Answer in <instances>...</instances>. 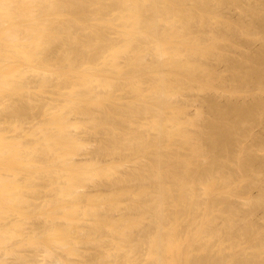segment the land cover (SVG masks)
<instances>
[{
  "label": "bare ground",
  "instance_id": "obj_1",
  "mask_svg": "<svg viewBox=\"0 0 264 264\" xmlns=\"http://www.w3.org/2000/svg\"><path fill=\"white\" fill-rule=\"evenodd\" d=\"M190 1V0H189ZM194 1V2H193ZM200 1H202V0H200ZM208 1V0H207ZM206 0H205V3H203L204 1H202V3L203 4H205V5H203V6H201V4L200 5H198L197 3V8L200 10V8L201 7H204V6H206L207 4H208V9L210 8V7H212L213 5H214V3H213V5H212V3H210L209 1H211V2H213L212 0H209L208 2H207ZM216 2H217V4H218V6H219V2H223L224 3V1L225 0H222V1H217V0H215ZM228 1V0H227ZM226 1V3H227V5H229V3ZM230 1V0H229ZM234 1V0H233ZM233 1H230L231 2V4H230V6L232 5V2ZM238 1V0H237ZM253 1V0H252ZM258 1V0H257ZM256 1V2H257ZM188 1L187 0H0V105H2V106H4V105H9V106H11L12 105V110H11V113H9L10 115L12 114V112H14V117L19 113V112H21V111H19V110H23L21 113H20V115L18 116V120H19V117L21 118H23V116H25L24 117V119L26 120V119H29V120H31V118H33L34 117V119L36 118V116H34V114L35 115H37V112L39 113V112H41L42 114H40V115H42V117H40V119L42 118V121L40 120V119H38V118H36V121H37V119L38 120H40L42 123H41V125H38V128L36 129L35 127V132H37L36 133V135H37V139H35V136L36 135H34V134H25L24 132H26V130H24L25 128H23V129H21V127H19V126H17V123H15V125H14V122H8L9 123V125H7V119H5V122L3 123V122H1L0 124H2L3 125V128H2V125L0 126V264H9V262L10 261H13V260H9V262H8V257L11 259H16V261L17 262H19V264H77V263H74V262H78V261H76L75 260V258H73L74 260H72V257H78V255L80 254H78L77 252H81V251H79L78 250V248L80 247L79 246V243H80V245H81V243H83V242H81V239L83 240L84 239V247H86L85 245H86V242H87V239L89 240V238H87V237H90V236H92V234L89 236H86V238H84L85 237V235L83 234V232H82V229L80 230H78V228L80 227L79 225L82 223V222H84V221H82L81 223L80 222H78L81 218L79 217L81 214H82V217H83V215L84 214H88V213H90V214H88V215H93V214H95L94 215V217L95 216H99V217H96V218H98V221H100V222H98L97 220V222L98 223H96V221L94 222L93 221V223H95V224H98L99 225V228L100 229H98V227H97V225L95 226V225H93V226H95L97 229H95L96 230V234H97V232L100 234V232L99 231H97V230H102L101 231V233L103 232V236H102V239L100 238V240H102V243L104 242L103 241V239H105V241H108V240H110V242H111V244H109V243H107V244H109V245H111L112 246V250H113V247H114V250H117V253H114L113 252V254H111L109 251H110V249H111V247H110V249H108V253H110L111 255H112V257H113V255L114 254H116V255H114V260L113 261H116L115 260V256L118 258V253H119V251H120V253L122 254L123 253V249H127L128 248V244L127 243H130L131 245L133 244V247L131 248V247H129V248H131L133 251H136V250H138V246H139V249H140V247L141 246H143L142 245V243H144V246L146 247H144L143 246V248L144 249H147V252H146V254H145V256H147V258L148 259H146V264H190V263H192V262H195L197 259H198V256H197V253H195V252H197L198 251V249H200L199 251H198V254H199V252L200 251H203V253H204V256H205V254H208V252H209V255H208V260L209 259H213L212 257H214V256H216L217 255V257L220 255V257H221V253L219 254V253H216V255L214 254V253H212L213 251L211 250V248L212 247H219V246H222V245H224L225 243H226V241H227V243L228 244H225L224 246H222L221 247V249H222V251H226V252H229L230 251V247H231V250H233V251H230V252H232V253H234V249H235V247L234 246H236L237 245V243L239 242L238 241V239H237V241H232L231 239H225V238H223L224 239V241H225V243H223V239H222V235H224V234H222L221 232V234L219 235V234H216L215 232H217L218 233V231H217V229L216 230H214V229H212V226L214 225V223H216L217 221V219H219V217L221 216V217H223L224 218V216L223 215H225V213H223L224 212V207H225V209H229V211H230V209L232 210L233 209V207H234V210L236 209L235 208V205H233V206H231L232 204L230 203V202H232V201H230V200H232L233 199V197H235L236 195V193H234L235 191H238V189H237V184L234 182V185H232V183H233V181H230L228 178H231L229 175H231V173L235 170H237V169H234V168H236V167H238V165L237 164H239V170L241 169V166H242V168L243 169H246V170H243V169H241L239 172H242L243 174H244V171H245V173H251V172H255L256 170H257V173H258V170L260 171L261 170V168H260V166H259V168L260 169H256L255 170V168L258 166L257 164H259V160L258 159H256V160H258L257 162H256V160H255V158L256 157H254L253 155H255L256 156V153H251V152H248L247 151V149H245V151L247 152H242L243 154L240 156V154L241 153H239V156H238V159L239 158H241L242 156H244V158H245V156L247 157V158H243L242 159V161H245L246 162V164H244L242 161H241V163H243L244 165H241L238 161H237V164H236V162L235 163H233L232 165H230V163H229V165L231 166V167H233V169L234 170H230V171H228L229 172V175H227L228 177L226 178L225 176H224V179H227V180H225L227 183H231V184H226V186H224L225 184H224V179H223V181H222V178L223 177H220V182H223V185L218 181L219 179H218V177L220 176V175H222V173H224L225 172V170H222V167L221 166H223V169H224V165H225V163H226V161L228 160L226 157H229V156H227V155H230V157H231V155H233V154H229V150H231V149H233L232 148V144H233V147H235L234 145H237L238 146V144H239V141L241 142V140H239V141H237L236 143L237 144H234L235 143V141H236V138L238 139L239 138V136H240V138L239 139H241L242 137H241V135L239 134L240 132L242 133V134H247L248 132H246V127H248L247 125H251V122L250 121H254V119L256 118V120H258V117L260 118L259 120H261V117H260V115L259 114H257V115H259V116H257L256 115V113L257 112H261L259 109H260V107L261 106H259L258 107V111H257V105H262L263 106V108H264V104H262V99H260V98H258V99H260V104H258V102L259 101H254V103H257V104H253L252 102H250V103H252L251 105H250V103H249V105L247 106H244L243 104H244V102H245V104H246V101H244V100H242L243 102H242V104H241V102L239 103H232L231 102V104L229 105V102H227L228 104H225V106H229V107H227L228 109H227V111L226 110H223L224 108H223V106H219V108H218V106H217V108L219 109V111H218V109H216V107L214 108H212L211 106H214V105H216L215 104V102L214 101H211V102H214V105H213V103H211L210 102V99H208L207 98V100L205 101V103H204V101L202 102V103H204V104H202L203 106V108L205 107V105H206V107H205V110L203 111V109H202V111H203V113H205L207 110H209V109H207V106H208V103L207 102H210L209 103V105H211L209 108H210V110H212L213 111V113H212V111L210 112L211 113V117L213 116V118L214 119H212L211 117V120H210V118H209V116H207V119L206 118H203V115H202V113H201V118L199 117H196V116H198V115H196L195 117H196V119H193L194 121H192L191 119H190V117L187 119L188 121H192V123H194V124H191V122H190V125L191 126H193V125H196L197 127H199L198 125H199V123L201 122V120H202V118H203V121H206V123H204L203 121V123H200V125L201 124H203L201 127H199L200 128V130H198L197 129V127H196V129H197V131H199V135H198V132H190V134L192 135H194V136H196V138H197V142H195L196 140H194L195 139V137H193L194 139H192V136H191V140H190V136H187V137H185L187 134H189V130L188 129H186V131H185V128H189V129H191L190 127H188L187 125H189L188 124V122H187V120H186V122L184 121V119L183 118H185V115H187V114H185V113H187V112H185L184 110H185V108L184 107H182L183 105H181L180 107L179 106H177L176 107V109L178 108L179 109V111L181 112V114L183 113V114H185L184 115V117L182 118H180V113L178 112V109L176 110L174 107H173V105H171V104H173V103H177L176 101L175 102H173L175 99V97H176V99H177V97L178 96H182V94H183V92L187 89H185V86L187 87L188 85V83L190 84L189 86H192L191 84H197V83H195L197 80V78L198 77H200L201 76V78H202V76H203V80L204 81H206L207 80V82H210L209 84H211L212 82L214 83L215 81H214V78H215V74H214V76H213V73H212V76H211V72H209L208 70V72L210 73V75L209 74H207L208 72L206 71V69L208 68H206V67H204V69L205 70H203L202 69V65H205L206 64V62H205V60H211V59H213V60H215V58H216V62L219 60V58L221 57V55L219 54V53H217L216 55V57H215V53H213V51H215L216 50V48L213 50L212 48H214V47H216V45H214L213 43H214V39H216V41L215 42H219L218 43V45L220 44V41H222V39L223 38H220V37H222L224 34H223V32L227 29L228 30V33H230L229 31H230V29L232 28V25H233V27H234V24H232L231 25V22H230V24H229V22H228V25H231V28L229 29V28H226V29H223L222 27V29H223V32L221 33V31L222 30H219L220 31V34L222 35H219L218 36V34H219V31H216V29L218 28H216L215 29V31L216 32H218V34L216 35L215 34V38H214V35L213 34H211L212 36L211 37H213V38H211V39H213V40H210L209 38H204V40L203 41H206V42H209L210 43V41H213V43L211 42L210 44H208L210 47H212V48H208V47H206V44H205V46L203 47V41H201V40H199L198 38V41H200V43L199 44H196L197 43V39H194L195 41H196V45H192V43H193V41L192 42H189L191 39H189L188 40V38L190 37V31H192L194 28V25H193V23H195L196 24V22H195V20L197 21V19L199 18L198 17V15H199V10H198V13L196 12V14H198L197 16H196V14H195V16L196 17H198V18H195V16L193 15V17H194V21H192L193 20V17H192V14L194 13H191L192 11H195L194 9H196V5H194L193 6V3L195 4V0H192V1H190V3H187ZM193 2V3H192ZM239 2H242V1H239ZM184 3V4H183ZM189 4V5H192V8H190L191 6H188V10L187 11H184L185 10V8H184V10H182L183 8H182V5L183 6H186L185 4ZM223 3L221 4V5H223ZM226 3H224V6H225V4ZM243 3V2H242ZM217 4H215V5H217ZM252 4H254V3H252ZM259 4V3H258ZM257 4V5H258ZM210 5H212V6H210ZM214 5V6H215ZM260 5V4H259ZM258 5V6H259ZM262 5H264V2H263V4ZM212 7L213 8V10L215 11V8H217V7ZM234 6V5H233ZM252 6V5H251ZM251 6H249V7H251ZM258 6L256 7V6H254V7H256V8H258ZM174 7H177V9H175ZM178 7H179V10H178ZM222 7V6H221ZM187 8V7H186ZM194 8V9H193ZM205 8L206 7H204V8H201L202 10H200L201 12L203 11V9L205 10ZM232 8V7H231ZM235 8V7H234ZM239 8V7H238ZM241 8V7H240ZM261 8H263V6H261ZM175 9V11H176V13L173 11ZM189 9H191V10H189ZM242 9V8H241ZM206 10H207V8H206ZM213 10H211V8H210V10L208 11V12H211L212 14L214 13L213 12ZM216 10H218V9H216ZM233 10V9H232ZM237 10V9H236ZM235 10V11H236ZM243 10V9H242ZM248 10V9H247ZM249 10H251L250 12H252V10H253V12H257L258 13V11H259V13L257 14H253V12L252 13H250V14H252V15H257L258 16V18L264 13H261V10L259 9H253L252 7H251V9H249ZM256 10H258V11H256ZM171 11H173V12H171ZM180 11V12H179ZM189 11V12H188ZM226 11V10H225ZM200 12V13H201ZM206 12V11H205ZM216 12H218V11H216ZM223 12V11H222ZM234 12V11H233ZM171 13H174L175 14V16H174V14H171ZM177 13H179L180 14V16L179 15H177L176 16V14ZM188 13V14H187ZM190 13V14H189ZM204 13V11L201 13V15H199L201 18H199L198 19V21H199V23H198V29H200L199 27H201V29L200 30H198V31H201V30H203V28L202 27H205V25L207 24V26L209 27V25H208V23H205L206 22V20L207 19H204V18H207V16H203V19L204 20H202V14ZM211 13H207L208 15H210ZM261 13V14H260ZM206 13H205V15H207ZM210 15V17L209 18H211V19H209L208 18V20H211L212 21V19H213V17H211V16H214L215 14H217V13H214L213 15ZM259 14H260V16H259ZM220 15V14H219ZM230 15V14H229ZM245 15V14H244ZM252 15H248V16H250V17H252ZM174 16V17H173ZM217 16H218V14H217ZM217 16H215L216 18H217V20H218V22L216 21V23H218L219 25H221L220 24V22H219V19H221V18H218ZM247 16V17H248ZM257 16H253V17H255V20H257V22L259 23L260 21L259 20H262L263 19V16H261L262 17V19H259L258 20V18H256ZM214 17V18H215ZM220 17V16H219ZM235 18V17H234ZM224 19L225 18H223L222 20L224 21ZM241 19V18H240ZM245 19V18H244ZM249 19V18H248ZM254 19V18H253ZM207 20V22H209ZM226 20V19H225ZM230 20V19H229ZM246 20V19H245ZM252 20V19H251ZM201 21H202V24H201ZM209 22V23H211V24H213V22ZM223 21H222V23H223ZM244 21V20H243ZM254 21V20H253ZM252 21V25H255L256 23H255V21L253 22ZM204 22V23H203ZM225 22H227V20L225 21ZM262 23H261V26H262V24H264L263 22H264V19H263V21H261ZM234 23V22H233ZM251 23V22H250ZM201 24V25H200ZM203 24H205L204 26H202ZM211 24H210V26H211ZM242 24V23H241ZM246 24V23H245ZM200 25V26H199ZM227 25V26H228ZM247 25V24H246ZM251 25V26H252ZM260 24H258V26L257 25H255L256 27H259L258 29L259 30H264V27L262 26V29H260L261 27L259 26ZM193 26V27H192ZM213 26V25H212ZM215 26V25H214ZM222 26H226V25H222ZM226 26V27H227ZM238 26H240V24H238ZM238 26H235L234 27V29H236V32H235V30L232 28L231 29V32H233L234 34H236L237 32H239L238 30H237V28H238ZM255 26H253L254 28H255ZM191 27H192V30H189V28L191 29ZM195 27H197L196 25H195ZM208 27H205L204 29H207ZM216 27V26H215ZM241 27V26H240ZM250 27V26H249ZM249 27H248V29H249ZM195 29H197V28H195ZM208 29H210V28H208ZM241 29H242V27H241ZM241 29H239L240 31H242ZM244 30L243 31H245V28H243ZM188 30H189V32H188ZM227 30L225 31V32H227ZM234 30V31H233ZM250 30V29H249ZM249 30H247V31H249ZM252 30H254V29H252ZM185 31H187L186 33H188L187 34V37H186V35H185ZM206 32H207V30H205ZM205 31H202L203 33H205ZM210 31V30H209ZM193 32V31H192ZM191 32V33H192ZM195 32V31H194ZM193 32V35L191 34V36L193 37V38H195L194 36L195 35H197V33L195 34ZM246 32V31H245ZM244 32V33H245ZM184 33V34H183ZM213 33H215V32H213ZM232 33V34H233ZM242 33V32H241ZM244 33L243 34H240V33H238L241 37H242V35H244ZM195 34V35H194ZM202 34V33H201ZM231 34V33H230ZM246 34V33H245ZM249 34V35H248ZM248 37L250 36V33L248 32ZM253 34V33H252ZM198 35H200V34H198ZM197 35V36H198ZM226 35V34H225ZM237 35V34H236ZM238 35V36H239ZM256 35V34H255ZM200 36H203V34L202 35H200ZM208 36H210V35H208ZM216 36L218 37V39H219V41H217L218 39L216 38ZM227 36L228 35H226V37H225V39H227ZM232 36L233 35H230V37L229 38H231V39H235V38H232ZM239 36V37H240ZM258 36V35H257ZM264 36V35H263ZM203 37H206V36H203ZM255 37V36H254ZM261 37V36H260ZM192 38V39H193ZM229 38H228V40H229ZM245 38V37H244ZM250 38V37H249ZM200 39H202L201 37H200ZM205 39H208V40H210V41H208V40H205ZM261 39V38H260ZM226 41V40H224L223 39V42L224 41H226V43H228L229 41V43H231L232 41L231 40H229V41ZM263 40V39H262ZM194 41V42H195ZM250 41V40H249ZM205 42V43H206ZM248 42V41H247ZM191 43V44H190ZM222 43V42H221ZM225 43V42H224ZM223 43V44H224ZM233 43H234V41H233ZM232 43V44H233ZM254 43V42H253ZM194 44V43H193ZM201 44V45H200ZM214 46H213V45ZM217 45V49H218V47H220V45L218 46ZM222 45V44H221ZM225 45V44H224ZM228 45H231V44H228ZM248 45V44H247ZM261 45V44H260ZM226 47V46H225ZM235 47V46H234ZM210 49V50H212L211 52H210V50H209V52H210V54H205L206 53V51L208 50V49ZM236 48V47H235ZM239 48V47H238ZM250 48V47H249ZM262 49H264V48H262ZM233 50V49H232ZM238 50H240V48L238 49ZM246 50V49H245ZM181 51V52H180ZM182 51L184 52L185 51V53H182ZM218 51H219V49H218ZM260 51L261 52H257V53H261V54H257V55H259V56H257L256 55V52H253V53H255V54H252V55H249V57H248V53H247V56H245V57H248L247 59L246 58H244L243 56H244V54H242L243 56H242V58L244 59V60H240V62L241 63H245L244 61H246V65L244 64V65H242L241 63H239V62H236V63H233V60H232V64H234V66H236V65H238L239 67L242 65L243 67H246L245 69H246V71H247V69L249 68V67H251L250 68V74L248 73L249 72V69H248V72H247V79H248V77H249V79L251 78H253V80L254 81H256V82H261V86H262V89H263V87H264V53H262V50L260 49ZM187 52V53H186ZM216 52V51H215ZM243 52H245V51H243ZM183 54V55H182ZM214 56H213V55ZM181 55V60L180 59H178V57ZM185 55H187V56H190V64H191V57H193L194 58V56L195 57H197V55L198 56H201L200 58H202L203 56H205L206 57V55H208L207 57L208 58H202V59H204V60H202L201 59V61H195V60H200L199 58L198 59H196L195 58V60H193V58H192V61H193V63L195 64V63H200L201 65V67L198 65V63H197V65H198V67H197V65L195 64V66L197 67V68H199L200 67V69H199V72H198V69L196 70V69H191L190 71H189V73L188 74H190L191 72H192V70H193V72L196 70L197 72H195V76H193L192 74H190V75H187V74H185L186 73V71L187 70H189L190 68H192V67H194V65L193 66H191L189 63H188V60L189 59H187V62H186V58H189V57H185V62H184V59L182 58V57H184ZM210 55V56H209ZM212 55V56H211ZM220 57H219V56ZM223 55V54H222ZM246 55V54H245ZM253 55H255V56H253ZM261 55H263V57H261ZM210 57V58H209ZM212 57V58H211ZM214 57V58H213ZM227 58V57H226ZM232 58V57H231ZM220 59H223L222 61L224 62V58H220ZM239 59V58H238ZM246 59V60H245ZM179 60V61H178ZM230 60V59H229ZM229 60H228V63H225L226 65H228V64H231V63H229ZM234 60H237V59H234ZM181 61H183V62H181ZM195 61V62H194ZM202 61H204L205 62V64L202 62ZM221 61V62H222ZM239 61V60H238ZM151 64H150V63ZM159 62H161V66H159ZM181 62V63H180ZM202 62V63H201ZM213 62V61H212ZM215 62V63H216ZM227 62V61H226ZM163 63V64H162ZM239 64H241V65H239ZM248 64V65H247ZM214 65V64H213ZM250 65V66H249ZM207 66V65H206ZM233 66V65H232ZM237 66V67H238ZM240 67L238 70H239V73H240V69H241V71H243L242 70V68L243 67ZM161 67H164V68H169V69H172V71H176V70H174V69H179V68H182V69H184L185 67H186V69L187 70H183V71H176L177 72V75H178V73H181V75L179 74V76H177L176 75V77H178V78H176L175 77V75H173V73H175L176 74V72H171V71H169V72H166L167 71V69H165L166 71H164V68H163V70H161ZM184 67V68H183ZM188 67H190L189 69H188ZM228 67H230V66H228ZM237 67L235 68V70L237 69ZM227 68V67H226ZM130 71V73H129V81L128 80H126V84L125 85H123V83L122 84H119V79H122L123 81H125V79L124 78H126L127 77V71L128 70ZM201 69H202V71H201ZM224 69H225V67H224ZM229 69V68H228ZM228 69H226V71L228 70ZM232 69H234V68H232ZM231 69V70H232ZM126 70V71H125ZM211 70V69H210ZM215 70V69H214ZM213 70V71H214ZM230 70V69H229ZM230 70V75H229V77L231 78L232 77V79L235 81V82H233L235 85H237L238 83L240 84V87L242 86V84L244 85V83L243 82H245V77H244V74H242V73H244V72H246L245 70L243 71V72H241L240 73V77H241V75H242V77L243 78H245V79H243L242 77H241V79H242V81H241V79H240V82H238L239 81V78H238V76L236 75L237 73H235V71H234V73L232 74V71ZM237 70V71H238ZM163 71H164V73H163ZM203 72V71H205V74H207V75H209L208 77H205L204 76V73H201V72ZM184 72V75L182 74ZM192 72V73H193ZM221 72V71H220ZM225 72V71H224ZM126 73V74H125ZM196 73H197V75H196ZM199 73L200 74H203V75H200L199 76ZM239 73H238V75H239ZM194 74V73H193ZM222 74V73H221ZM246 74V73H245ZM248 74H249V76H248ZM124 75V76H123ZM186 75H187V77H186ZM192 75V76H191ZM206 75V76H207ZM220 75V74H219ZM218 74H217V76H219ZM235 75L237 76V78L235 77ZM122 76V77H121ZM181 76H183V77H181ZM197 76V77H196ZM217 76H216V78H217ZM228 76V75H227ZM168 77V78H167ZM172 77H174V78H172ZM192 78L191 79V82H190V79L189 78ZM193 77H196V78H193ZM212 77H214V78H212ZM235 77V78H234ZM147 78H149V79H151L152 78V80L154 81V82H152L151 80H148ZM170 78H172V79H177V81L175 82V80H174V82H172L173 80H171ZM200 78V79H201ZM229 78V79H230ZM32 79H34L33 81H32ZM131 79V80H130ZM167 79H169L170 81L168 82V80ZM186 79H189L187 82H185V80ZM201 79V80H202ZM208 79L209 80H211V81H208ZM221 79H222V77H221ZM226 79V78H225ZM237 79H238V81H237ZM133 80V82H132V84H130L129 85V82L131 83V81ZM196 80V81H195ZM198 80H199V78H198ZM202 80V81H203ZM121 81V80H120ZM122 81V82H123ZM128 81V82H127ZM146 81L148 82V84L149 85H145L146 84ZM202 81H200V82H202ZM216 81H217V79H216ZM227 81V80H226ZM252 82V84H253V86L255 87V85L257 84H254L255 82ZM151 82H152V84H151ZM207 82H206V84L204 83V85H208L207 84ZM218 82V81H217ZM223 82H225L224 80H223ZM222 82V83H223ZM238 82V83H237ZM121 83V82H120ZM128 83V84H127ZM141 84V85H143V86H140L139 84ZM171 83L173 84V85H171ZM176 83H178L179 85H175ZM185 83V84H184ZM187 83V84H186ZM227 83H228V81H227ZM229 83H231L230 81H229ZM248 83V82H247ZM249 83H251V80H249ZM248 83V84H249ZM259 83L257 84V86L256 87H258V85H259ZM34 84V85H33ZM141 87V88H138L139 86ZM168 84L170 85V86H173V88H171L170 87V89H169V86H168ZM201 84V83H200ZM200 84H198V85H200ZM217 84H219V82L217 83ZM223 84H225V83H223ZM248 84H246L247 86H248ZM33 85V86H32ZM150 85H152V87H151V89H150V87H148V86H150ZM183 85H185L184 87H182ZM204 85H202L203 86V89H204ZM213 84H211V86H212ZM225 85H227V84H225ZM246 85H244V89H245V86ZM178 86H179V89H180V87H181V89L182 88H184L181 92H182V94L180 95V91H179V89H178ZM189 86H188V88H189ZM209 86V88L211 87L210 85H208ZM214 86V85H213ZM216 86V85H215ZM250 86H251V84H250ZM253 86H252V88H253ZM261 86L259 87V91L260 90H262V89H260L261 88ZM127 87H128V90H127ZM145 87V88H147L148 87V90H144L143 88ZM174 87H177V89H178V91L176 92V90H174ZM194 87V86H193ZM196 87V86H195ZM194 87V88H195ZM207 87V86H206ZM205 87V88H206ZM218 87L219 88H223V87H221L220 85H218ZM218 87H214V89L216 88H218ZM232 87V86H231ZM235 86H233L232 88H234ZM239 87V86H238ZM249 87V86H248ZM247 87V88H248ZM255 87V88H256ZM39 89V90H35V91H39L38 93H36V94H38V95H40L41 96V94H43L42 95V97H44V95L46 94V93H49V95H51V96H49L51 99H52V103H51V101H50V99H49V101H50V105L49 104H46V102H45V104H46V106L50 109H42L43 107L44 108H47V107H45V106H42V104H40L41 105V111H39L40 109L39 108H37L38 106H40V105H38V102H36V103H34V101L31 99V95H29V94H32V92L30 93V91H31V89ZM191 88V87H190ZM189 88V89H190ZM198 88V87H197ZM208 88V89H209ZM218 88V90H216V92L217 91H219V90H221V89H219ZM226 88V87H225ZM231 88V89H232ZM243 88V87H242ZM251 88V87H250ZM250 88H248L249 90H250ZM252 88H251V90H252ZM99 89H101L102 91L103 90H106L104 93L105 94H108L109 93V91H111V93H109V94H112V92H114V90L115 91H117V93L119 92V91H123V94L125 95V93H124V90H125V92H129L130 93V91H132L130 94H132L133 93V91L136 93V95H135V93H133L135 96H136V98H135V96L131 99V100H133V102H132V105H130V103H131V101L130 102H128V104H127V106H128V112L126 111V107L124 106V109H122L121 110V108L120 107H123V104L126 102L125 100H130L129 98L128 99H125L124 101H122V106H117L116 107V105H115V107L117 108V109H115V107H114V109H112V108H108V106H106V105H104V106H106L107 107V109L109 110V111H107V112H105L106 111V109H105V111L103 112L101 109H99V110H101L100 112H101V114H100V112H99V110L97 111L98 112V115L100 114V117H98L97 116V112H96V117L98 118V120H101L102 118V120L104 121L103 123L105 124V126H106V123H107V125L109 124V125H112V127H114L115 129H112L113 131L115 130L116 131V129H117V132H115L114 131V133H109V134H107L106 133V135L104 136V135H102L103 137H105V139L103 138L102 140H104V142L105 141H107L106 139H108L109 141V144H108V142L106 143V145L108 144L109 145V147H108V145H107V147L105 146V148H103V149H98L99 151H97L96 149V151L94 150L93 152H91V153H93V154H91V153H89V154H91V155H88V156H90L89 158H88V156H87V158L90 160V159H94V153H96L97 154V152H98V154H100V155H104L105 157L107 156V157H109V156H113V155H115L116 156V154L118 155L119 153H121L120 154V156L122 155V153L124 152H126V151H132L131 153H133V151H136L132 156L134 157V155L135 154H137L138 156L137 157H139V159H137V160H140V155L139 154H142V157L141 158H143L144 157V155L146 154L147 156H149L150 158H151V156H152V159H151V165H150V163H147V161H149L150 162V160H148V158H147V156L145 155V158H146V162H145V158H144V164L143 163H141V164H143L142 166H141V164H139L140 162H143L142 160L141 161H138L137 162V160H135L137 163H135V161H134V163H135V165H136V168L133 170V173H132V168H130L128 171H130L131 170V172H130V176H132V180L129 178H127V175L125 176V177H120L119 179H115L114 181H109V178H107V176H105V175H109V173H111L112 172V170H114V169H112L111 170V166L109 165V167H108V165H107V169L105 168V170H103V171H101L102 172V174H98V176H105L107 179H108V182H111L109 185L110 186H114V188L116 189L117 188V191H118V187L120 186V184L122 183V185L123 184H125L126 183V181L127 182H130V181H132V182H134L135 183V187H137V185L138 186H140V188L143 190V188L144 187H146V191H148V193L146 194V195H144V196H147V198H146V201L149 199V202L151 203H149V202H146V204H147V209H146V207L145 208H143V209H146V210H144L145 212H143L142 211V209H141V211L145 214V213H151V215H153L154 214V217L156 218V220H155V218H151L152 220H153V223H155L153 226H151V228L149 227L148 229H146L145 230V228H144V232L142 233L141 232V238H140V240H139V242H140V244H138V243H136V244H138V246L135 244V242H134V240L136 239V238H134V240H133V238H132V240L130 239V240H128V238H131L132 236H134L133 234L135 233V231L133 232V234H132V232H131V230L133 231V230H135L134 228L136 227L137 228V226H140V224H142L143 223V218L141 219L140 217L141 216H143L144 217V219L145 218H150L151 217V215L148 217L146 214V216L147 217H145V215L144 214H142V212L141 213H139V215H141L139 218H137V217H135L134 219L133 218H131L129 215H126V210H125V214H122V215H119V219L118 218H115L114 216H115V214H113L114 213V208H116V206L118 205L117 204V202L118 203H121V202H119L121 199H122V197H123V195H122V190L123 189H119L120 191H121V194H119L120 193V191H118L119 193V199H116L117 200V202H116V204L114 203L116 200H115V198H114V200L112 199L113 197H111V199L114 201H110V205L108 206L107 204V206L109 207V208H111V209H109V208H107V210L106 211H108L107 213L105 212V211H103L102 210V208L100 209V207H102V206H100L99 207V211H100V213H99V211L97 210L98 209V207L97 206H94V205H91V204H93V202H92V199L94 200V198H95V196L93 197L92 196V198L91 197H89V200H87V205H89V207L87 206V208H85V213L83 212V213H80V210L78 211V208L80 209V204H79V202H76V200H75V197H76V199L77 198H82V196H83V194H82V191H83V189L84 188H86L87 189V186L85 187L84 186V184H87V182L89 181H94V178H96L95 177V175L97 174L96 172H98V170H99V168L98 167H95V168H93L94 169V171L96 170V168H97V170H96V172H95V174H94V172H93V169L91 168L92 167V161L93 160H91L89 163H91V164H88V161L87 160H85L86 158H84L83 159V155H84V153H82L83 155H81L79 152L77 153L76 151H78V149H80V148H83V147H81L82 145H81V140L79 139V141H77L75 138H77V134H76V137L75 138H73V135L74 134H71V133H73L72 131H70L72 128H74V129H76L77 128V130H75V131H79V128H80V130H81V127L82 128H84L85 127V125H83L84 124V122L82 121L83 119H84V121L85 122H87L88 123V119L90 120H92L93 118L95 119V120H97V118H95V117H93V115H94V112H92L93 110L91 109V106L93 105V104H98V106L99 105H101V104H105V102H107V100H109L110 98H112V99H114L115 97V92L112 94V95H110V96H112V97H107V95H105L102 91H100ZM139 89V90H138ZM141 89H143L144 91H146V92H144V91H142ZM150 89V90H149ZM173 89V90H172ZM196 89V88H195ZM195 89H193L192 88V91L193 90H195ZM200 89H202L201 88V86H200ZM199 89V90H200ZM202 89V90H203ZM211 90H212V87L210 88ZM230 89V90H231ZM241 89V88H240ZM254 89V88H253ZM98 90L101 92V93H103L104 95V97L102 96L101 98H100V96L102 95L100 92H99V95L98 94H96V96H94L95 95V92L96 93H98ZM130 90V91H129ZM171 92V94L173 93V91L177 94H179L178 96L176 95V96H174L173 94H175V93H173L172 95L174 96H169V92ZM199 90H195L196 92H198ZM226 90V89H225ZM224 90V92H228V91H225ZM228 90V89H227ZM234 90V89H233ZM236 90V89H235ZM247 90V89H246ZM245 90V91H246ZM148 91V92H147ZM187 91H188V89H187ZM186 91V93H188ZM201 91V90H200ZM199 91V92H200ZM205 91V90H204ZM263 91H264V89H263ZM262 91V92H263ZM106 92H108V93H106ZM127 92V93H128ZM206 93L208 92V91H205ZM204 92V93H205ZM214 92V91H213ZM229 92H231V91H229ZM228 92V94H230V96H231V94H233L234 92H232V93H229ZM241 92V91H240ZM247 92V91H246ZM41 93V94H40ZM45 93V94H44ZM169 93V94H168ZM219 93V92H218ZM217 93V94H218ZM236 93L238 94L239 92H237L236 91ZM235 93V94H236ZM242 93H244V92H242ZM250 93V92H249ZM251 93H253V92H251ZM250 93V94H251ZM21 94V95H20ZM94 94V95H93ZM101 94V95H100ZM109 94H108V96H109ZM119 94V93H118ZM121 94V93H120ZM123 94H121V96L123 95ZM168 94V95H167ZM194 94V93H193ZM201 94V93H200ZM199 94V95H200ZM221 94V93H220ZM261 94V93H260ZM20 95V96H19ZM27 95V96H26ZM33 95V94H32ZM97 95H98V97L100 98H98L97 97ZM117 95V94H116ZM183 95H185V94H183ZM212 95V94H211ZM210 95V96H211ZM222 95V94H221ZM221 95H219V96H221ZM225 95V94H224ZM223 95V96H224ZM239 95V94H238ZM244 95V94H243ZM243 95H241L240 94V97L241 96H243ZM245 95H247V93L245 94ZM256 95H258V94H256ZM28 96H31L30 97V99H29V97ZM34 96H35V94H34ZM37 96V95H36ZM117 96H119V95H117ZM116 96V97H117ZM120 96V98H122ZM128 96V94L126 95V97ZM138 96V97H137ZM186 96V95H185ZM185 96H182V97H185ZM227 96V95H226ZM229 96V97H230ZM236 96V95H235ZM247 96H249V94L247 95ZM255 96V95H254ZM259 96V95H258ZM18 97V98H17ZM26 97V98H25ZM97 97L98 99H95V98ZM107 97V98H106ZM114 97V98H113ZM125 97V96H124ZM171 97H173V98H171ZM244 97V96H243ZM16 98H17V100H16ZM20 98H24L25 100H28L29 99V106H28V108H25V110H24V108H23V106H25L26 107V105H27V101H26V103H25V100L23 99V100H21ZM45 98H46V95H45ZM94 98V99H93ZM109 98V99H108ZM117 98H119V97H117ZM117 98H115L116 100H118L119 101V99H117ZM180 98V97H179ZM188 98V97H187ZM214 98V97H213ZM224 98V97H223ZM228 98V97H227ZM226 98V99H227ZM236 98H238V97H236ZM247 98V97H246ZM251 98V97H250ZM253 99L255 98V97H252ZM33 99H35V98H33ZM39 99V98H38ZM114 99V100H115ZM123 99V98H122ZM169 99H171V100H169ZM174 99V100H173ZM190 99V98H189ZM216 100H217V98H215ZM241 99V98H240ZM256 100H257V98H255ZM15 100H16V102L19 100H21V102H20V105H17V103L15 102ZM36 101H37V99H35ZM111 100V99H110ZM138 100V101H137ZM173 100V101H172ZM185 100V99H184ZM192 100V99H191ZM209 100V101H208ZM213 100V99H212ZM235 100V99H234ZM238 100H239V98H238ZM24 102V104H26V105H23V102ZM30 101L31 102H33L34 104L32 105V103H30ZM40 101V100H39ZM42 101V100H41ZM40 101V102H41ZM121 101V100H120ZM119 101V102H120ZM140 101V102H139ZM170 103H169V102ZM231 101H233V100H231ZM240 101V100H239ZM263 101H264V98H263ZM11 102H13V104H14V102L16 103V105L18 106V108H19V106H21V105H23V106H21L23 109H21V108H19V110L16 108V107H14V105L11 103ZM110 102H112V101H109V106L111 105L110 104ZM114 102V101H113ZM143 102H146L147 104L149 103V102H151V103H153L154 104V106H153V108H150V106L151 105H153V104H146V105H143ZM166 102H168L167 103V105L169 104L170 105V108H169V105L167 106L166 105ZM173 102V103H172ZM178 102H179V100H178ZM192 102V101H191ZM220 102V101H219ZM233 102H235V101H233ZM10 103H11V105H10ZM22 103V104H21ZM41 103H43V102H41ZM108 103V102H107ZM118 103V102H117ZM117 103H113V104H117ZM141 104V106L140 105H138L137 106V104ZM180 103V102H179ZM207 103V104H206ZM247 103V104H248ZM44 104V105H45ZM118 104H121V103H118ZM117 104V105H118ZM195 104V103H194ZM32 105V106H31ZM38 105V106H37ZM49 105V106H48ZM51 105H53V108L51 107ZM125 105V104H124ZM136 105L137 107H135V110L134 109H131V107H134V106ZM177 105H179V104H177ZM219 105V104H218ZM224 105V104H223ZM2 106L0 107V108H2ZM8 106V107H9ZM94 106V105H93ZM92 106V107H93ZM98 106H97V108H98ZM114 106V105H113ZM130 106V107H129ZM145 106V107H144ZM149 106V107H148ZM172 106V107H171ZM176 106V105H175ZM30 107V108H29ZM94 107H96V105L94 106ZM142 107V109H140ZM155 107V108H154ZM198 107H199V104H198ZM3 108H5V107H3ZM9 108H11V107H9ZM13 108H16L15 110H13ZM52 108V109H51ZM97 108H96V110H97ZM136 108L138 109L137 111H136ZM167 108V109H166ZM172 108L173 109H175L174 111H173V113H172ZM180 108H181V110H180ZM184 108V110H182ZM197 108V107H196ZM34 109L37 111L36 113L34 112ZM90 109L92 110V111H90ZM93 109H95V108H93ZM110 109H112L113 111L111 112V110ZM131 109V112H130V114H129V110ZM152 109H154V111H155V113H153L152 114ZM156 109V110H155ZM169 109V113L167 112V110ZM222 109V111H224V112H222V111H220ZM225 109H226V107H225ZM3 110V109H2ZM7 109H5V111H6ZM44 110V111H43ZM104 110V109H103ZM133 110V111H132ZM140 110H141V115L142 114H145L146 113V115H149V116H152L151 118L153 119V117L156 119L155 121L156 122H154V119H153V121H152V119L150 118L149 119V121L147 120V122H149L150 123V125L149 124H147V126L144 124V122H146L145 121V119L143 118V120H144V122L143 121H141V119H134L133 117H134V115L135 116H137L139 113H140ZM149 110H151L150 112H148ZM4 110H3V112H5ZM18 111V112H17ZM124 111H126L125 113H124ZM138 112L137 113V115H136V113L133 115H131V113L133 112ZM166 111V112H165ZM257 111V112H256ZM8 112H10V111H8ZM91 112L93 113V114H91ZM103 112V113H102ZM111 112V113H110ZM150 113V114H148V113ZM167 113V114H169V115H167L168 117L171 115V114H173L174 116H175V112L177 113L178 112V115L176 114V116H175V118L177 117V119H179V123H180V119H183V121H181V123L182 122H185V123H183V124H181L180 123V125H179V123L177 124V123H175V122H173V126H174V123L176 124V125H178V126H176L175 125V127L177 128L178 127V129H174V128H172V124L170 123V127H171V129H169V126H167V124L169 125V123H164L165 122V119L163 120V118L164 117H166L165 115V113ZM262 112H263V109H262ZM261 112V113H262ZM6 113V112H5ZM74 114V115H76V114H79V115H77V116H83V117H81V118H79V119H81V121H79V123H78V120H77V122H76V120H75V122L74 121H71L72 119V117L69 115V114ZM76 113V114H75ZM128 113V114H127ZM171 113V114H170ZM209 113V111H208V114H210ZM264 113V112H263ZM1 114V113H0ZM9 114H8V116H9ZM16 114V115H15ZM22 114V115H21ZM128 116H130V118L128 117L127 118V115ZM155 114V115H154ZM183 114L181 115V116H183ZM39 114H38V116H40ZM90 115L93 117V118H91L90 117ZM206 115H207V112H206ZM263 115V114H262ZM261 115V116H262ZM1 116V115H0ZM131 116H132V118L133 119H131ZM140 115H138V117H139ZM144 117H145V115H143ZM156 116H158V117H162V116H164L161 120H157V118L158 117H156ZM173 116V117H174ZM187 116H189V115H187ZM252 116H257V117H252ZM6 117V116H5ZM10 117V116H9ZM13 117V116H12ZM74 118H76L75 116H73ZM86 117H90V118H86ZM102 117V118H101ZM147 117V116H146ZM171 117H172V115H171ZM171 117H169L170 119H171V121H172V119L173 120H175L174 118H171ZM179 117V118H178ZM194 117V118H195ZM204 117H206V116H204ZM249 117H251V118H249ZM263 118H264V115L262 116ZM125 118L126 119H128V120H126V122L127 123H125ZM135 118H137V117H135ZM148 118V117H147ZM167 118V117H166ZM169 118H167V119H169ZM225 118L226 119H228V120H225ZM249 118V122L250 123H248V121H247V123H245V121H246V119H248ZM0 119H1V121H3V119H2V117H0ZM17 119V118H16ZM23 119V120H24ZM33 119V120H34ZM85 119H87V120H85ZM159 119V118H158ZM166 119V120H167ZM170 119H169V121H170ZM176 119V120H177ZM190 119V120H189ZM200 119V120H199ZM219 119H222V121L224 122V121H227V122H222L221 120L219 121ZM252 119V120H251ZM12 120H13V118H12ZM11 120V121H12ZM33 120L32 121H29V122H31V123H33ZM123 121L124 120V123L125 124H121L120 123V121ZM137 120H140V122L139 121H137ZM151 120V121H150ZM163 120V121H162ZM198 120H199V122H198ZM257 121L258 123H260V122H262V120H264V119H262L261 121ZM28 121V120H27ZM35 121V120H34ZM121 121V122H122ZM160 121L162 122V125H163V123H164V125L166 126V127H164V125L162 126V127H160L159 129L157 128L156 130H158L159 131V134L157 135V131H155V132H151L153 129H151L150 128V132L152 133V134H156V136H154V137H148L147 139H149V140H147L146 139V137L145 136H149L150 134H147V135H145L147 132H149L148 130L146 131V128L145 127H150L151 126V124L153 123V128H156V127H158L157 125H160ZM169 121H167V122H169ZM170 121V122H171ZM252 121V124H254V122ZM19 122V121H18ZM38 122V121H37ZM97 122V121H96ZM99 123H100V121H98ZM102 122V121H101ZM115 122V123H114ZM141 122H143V123H141ZM177 122V121H176ZM198 123V124H196V123ZM264 122V121H263ZM6 123V124H5ZM22 123V122H21ZM25 123V122H24ZM28 123V122H27ZM87 123H86V125H87ZM91 122H89V124H90ZM132 123V125L133 124H135L136 125V127H135V125L134 126H131V127H133V128H124V125H128V124H131ZM157 125H156V124ZM245 123V126L243 125ZM255 123H256V121H255ZM258 123H256V124H258ZM36 124V123H35ZM38 124V123H37ZM92 125H93V122L91 123ZM90 124V125H91ZM94 124H97V123H94ZM119 124H121L120 126H119ZM141 124L142 125H144V126H141ZM184 124H186V127H184ZM247 124V125H246ZM261 124V123H260ZM260 124H258L259 126H260ZM4 125H6V128H7V126H9L8 128H10L9 130V132H11V129H12V132L13 131H15V132H18L19 134H20V136H18V137H10L11 135L10 134H15V133H6L7 132V129L5 130L4 129ZM22 125V124H21ZM29 124H27L26 126H28ZM99 125V124H98ZM103 125V124H102ZM141 127H144L143 129L142 128H139L140 126ZM261 125H263V123L261 124ZM34 126V125H33ZM88 126V125H87ZM116 126H119V127H116ZM129 126V125H128ZM161 126V125H160ZM251 126H253V125H251ZM256 126V125H255ZM29 127V126H28ZM76 127V128H75ZM89 127V126H88ZM92 127V126H91ZM96 127V126H95ZM126 127V126H125ZM168 127V128H167ZM184 129H183V128ZM203 127V128H202ZM87 128V127H86ZM90 128V127H89ZM89 128H88V132L91 130H89ZM103 128V127H102ZM106 128V127H105ZM123 128V129H122ZM161 128L162 129H164V130H161ZM249 128V127H248ZM251 128V127H250ZM32 129H33V127H32ZM85 129V128H84ZM110 129H111V127H110ZM128 131H127V130ZM140 129H141V131H140ZM148 129V128H147ZM167 129H168V131L169 132H171L172 131V133H171V135H170V133L167 131ZM173 129V130H172ZM179 129L181 130V131H184V132H187V133H183V135H184V137L182 138V136H181V134L182 133H180V131H179ZM192 129H195V126H194V128L192 127ZM192 129H191V131H192ZM238 129H241V130H243V131H241V130H238ZM18 130V131H17ZM83 130V129H82ZM81 130V131H82ZM87 130V129H86ZM92 130H93V128H92ZM98 131L99 132V129H95V131ZM155 130V129H154ZM188 130V131H187ZM29 131H30V128H29V130L26 132V133H29ZM32 131H34V130H32ZM32 131H30V132H32ZM80 131V132H81ZM94 131V130H93ZM93 131H92V133H93ZM94 131V133H96ZM109 131V130H108ZM142 131H145V132H142ZM174 131V132H173ZM236 131H239L238 132V134H239V136H236L237 134H235V132ZM245 131V132H244ZM248 131V130H247ZM71 132V133H70ZM84 132V131H83ZM87 131H85L84 133H86ZM97 132V133H98ZM102 132V131H101ZM104 132V131H103ZM102 132V133H103ZM138 132H140L139 133V135L140 134H143V133H145V134H143L141 137L139 136V135H136ZM142 132V133H141ZM244 132V133H243ZM252 132V131H251ZM258 132V131H257ZM260 132V131H259ZM69 133L71 134V136H69ZM77 133V132H76ZM79 133V132H78ZM91 133V132H90ZM89 133V134H90ZM91 133V134H92ZM105 133V132H104ZM128 133H130V135H128ZM237 133V132H236ZM253 133V132H252ZM25 134V135H24ZM82 134V133H81ZM100 134V133H99ZM135 134V135H134ZM154 134V135H155ZM196 134V135H195ZM246 134H245V140H246V137L248 136V138H252V139H254V138H256V137H254L255 136V134L253 135V137H249V133L247 134V136H246ZM251 134V133H250ZM22 135V136H21ZM32 136V137H30V138H32V140L34 139V141H36V143L35 142H33L32 141V144L33 143H35V145H34V148L33 147H30V145H27V141L26 140H23V142H22V139L23 138H26V139H29V137L28 136ZM79 135H80V133H79ZM84 135V134H83ZM126 135H128L127 137H126ZM145 135V136H144ZM176 135H179V136H176ZM260 136H262L261 134H259ZM259 135H258V140L260 141V139H259ZM13 136H15V135H13ZM33 136H34V138H33ZM81 136V135H80ZM89 136V135H88ZM106 136H109V137H107L106 138ZM129 136L130 137H133L134 138V136H138V137H140V138H143V139H140V138H137V140L135 139H133V138H130L129 139V141H127L128 139L127 138H129ZM144 136V137H143ZM153 136V135H152ZM178 139H185V141L187 140V143H189L190 141V145H192L193 143L192 142H195V144H193L195 147H197V148H195V147H193L192 148V146H189V145H187V143L184 141L183 142V140H182V142L185 144V146H184V144L182 143V142H180V141H178L177 140V138ZM198 136H199V139H198ZM71 137V138H70ZM85 137V136H84ZM126 137V138H125ZM175 137V139L178 141V143L179 144H181L180 146L182 147V149H183V153H184V151L186 150V152L183 154V153H181V148L179 149V147L180 146H177L176 144L174 145V140L172 139V138H174ZM200 137L201 138H203L202 139V141H200L201 139H200ZM243 137V138H244ZM79 138H81V137H79ZM83 138V137H82ZM86 138H88V137H86ZM95 138V137H94ZM147 140V142L148 141H150L149 142V144H146V145H144V142L143 141H141V140H145V139ZM151 138V139H150ZM172 139L171 141H170V139ZM247 138V139H248ZM40 139L42 140V141H40ZM85 139V138H84ZM99 139H100V136H99ZM133 139V140H132ZM139 139V140H138ZM251 139V140H252ZM261 139L263 140L264 138H262L261 137ZM146 140H145V143H147L146 142ZM175 140V141H176ZM189 140V141H188ZM204 140V141H203ZM243 140V139H242ZM251 140H249L248 139V142L249 141H251ZM262 140L260 141V142H262ZM25 141V142H24ZM31 140H29V142H30ZM85 141V140H84ZM168 141H170V144H172V146H171V148H173V149H175V147H176V152H177V150L178 151H180L179 153H181V154H183V155H185V156H181V157H176L178 154H176V156H173V155H175V153L173 152V149H171V151H172V153H174L173 155H171L172 153H171V151H170V149L168 148V147H170V145L169 146H167L166 147V144H168L169 142ZM177 141L175 142V143H177ZM205 142L206 143V145H202V147H201V145L199 144L200 142ZM253 141V140H252ZM254 141H257V140H254ZM258 141V142H259ZM86 142V141H85ZM85 142H84V144H85ZM88 142V141H87ZM100 142H101V139H100ZM103 142V143H104ZM137 144H139V145H137ZM142 142H143V144H142ZM39 143H44V145L43 146H46V147H42L41 145H39ZM102 143V144H103ZM198 145H197V144ZM243 143V142H242ZM245 143V142H244ZM243 143V144H244ZM251 143H254V142H251ZM257 143V142H256ZM29 144V143H28ZM83 144V143H82ZM83 144V145H84ZM92 144H94V143H92ZM92 144H90V145H92ZM100 144V143H99ZM204 144V143H203ZM39 145V146H38ZM96 145V144H95ZM187 145V146H186ZM240 145H242V144H240ZM251 145V144H250ZM257 145V144H256ZM89 145H87V147H88ZM97 146H100V145H97ZM164 146V147H163ZM208 147V148H206V147ZM236 146V147H237ZM244 146H246V143L244 144ZM249 146V145H248ZM247 146V147H248ZM253 146V148H254V146L255 145H252ZM264 146V145H263ZM39 147V148H38ZM40 147H42V149H40ZM163 147V148H162ZM165 147L167 148V149H169V151H170V153H169V151L167 150V149H165ZM178 147V148H177ZM198 147H200V148H202L203 150H204V147H205V150L206 149H209L210 150V152L211 151H214V152H212V153H215L216 152V154H214V155H219L220 157H222L218 152H221L222 150H223V152H224V157H222V159H225V160H221V158L220 157H218V159H219V163L217 164L216 162H218V160L217 159H213L214 158V155H212L213 157H209V158H211L210 160L206 157V155H208L210 152L208 151L207 152V150L205 151H203V150H201V149H199L200 151H201V153H200V155L201 156H203V153L204 152H206V153H208V154H205L204 153V157H202V159H205V157L208 159V161L209 162H207L208 164L210 163V165H212L211 164V162L213 163V165L212 166H214L215 167V169H220L221 168V170L223 171L222 173H220V175H219V173L218 172H221V170H218V172H216L217 170H215V172H216V174H215V172L213 171L214 169V167H210L209 166V170H210V173L213 175V176H217L216 178L218 179L217 181L220 183V185L221 186H224V187H221L220 185L219 186H217L218 184H216V182H215V184L213 183V182H211L212 181V178L209 176V175H207V176H205V175H203L205 178H204V180L202 179L203 177L202 176H200L201 177V179H202V181L201 182H199L201 179L199 178V174H200V171H201V173L203 174H206L207 172V174H209V171H208V165H206L205 164V162L207 161V159L206 160H204L203 161V163H202V159L200 158V156H199V154H198V157L200 158V161H201V165H200V161H199V159H198V157H197V154H196V152L198 153ZM228 147H230L229 148V150H228V153H226L225 154V151L224 150H226L227 151V149H228ZM258 147V146H257ZM46 148H47V150H46ZM185 148H188V149H191L192 148V151L195 149H197L198 151H193V152H195V156L197 157V158H195L194 157V159L197 161H193V160H191V161H193V163L194 164H196L197 165V168H198V164L200 165V167L199 168H202V169H204L205 170V172H203V170H198V171H196L197 172V174L198 175H196L195 173L196 172H193L192 170V175H193V173H194V178H193V176L191 175V173H189V172H191L190 171V169H192V168H195L196 169V166L195 165H192L191 163L189 164V163H187L186 161H185V159H186V154H187V152H188V156L190 155L191 156V159H193L192 157V152L190 151V153H189V151H187V149H185ZM238 148V147H237ZM239 148H241V146H239ZM243 148V147H242ZM241 148V149H242ZM244 148H246V147H244ZM243 148V149H244ZM252 148V147H251ZM251 148L249 147L248 149H250L251 150ZM259 148H261V154H262V147H260V145H259ZM264 148V147H263ZM130 149H133V150H130ZM240 149V150H241ZM255 149V148H254ZM253 149V150H254ZM49 150H50V152L52 151L53 153H50L49 152ZM81 151H83L82 149H80ZM84 150H86V149H84ZM146 150V151H145ZM239 150V151H240ZM103 151V152H102ZM142 153H141V152ZM144 151V152H143ZM199 151V152H200ZM232 151V150H231ZM234 151H236L237 152V150L235 149ZM244 151V150H243ZM264 151V150H263ZM146 152V153H145ZM148 152V153H147ZM222 152V153H223ZM233 152V151H232ZM231 152V153H232ZM254 152V151H253ZM255 152H257V150H255ZM258 152H260V151H258ZM257 152V153H258ZM49 153V155H48V157H47V154ZM139 153V154H138ZM151 153V154H150ZM234 153V152H233ZM252 155H251V154ZM50 154H52V155H50ZM81 155V156H83L82 158H80V156H78V155ZM95 154V155H96ZM98 154H97V157H98ZM149 154V155H148ZM180 154V155H181ZM245 154V155H244ZM264 154V153H263ZM53 155H55V156H53ZM86 155V154H85ZM124 155V154H123ZM126 155V154H125ZM125 155H124V157H125ZM226 155V156H225ZM236 155V154H235ZM258 155H260V154H258ZM257 155V156H258ZM44 156H46V158H47V163L45 162V158H43ZM74 156V157H73ZM113 157V158H116V157ZM119 156V155H118ZM132 156H130L129 158L131 159V158H133ZM136 156V155H135ZM171 156H173L175 159L172 161V159L173 158H171ZM188 156H187V159H189V162H190V158H188ZM189 156V157H190ZM210 156H211V154H210ZM50 157V158H49ZM56 157V158H55ZM86 157V156H85ZM106 157V158H107ZM123 157V156H122ZM127 157H128V155H127ZM183 157H185V158H183ZM234 156H232L230 159H231V161H227V162H231L232 163V158H233ZM235 157H237V156H235ZM259 157V156H258ZM40 159V161H42L43 159H44V164L46 165L47 164V166L46 167H48V169L45 167V165L44 164H41L42 162H39V159ZM53 159V161H55V163L54 162H48L49 161V159ZM104 158V157H103ZM149 158V159H150ZM155 158V159H154ZM216 158V157H215ZM261 158V157H260ZM259 158V159H260ZM34 159H37V160H34V162H32ZM51 159V160H52ZM57 159V160H56ZM79 159H81V160H85V161H87V162H81V163H83V164H80V161H78ZM97 159V158H96ZM98 159H99V157H98ZM97 159V160H98ZM122 159H124V158H122ZM128 159V158H127ZM154 159V160H153ZM229 159V160H230ZM235 159V158H234ZM100 160H102L101 158H100ZM99 160V161H100ZM107 160V159H106ZM126 160V159H125ZM240 160V159H239ZM255 160V161H254ZM263 160H264V158H263ZM263 160H261V161H263ZM36 161V162H35ZM94 161H96V160H94ZM97 162V163H100V162ZM158 161V162H157ZM214 161V162H213ZM224 162V164H222L221 162ZM236 161V160H235ZM260 161V162H261ZM39 162V164H41V165H38L37 163ZM78 162V163H77ZM116 162H120V165H124V160H122V161H117L116 160ZM121 162H122V164H121ZM124 162V163H123ZM157 163V165H154V164H156ZM254 162H256V163H254ZM264 162V161H263ZM262 162V163H263ZM32 163V164H31ZM49 163V164H48ZM118 163L116 164L115 162L114 163H112V165H114V166H116V167H118L117 165H118ZM130 161H129V165H130ZM149 164V165H146V164ZM154 163V164H153ZM159 163V164H158ZM216 163V164H215ZM221 163V164H220ZM256 164V166H252L251 164ZM262 163H261V166H262ZM34 164V165H33ZM87 164H88V166H87ZM96 163L94 162V165H95ZM103 164V163H102ZM116 164V165H115ZM133 164V163H132ZM137 164H139V167H138V165ZM175 164V165H174ZM186 164H188V166L186 167V168H188V167H190V169L188 170V169H184V170H182L183 168H182V166H184V165H186ZM203 164V165H202ZM215 164V165H214ZM237 166H236V165ZM42 165H43V168H42ZM52 165V166H51ZM86 165V166H85ZM94 165H93V167H94ZM125 165H127V164H125ZM124 165V166H125ZM128 165V166H129ZM169 165H170V167H169ZM176 166V167H172L171 168V166ZM206 165V166H205ZM228 164H226L225 165V168H226V166L227 167H229L230 169H231V167L229 166ZM233 165H235V166H233ZM241 165V166H240ZM248 165H250V166H252L253 168V171H251V169L249 170V167L247 168V167H244V166H248ZM263 165H264V163H263ZM35 166L37 167V166H41L40 167V169L37 167L36 169L37 170H39V172L35 169ZM55 166H57L58 168L56 169V167ZM101 166V165H100ZM102 166H104V165H102ZM133 166V165H132ZM154 166V167H153ZM193 166V167H192ZM195 166V167H194ZM85 167H87V168H85ZM105 167V166H104ZM119 167H122V166H119ZM138 167V168H137ZM184 167V168H185ZM207 169H205V168ZM220 167V168H219ZM31 168L33 169L32 170V172L30 171L31 170ZM42 168V169H41ZM60 168V169H59ZM90 168H91V170H90ZM114 168V167H113ZM122 168H125V167H122ZM168 168H171L170 170L168 169ZM174 168H175V170L176 169H179L180 168V170L181 171H183V173H185V170H186V175H187V177L190 179V178H192L191 179V182L189 183V179L187 180L186 179V177L184 178L183 176H186L185 174H183L181 171H175L174 170ZM182 168V169H181ZM198 168V169H199ZM211 168L213 169V170H211ZM262 168H264L263 166H262ZM37 171H35V170ZM86 169V170H85ZM102 169H104V168H102ZM116 169H118V168H116ZM172 169L175 171H172ZM195 169H194V171H195ZM60 170V171H59ZM100 170H101V168H100ZM107 170V171H106ZM108 170H110V171H108ZM122 169H120V171H121ZM197 170V169H196ZM251 171V172H248V171ZM255 170V171H254ZM33 171L36 173V175H40V176H38V178H40L41 176H45L46 177V179L47 178H49V180L48 181H52V184L50 183V187H49V189H52L53 190V188H52V185L55 183H57L59 180H60V185H58V184H56L57 186H56V188L58 189V186H59V192L60 193H58V195H60V196H58V197H56L55 199L57 200V198H58V200H59V198L61 199L62 197V199H61V201L59 200V202L57 203V201L53 198V196L51 197L52 198V200H50L49 198V200L47 201V202H49V201H53V199L56 201V206H60V207H57V210H55L56 208V206L54 207V208H52V210L54 209L56 212H54L55 214H58L57 215V218L55 217V215H54V218H52V220L53 221H51V215H50V219L49 218H47L48 216L46 215L47 213H45V215L47 216L46 218H45V216H44V220L46 219V221H48V220H50V225H49V221L48 222H45V224L44 223H42V224H39V225H43L44 224V226H46V224L48 223V226L50 227V229H49V227L47 228V229H49V231L47 232V230H44L45 229V227L43 228V230H44V232L42 231V233H41V228H39L40 229V231H38V232H40V234L39 233H37L36 235H35V233H31V234H34L33 236L32 235H30V236H25L24 234H23V231H19V226H21V223H20V225L18 224V221L16 222V220H17V218H16V220L14 219V223L16 224L17 223V225H19V226H14L15 228L17 227V229H15L13 226H12V228L10 227V226H8L7 224H9V223H7V222H10V219H9V217H11V216H9L10 215V213L12 214V212L13 213H15V212H18L19 214H21V215H19L20 216V220H21V216L22 215H24V216H22V219H27V217L26 218H24L25 216H26V214H27V211L29 210L28 208L29 207H31V206H33V205H31V198L29 197V194H33V192L35 193V189L37 188H33V187H30L28 190V192H27V189L25 190V189H20L19 188V186H18V188H17V185L16 184H19L20 186L22 185H24L23 187H25L26 185L28 186H30V182L31 181H29L30 179H34V177H37L36 175H34L33 174ZM41 171V172H40ZM93 173H92V172ZM104 171H105V173H104ZM119 171V172H120ZM170 171V172H169ZM207 171V172H206ZM214 172V174L212 173V172ZM232 171V172H231ZM235 171L233 172L234 174H235ZM238 171H237V173H238ZM247 171V172H246ZM61 172H65L66 174H64V173H62L63 175L61 176ZM100 172V171H99ZM98 172V173H99ZM114 172H115V170H114ZM126 172V171H125ZM173 172V173H172ZM263 172V171H262ZM26 174L25 176H26V178H25V181H27V182H29V184L27 183L26 184V182H24V184H20V182H21V180H24V177H22L23 179H21L20 181H19V176L21 175V174ZM29 173V174H28ZM31 173V174H30ZM38 173V174H37ZM116 173V172H115ZM123 173V172H122ZM227 173V172H226ZM257 173H251L253 176V179H254V175H256ZM261 173V172H260ZM19 176H18V175ZM23 174H22V176H23ZM91 174H92V176H91ZM104 174V175H103ZM117 174V173H116ZM228 174V173H227ZM250 174V175H251ZM259 174V173H258ZM29 175V176H28ZM64 175H66V177L63 179V183H66L65 182V180L67 181V183L68 184H66V185H68L69 186V188H67L66 187V185L65 184H63V185H65V191L64 190H62V192H61V188H60V186H61V181H62V179H60V178H63V176ZM113 175V174H112ZM190 175H191V177H190ZM211 175V176H212ZM224 175V174H223ZM222 175V176H223ZM240 175V174H239ZM247 175V176H246ZM263 175V174H262ZM68 176V177H67ZM93 176H94V178H93ZM97 176V175H96ZM110 176H111V174H110ZM123 176H124V174H123ZM129 176V175H128ZM197 176V178H199L198 179V183H199V185H198V183H197V178H195ZM234 176V175H233ZM236 176V175H235ZM243 176V178H244V176H245V178L246 177H249V174H245V175H242ZM264 176V175H263ZM262 176V177H263ZM104 177V178H105ZM136 177V178H135ZM207 177H209V181H208V179H206ZM251 177V178H252ZM258 177V176H257ZM67 178V179H66ZM90 178V179H89ZM93 178V179H92ZM124 178V179H123ZM135 178V179H134ZM214 178V177H213ZM216 178H214V179H216ZM235 178V177H234ZM242 178V179H243ZM250 177L246 180L248 183H249V181H250V179H251ZM41 179V178H40ZM44 179V178H43ZM43 179L42 180H40V181H43ZM97 179H99L98 177H97ZM169 179H171L170 181L173 183L174 181V183H173V185L172 186H174L173 188L174 189H171L172 188V186H171V188H170V186H169V183H171L170 181H169ZM205 179H206V181L207 182H209V183H207V182H204L205 181ZM241 179V180H242ZM253 179H251V183H249L248 185H246L247 186V188L249 187L250 189H252V187H255L256 185H254L255 184V181L257 180V179H259V178H255L256 180H253ZM96 180V179H95ZM100 181L102 180V178L101 179H99ZM133 180H136V181H133ZM196 182H195V181ZM211 180V181H210ZM235 180H236V178H235ZM34 181H36L35 179H34ZM33 180H32V182L33 183H36V182H34ZM82 181V182H81ZM169 181V182H168ZM228 181H230V182H228ZM240 181V180H239ZM244 181H245V179H244ZM243 181V182H244ZM252 181H254V183H253V186H252ZM263 181V180H262ZM23 182V181H22ZM37 182H38V180H37ZM44 182H46L45 180H44ZM124 182V183H123ZM217 182V183H218ZM225 182V183H226ZM40 183V182H39ZM49 183V182H48ZM102 183H104V181H102ZM114 183V184H113ZM133 183V184H134ZM137 183V184H136ZM150 183V184H149ZM194 183H197V184H195V186L197 185V186H201L202 187V189H203V191H205L204 193H202V196H199L200 194H199V191H198V188L199 187H197V191H198V196L199 197H203V202H204V195L203 194H205V196H207L208 197V194H209V196H210V200L208 201V199L209 198H206L207 199V201L208 202H211L212 201V206L214 207H211V206H209L208 204H211V203H208L207 202V204H205V203H203V204H205L206 206H208L207 208H208V210H207V213H205L206 212V208H205V206H204V208H205V210H203L204 208H203V204L202 205H200L201 204V202H200V200H198L199 198L197 197V195H195V193H197V192H195L194 193V191H196V187L194 186V185H192V187L194 186V189L195 190H192V187L190 186L191 184H194ZM202 183H206L205 185H202ZM258 183V182H257ZM37 184V183H36ZM45 184V183H44ZM43 184V185H44ZM55 184L53 185V187L55 186ZM90 184H92V182L90 183ZM95 184V183H94ZM127 184V183H126ZM177 184V187H175V185ZM235 184H236V188H235V190H233V188H234V186H235ZM240 184V183H239ZM242 184V183H241ZM244 184H245V182H244ZM16 185V186H15ZM46 185H48V184H46ZM88 185V184H87ZM106 185V184H105ZM108 185V187H110ZM130 185V184H129ZM132 185V184H131ZM145 185V186H144ZM151 185V186H150ZM231 185V186H230ZM32 186H33V184H32ZM36 186V185H35ZM38 186V185H37ZM103 186V185H102ZM102 186H101V188H102ZM150 188H149V187ZM245 185H244V187H246ZM250 186H252V187H250ZM261 186H264V183H262L261 184ZM260 186V187H261ZM61 187H63V186H61ZM81 187H83L82 188V191H78L79 190V188H81ZM127 187V186H126ZM132 187H133V185H132ZM201 187L199 188L200 190H201ZM220 187V188H219ZM225 187H227V188H225ZM229 187H233L232 188V190H233V192H231L232 190H228L229 192H231V193H228V195L229 194H232V196L233 197H229L228 195H227V193H223V191H225V190H223L222 191V189L223 188H225L226 190L227 189H230ZM258 187V186H257ZM28 188V187H27ZM32 188V189H31ZM113 187H112V189H114ZM121 188V187H120ZM125 188V187H124ZM128 188V187H127ZM138 188V187H137ZM148 188V189H147ZM151 188H152V190H151ZM249 188L247 189V190H249ZM259 188V187H258ZM34 189V191L33 192H31L32 190ZM38 189H40V188H38ZM48 189V190H49ZM55 189V188H54ZM56 189V191H58ZM89 189V188H88ZM97 189V188H96ZM109 189V188H108ZM129 189V188H128ZM127 189V190H128ZM134 189V188H133ZM219 189H221V190H219ZM15 190V191H14ZM47 190V191H48ZM81 190V189H80ZM85 190V189H84ZM91 190V189H90ZM100 190V189H99ZM103 190V189H102ZM135 190H137V189H135ZM140 190V189H139ZM173 190V191H172ZM240 190V189H239ZM244 191L246 190V189H243ZM263 190H264V187L263 188H261V194L260 195H264V193H263ZM13 191V192H12ZM25 191L27 192V193H25ZM37 191V193H39V192H41V191H39V190H36ZM39 191V192H38ZM50 191V190H49ZM55 191V190H54ZM55 191V192H56ZM64 191V192H63ZM71 191V192H70ZM114 191V190H113ZM126 191V190H125ZM132 191V190H131ZM141 191V190H140ZM150 191L151 192H153V193H151V194H149L150 193ZM202 191V192H203ZM260 191V190H259ZM31 192V193H30ZM51 192V191H50ZM97 192V191H96ZM101 192V191H100ZM99 192V193H100ZM110 192V191H109ZM115 192H116V190H115ZM130 192V191H129ZM142 192V191H141ZM140 192V193H141ZM144 192V193H145ZM201 192V191H200ZM52 193H53V191H52ZM87 193V192H86ZM91 193H93V192H91ZM111 193H112V191H111ZM136 193V192H135ZM172 193V194H171ZM186 193H189L190 195H192L193 194V197L192 196H190V195H188L187 194V196L185 195ZM192 193V194H191ZM242 193V192H241ZM26 196H28L29 198V201L30 202H28L26 199H25V195ZM28 194V195H27ZM53 194H55V193H53ZM79 194H82V195H79ZM84 194H85V192H84ZM88 194V193H87ZM96 194V193H95ZM101 194V193H100ZM116 194H117V192H116ZM118 194H117V196H118ZM130 194V193H129ZM174 194V196H171V195H173ZM220 194H221V196H220ZM222 194H224L227 198H229V203L228 202H226V200L227 199H225L226 197L224 196V195H222ZM237 194H239L238 192H237ZM249 194H250V192H249ZM257 194V193H256ZM24 195V196H23ZM38 197H40V194H36ZM44 195V194H43ZM62 195H64V196H62ZM66 195V196H65ZM79 195V196H78ZM89 195V194H88ZM87 195V196H88ZM94 195V194H93ZM105 195V194H104ZM121 195H122V197H121ZM136 195V194H135ZM137 195H139L138 193H137ZM151 195V196H150ZM195 195V196H194ZM235 195V196H234ZM243 195V194H242ZM37 196H35V194L33 195V196H31V197H33V202L35 201L34 199H37L36 197ZM42 196V195H41ZM46 196V195H45ZM54 196H56V195H54ZM68 196V197H67ZM69 196H71V197H69ZM78 196V197H77ZM86 198H88L86 195H84ZM83 196V197H84ZM90 196V195H89ZM97 196V195H96ZM101 196V195H100ZM103 196V195H102ZM109 196H112L111 194L109 195ZM129 196V195H128ZM130 196H132V193H131V195ZM140 196V198H138V199H143V196L140 194L139 195ZM142 196V197H141ZM224 197V199L223 198H221L222 199V201L223 200H225V201H223L222 203L219 201L220 200V197ZM246 196V195H245ZM255 196V195H254ZM253 196V197H254ZM35 197V198H34ZM44 197V196H43ZM74 197V198H73ZM106 197V196H105ZM171 197H173L174 198V200H173V198L171 199ZM187 197H192L194 200H196V202H197V200L200 202V203H196L195 204V202H194V204L195 205H197V207L199 208V214L198 213H196L197 212V210H196V212H195V205L193 204V207H192V203H191V200H192V202L194 201L192 198H188L187 199ZM194 197H196L197 199H195ZM237 197H240V195L239 196H237ZM236 197V198H237ZM247 197H248V195H247ZM261 197H263V196H260L259 198L257 197V199H252L251 201H255V202H257L258 201V203H260V200H261V202H263L264 203V197H263V201H262V198ZM27 198V197H26ZM65 198H68L70 201H71V199L70 198H72V200H75V202L76 203H78L77 205L79 206H77V205H75V206H77V207H73V209H68V210H70V211H68V212H66V207L65 206H63V204L62 203H64L65 204V202H62V200H64ZM98 198V197H97ZM96 198V199H97ZM104 198V197H103ZM102 197L101 198H99L98 200L100 201V199L102 200L103 199ZM108 198V197H107ZM106 198V199H107ZM230 198H232V199H230ZM249 198V197H248ZM252 198V197H251ZM39 199H41V198H39ZM83 199V201L85 200V198H82ZM124 199V198H123ZM133 199V198H132ZM142 199H141V203L143 202L142 201ZM206 199H205V202H206ZM242 199V198H241ZM244 199H245V197H244ZM247 199V198H246ZM91 200V201H90ZM105 200V199H104ZM119 200V201H118ZM128 200H129V198H128ZM143 200H145V199H143ZM172 201V203H171V201ZM188 200H190V201H188ZM202 200V199H201ZM234 200V199H233ZM236 200V199H235ZM238 200H239V198H238ZM257 200V201H256ZM39 201H41V200H39ZM38 201V202H39ZM66 201H67V199H66ZM69 201V202H70ZM77 201H79V200H77ZM89 201V202H88ZM94 201H97V200H94ZM98 201V202H99ZM130 201V200H129ZM134 201H135V199H134ZM242 201V200H241ZM246 201V200H245ZM244 201V202H245ZM36 202V201H35ZM42 202V201H41ZM41 202H39L40 203V205H39V209H40V206H43V205H41ZM46 202V201H45ZM44 202V203H45ZM60 202H62L61 204H60ZM81 202V201H80ZM91 202V203H90ZM101 202H103V201H101ZM113 202V203H112ZM136 202V204H137V201H135ZM190 202V203H189ZM225 202H226V205L227 206H225ZM243 202V201H242ZM254 202V203H255ZM30 203V204H29ZM37 203V202H36ZM52 204H54L53 202H51ZM66 203H68V201L66 202ZM90 203V204H89ZM130 203V202H129ZM133 205L135 204L134 202H131ZM178 203V204H177ZM233 203V202H232ZM240 203V202H239ZM246 203V202H245ZM247 203H249L248 205H245V208H246V206H249V205H254V203H252V204H250L251 202H247ZM257 203V204H258ZM33 204H35V203H33ZM69 204V203H68ZM73 204H75V203H73ZM73 204H72V206H73ZM83 204H85V203H83ZM94 204L95 205H97V203L96 202H94ZM101 204H103V203H101ZM114 204V205H113ZM122 204H123V202H122ZM122 204H120V206H122ZM144 204V203H143ZM142 204V206H144ZM146 204H145V206H146ZM220 204H222L221 206L222 207H220L219 209H223L222 211L221 210H218V207L216 208L215 206H220ZM229 204H231L230 206L232 207H230L229 206ZM241 204V203H240ZM256 204V205H257ZM50 206L51 204H50V202L47 204V206ZM71 205V204H70ZM104 206H105V204H103ZM116 205V206H115ZM128 205H130V204H128ZM190 205V206H189ZM239 205V204H238ZM256 205H254V208H256L255 206ZM259 205H261V206H264L262 203L261 204H258L257 206H259ZM52 206V205H51ZM50 206V207H51ZM54 206V205H53ZM63 206V207H62ZM98 206H99V204H98ZM111 206V207H110ZM115 206V207H114ZM120 206H118V207H120ZM125 206H127V205H125ZM132 206V205H131ZM131 206H129V208L131 207ZM138 206H140V205H138ZM200 206H202V208H200ZM237 206V205H236ZM36 207V206H35ZM44 207H46V205L45 206H43V207H41L42 209L44 208ZM50 207H48V208H50ZM65 207V208H64ZM112 207H114L113 209H112ZM118 207H117V209H115L116 211L117 210H119L118 209ZM128 207V206H127ZM141 207V206H140ZM170 207H171V209H170ZM172 207L174 208L173 209V211H172ZM192 207V208H191ZM226 207H230V208H226ZM244 207V206H243ZM250 208L252 207V206H249ZM249 207H247L246 209H247V212H249V214H251L252 215V209L249 211ZM260 207V206H259ZM259 207H257V208H259ZM32 208V207H31ZM37 208V210H39L38 209V206L36 207ZM35 208V209H36ZM59 208V209H58ZM67 208H69V207H67ZM82 208V207H81ZM135 208V207H134ZM189 208H191V209H189ZM210 208H212V209H210ZM239 208V207H238ZM242 208V207H241ZM240 208V209H241ZM244 208V210L246 211V209ZM249 208V209H248ZM253 208V209H254ZM42 209H40L41 211H42ZM44 209H46V208H44ZM83 209H84V207H83ZM106 209V206H105V208H104V210ZM139 209V208H138ZM138 209H137V207H136V210L138 211ZM197 209V208H196ZM202 209V211H200ZM214 209H216L217 211L215 212V213H213V211H215ZM240 209H236L237 211H239ZM243 209V208H242ZM241 209V210H242ZM32 210V209H31ZM33 210H34V208H33ZM36 210V212H38ZM47 210V209H46ZM51 209L49 210L50 212H48V214L49 213H51V211H52ZM82 210V209H81ZM89 211V212H86V211ZM189 210H190V212L193 210L198 216L200 215V216H202V217H204L203 219H206V215L205 214H207V215H210V213L211 214H215L216 215V213L218 212L219 214H220V212H222L221 213V215L220 216H218L217 215V217L214 215V217H215V219L213 218V215H211L210 217L208 216L207 217V219L205 220V222H202L203 221V219H202V217H200L201 218V222L202 223H204L203 225L201 224V222L199 221H197V220H200V218H197V219H195L194 217H197V215L194 213V215H196V216H194V217H192L193 215V213L191 212V214H190V212H189ZM210 210V211H209ZM212 210V211H211ZM233 210V212L235 213V215L237 214V216L238 215H240V217H242L241 215L243 214H239V213H241L242 211H244V210H242L241 212H237L236 210V212ZM257 210V209H256ZM255 210V211H256ZM35 211V210H34ZM111 211H113V215L114 216H109V217H111V218H109L108 216H107V214H109V215H111ZM115 211V212H116ZM120 211V210H119ZM118 211V212H119ZM121 211H122V209H121ZM128 211V210H127ZM129 211L131 212V211H133V210H131V209H129ZM129 211H128V213H129ZM208 211H209V214H208ZM226 211V210H225ZM254 211V212H255ZM260 211V210H259ZM33 212V211H32ZM32 212H31V215H32ZM52 212V213H53ZM62 212H66L64 215L63 214H61ZM82 212V211H81ZM102 212H105V217L106 218H108V219H106V221H104V219H105V217L104 218H102L103 216H104V213L102 214ZM135 212L136 211H134V212H132V215H133V213L135 214ZM227 212V211H226ZM252 212V213H251ZM29 213H30V211H29ZM42 213H43V211H42ZM77 213V214H76ZM79 213H80V215H79ZM117 213V212H116ZM201 213L203 214L204 213V216L203 215H201ZM232 212H230V214H229V212H228V215H225L226 217H227V219H234L235 217H236V219L238 218L237 216H235L234 214V216H232V214H231ZM33 214H34V212H33ZM37 214V213H36ZM171 214V215H170ZM190 214V215H189ZM227 214V213H226ZM245 214H247V213H245ZM244 214V215H245ZM15 215V214H14ZM18 215H16V216H18ZM37 215H44V214H40V213H38ZM37 215H34V216H36L37 217ZM59 215H60V217H59ZM88 215H85L86 217L88 216ZM126 215V216H125ZM149 215V214H148ZM233 217V218H231V216ZM244 215H243V218H244V220H245V217H244ZM250 215V216H251ZM13 216V215H12ZM30 216V214H28V217ZM41 216V217H42ZM89 216V217H90ZM171 216H173V217H171ZM188 216H191V221H194V220H192L193 218L195 219V221L194 222H192L193 224L195 223V225L196 226H194L192 223H190V217L189 218H187ZM246 216V215H245ZM35 217V218H36ZM39 217V216H38ZM85 217V218H86ZM88 217V218H89ZM133 217H134V215H133ZM213 219H212V218ZM220 217V218H221ZM225 217V218H226ZM248 217L249 216H246V218L248 219ZM13 218V217H12ZM30 218L32 219V217L30 216ZM101 220H100V219ZM212 220H214V221H216V222H214L213 223V225L211 224V223H209L210 221H212ZM222 218V219H223ZM264 218V217H263ZM9 219V220H8ZM34 219V218H33ZM38 219V218H37ZM39 219H40V217H39ZM48 219V220H47ZM61 219H64V220H62L61 222H64V223H61L60 222V220ZM87 219V218H86ZM85 219V220H86ZM169 219H171V220H169ZM186 219V220H185ZM235 219V220H236ZM29 219H27L26 221H28ZM91 220V219H90ZM141 220H142V223H141ZM209 220V221H208ZM220 220V219H219ZM218 220V221H219ZM233 221V220H231V221H227L226 220V222H228V223H230L231 222V224H232V227H230V225L231 224H228V228H229V231H230V229H233V226L235 225V226H238L239 225V223L241 222L240 220H243L242 218H240V219H237L236 221L237 222H239L238 224L237 223H235L234 224V222H236V221ZM239 220V221H238ZM244 220L242 221V222H244ZM42 221V220H41ZM60 222V225L58 224L59 222ZM66 221V222H65ZM103 221V223H101ZM119 221L120 222H123L124 221V224H120L119 223ZM147 221V222H146ZM148 221H150V223L151 224H153L152 223V221L151 220H145V223L146 224H150V223H148ZM155 221V222H154ZM206 221H207V223L208 224H206ZM225 221V220H224ZM20 222V221H19ZM34 222V221H33ZM77 222H78V225H77V227H76V224H77ZM89 222V221H88ZM105 222V223H104ZM109 224H108V223ZM213 222V221H212ZM246 222H248V221H246ZM12 223V222H11ZM10 223V224H11ZM26 223V222H25ZM31 223V222H30ZM41 223V222H40ZM92 223V222H91ZM91 223H90V225H91ZM109 225V226H106L107 224ZM120 224V226L119 225H116V224ZM174 223H176V224H174ZM178 223V224H177ZM188 223H190L191 224V226L190 227H192V226H194V229L197 231H195L194 232V229H193V231H191V229L193 228H190L189 227V224ZM197 223H199V224H197ZM253 223V222H252ZM23 224H24V222H23ZM84 224V223H83ZM86 224V223H85ZM88 224V223H87ZM106 224V225H105ZM150 224V225H151ZM171 224H174L173 226H175V225H177L176 227H173ZM201 224V225H200ZM205 224H206V226L207 225H209L210 224V228H209V230L207 229L208 227H206L205 226ZM217 224L218 223H216V227H217ZM237 224V225H236ZM244 224V223H243ZM243 224H241V225H243ZM13 225V224H12ZM31 225H32V223H31ZM30 225V226H31ZM39 225L37 226V227H39ZM91 225V226H92ZM124 227H123V226ZM143 225H145L144 223H143ZM171 225V227H173L172 229H170L171 227H169ZM178 225H180V226H178ZM212 225V226H211ZM245 225H247V224H244V226ZM253 225V224H252ZM257 225V224H256ZM27 226H28V224H27ZM29 226V227H30ZM33 226V225H32ZM120 227V229H119V227ZM201 226H203V228L201 227ZM205 226V227H204ZM243 226V227H244ZM34 227H36V226H34ZM47 227V226H46ZM61 227H63V228H61ZM84 227V226H83ZM82 227V228H83ZM147 227V226H146ZM169 227V228H168ZM179 227V229H182V228H184V230L182 231V230H180V231H182V233L181 232H179V229H175V228H178ZM181 227V228H180ZM215 227V228H216ZM255 227V226H254ZM264 227V226H263ZM23 228V227H22ZM28 228V227H27ZM85 228V227H84ZM90 227H88V229H89ZM92 228V227H91ZM121 228H123V229H121ZM143 228V227H142ZM214 228V227H213ZM225 228V227H224ZM234 228H236V227H234ZM242 228V227H241ZM246 228H247V226H246ZM246 228H244L243 230H245ZM248 228L250 229V226H248ZM248 228H247V230H248ZM24 229V228H23ZM30 229V228H29ZM33 229V228H32ZM35 229V228H34ZM33 229V230H34ZM37 229V228H36ZM36 229H35V231H36ZM54 230V231H52V230ZM56 229V230H55ZM87 229V228H86ZM92 229H94V228H92ZM128 231H127V230ZM139 229H140V227L138 228V231H139ZM168 229H170V230H168ZM202 229H203V231H202ZM210 229H212V230H214V232H211V230ZM238 229V228H237ZM237 229H235L236 231H237ZM18 230V231H17ZM91 230V229H90ZM106 230H107V232H108V234H107V232H106ZM130 230V231H129ZM177 230H178V232H179V234H177L178 232H177ZM189 230H190V232H194L195 233V235H194V233H192L190 236L189 235H185V234H187V233H189ZM206 230H208V232H211L212 233V235L210 234V233H206L207 231ZM227 230V229H226ZM241 230V229H240ZM246 230V231H247ZM264 230V229H263ZM27 231H28V229H27ZM52 231V232H51ZM55 231H56V233H57V231H58V233L57 234H55ZM84 231V230H83ZM127 231V232H126ZM141 231V230H140ZM143 231V230H142ZM185 231V232H184ZM206 231V232H205ZM220 231V230H219ZM224 231V230H223ZM228 231V230H227ZM253 231H255L254 230V228H253ZM260 231V230H259ZM26 232V231H25ZM29 232V231H28ZM31 232V231H30ZM82 232V233H81ZM92 232V231H91ZM109 232L111 233L110 235H109ZM131 232V233H130ZM136 232H137V230H136ZM256 232V231H255ZM258 232V231H257ZM85 234H86V232H84ZM130 233V234H129ZM183 234V233H185V234H183L182 236H181V234ZM197 233V234H196ZM240 233H245V232H238V234H240ZM252 233V232H251ZM258 233H260V232H258ZM262 233H263V231H262ZM135 234H137V233H135ZM139 234H140V232H139ZM209 235L210 234V236H209V238H208V242H210L209 244H210V247H208V242L206 241L205 243L206 244H208L207 246H205L206 244H204L203 242L207 239V235ZM215 234V235H214ZM232 234V233H231ZM238 234H236V236H238ZM242 234H240L239 235V239L242 237L241 235ZM248 235L247 236H249V237H247L246 235H243V238H244V236H245V238L248 240V238H250L251 236L253 237L254 236V238L255 239H259V238H257V236L259 235V234H256L257 236H255V235H249V233H247ZM253 234V233H252ZM39 235V236H38ZM42 235V236H41ZM53 235H55V236H53ZM94 235H95V233H94ZM94 235H93V237H94ZM102 235V234H101ZM101 235H98V236H101ZM143 235V236H142ZM179 235H180V237H179ZM217 235V236H216ZM226 235H228V234H226ZM225 235V236H226ZM264 235V234H263ZM43 237V236H45L46 238H38L37 239V237ZM119 238H121V239H118L117 237ZM178 236V237H177ZM184 236V237H183ZM186 236V237H185ZM217 238H216V237ZM221 236V238H218V237H220ZM229 236V235H228ZM241 236V237H240ZM92 237V238H93ZM137 237V236H136ZM185 238V239H183V238ZM213 237V238H212ZM232 237H234L233 235H232ZM231 237V238H232ZM251 237V238H252ZM81 238V239H80ZM91 238V237H90ZM92 238L90 239L91 241H93V244L91 243L90 244V242L91 241H88V243L90 244V245H93L94 246V242H95V247H97L96 248V250L98 249V247H99V244H98V246H97V243L96 242H98V243H100L99 242V240L98 241H95L96 239L94 238V240H92ZM96 238H98V237H96ZM107 238H108V240H107ZM125 240H124V239ZM178 238H180L179 240H183L182 241V243H179V242H181V241H179L178 242ZM211 238L212 239H218V242H221L222 243V245H220V243H218L217 244V242H216V240H215V242L214 243H212L214 240H212V242L210 241L211 240ZM242 238V240H244L245 242H246V239L244 238L243 239ZM250 238V239H251ZM253 238V239H254ZM263 238V237H262ZM40 239V240H39ZM85 239H86V241H85ZM119 241H118V240ZM210 239V240H209ZM43 240V241H42ZM142 240V241H141ZM185 240V241H184ZM220 240V241H219ZM231 240V241H230ZM236 240V239H235ZM242 240H240V242L241 243H239L240 244V246H239V244L237 245V246H239L238 247V249H239V251H238V249H236L237 250V254H239L238 252H240V251H242V250H244L245 248L247 249V251H248V247H250L251 245V247H253V244L255 243L256 245L258 244V243H256V242H253L252 243V239L249 241L250 242V244H248V246L247 247H242ZM259 240H263V239H259ZM15 241H16V243L17 244H15ZM124 242L125 241V245L127 246V247H125L124 248V245H123V243L122 242ZM128 241V242H127ZM230 242V244H229V242ZM243 241V242H244ZM256 241V240H255ZM233 242V243H232ZM234 242H235V244L236 245H234V246H230L231 245V243L232 244H234ZM237 242V243H236ZM257 242H259V241H257ZM264 242V241H263ZM183 243H184V246H183ZM247 243H248V241H247ZM252 243V244H251ZM262 242L260 241V243L259 244H261ZM16 246H15V245ZM88 244V245H89ZM136 246H135V245ZM146 244V245H145ZM196 244H198L196 247H195V245ZM204 244V245H203ZM215 245V246H211V245ZM218 246H217V245ZM245 244V243H244ZM259 244L257 245V248H259V247H262V248H264V244L262 243L261 244V246H259ZM28 245H31L32 246V248H33V246H35V248H33V250L34 249H37V251H38V249H39V253H40V250L43 252V254L42 255H40L41 256V259H44L43 260V262L42 261H40L41 259L39 258L38 259V261H37V258L35 259V258H33V256L32 257H30L29 255H27L29 252H26L25 254H22V249H25V247H27ZM68 245L70 248H68L67 247V249H66V246ZM81 245V246H82ZM87 245V246H88ZM130 245V246H131ZM230 247H229V246ZM250 245V246H249ZM256 245H254V246H256ZM263 245V246H262ZM100 246H103L102 244L100 245ZM105 246V245H104ZM103 246V247H104ZM183 246V247H182ZM200 246V247H199ZM226 246V248L227 247H229V248H227V250L229 249V251H227V250H225L224 249V247ZM236 246V247H237ZM246 246V245H245ZM37 247V248H36ZM92 247V246H91ZM90 247V248H91ZM103 247H99V248H103ZM108 247V248H109ZM195 247V248H194ZM198 247V249H197V251L196 250H194L193 252H192V250L193 249H196ZM204 247H208L207 249H205ZM232 247H233V249H232ZM80 248H82V247H80ZM79 248V249H80ZM87 248H89V247H87ZM105 248V247H104ZM103 248V250H105ZM142 248V249H143ZM261 248V249H262ZM30 249V248H29ZM62 249H63V251H62ZM66 249V250H65ZM125 249V250H126ZM131 249H129L128 251L126 250V251H124L125 253H126V256L124 257V253L122 254L123 255V257H124V259H122V261H121V258H123V257H120L119 256V259H120V261H118V262H123V260H127L130 264H137L138 262H140L141 260H140V258L138 259V262H137V260H136V262H134V259H136L137 257H135V256H132V255H134V253L136 254V252H133ZM135 249V250H134ZM213 249V248H212ZM219 250H220V252H222L221 251V249H220V247L218 248ZM246 249H245V251L244 252H246ZM250 249H252V251H254L253 249H254V247L253 248H250ZM20 250H21V252H20ZM31 250V249H30ZM65 250V251H64ZM84 250H85V248H84ZM83 249H82V251H84ZM87 251H88V249H86ZM90 250V249H89ZM95 250V251H96ZM113 250V251H114ZM121 250H123L122 252H121ZM130 250H131V252H130ZM206 250H207V253H205L206 252ZM208 250H211V252L210 251H208ZM213 250H215L216 252H219V250H217L216 248H214ZM235 250V251H236ZM257 250V251H256ZM19 251V252H18ZM92 251V250H91ZM99 251V250H98ZM140 251V254H141V251L143 252V250H139ZM251 251V252H252ZM263 252V249H262V251L260 250V248L259 249H256V247H255V251L254 252H252L253 254L255 253V255H253V254H251V261H250V259H249V262H258L257 261V259H260L261 261L264 259L263 257H264V255H263V259H261V253L260 252ZM35 252V251H34ZM61 252V253H60ZM64 252V253H63ZM92 252H94V251H92ZM101 252V254H102V251H100ZM99 252V253H100ZM116 252V251H115ZM130 254H129V253ZM145 252V251H144ZM191 252L192 253H194L196 256H197V258H193V256H192V254H191ZM243 251H242V254H245ZM59 253V254H58ZM82 253V252H81ZM84 253H86V252H84ZM88 253H89V251H88ZM97 253V252H96ZM107 253V254H108ZM127 253H128V255H127ZM211 253V254H210ZM223 253V252H222ZM236 253V252H235ZM247 253H249V255H250V250H249V252H246V254L245 255H247ZM261 254L260 255V258H258L259 257V255H257V254ZM30 254V253H29ZM33 254H35V253H33ZM60 254H62V255H60ZM78 254V255H77ZM100 254V255H101ZM104 254H106L105 252H104ZM121 254H119V255H121ZM138 254V253H137ZM193 254V255H194ZM212 254H214L213 256H212ZM228 254V253H227ZM227 254L226 253H223V255H226V258L224 257V259H222V260H224L225 261V259L226 260H228V261H225V262H227V263H225V264H230V263H232V260L234 259V260H236V259H239V257H240V255L242 256V254L240 253L239 254V256L237 257H235V256H233L234 258H232V256L231 257H227ZM231 254V253H230ZM229 254V255H230ZM264 254V253H263ZM66 255V256H65ZM82 255V254H81ZM81 255H79L80 257L79 258H77V259H79V261L81 260V262H79V263H81L82 264V257L85 255H83V256H81ZM88 255V254H87ZM100 255H99V258H101L100 260H99V258H97L96 256L94 257V258H92L93 260L95 259V260H99V262H100V264H102L101 263V261H103L102 259H104L103 257H105V258H107L108 259V257H106V256H104L103 254V257H100ZM101 255V256H102ZM111 255H109L108 254V256H109V259L111 258L110 256ZM143 255V254H142ZM192 256V258L194 259V260H191L192 258H190L191 256ZM194 255V256H195ZM200 255L201 256H203V254H199V259H198V264H204V262H202L203 260L204 261H206V256L205 257H200ZM210 255L212 256L211 258H210ZM236 255V254H235ZM10 256H12V257H10ZM36 256V255H35ZM38 256V255H37ZM86 256V255H85ZM84 256V257H85ZM93 256V255H92ZM128 256V257H127ZM144 256V257H145ZM195 256V257H196ZM57 257V258H56ZM88 257V256H87ZM128 259H127V258ZM139 257V256H138ZM141 257V256H140ZM143 257V258H144ZM216 257V258H217ZM220 257H218V258H220ZM59 258V259H58ZM61 258H62V261H61ZM81 258V259H80ZM116 258V259H117ZM131 258V259H130ZM216 258L214 259V264H215V260H216ZM217 258V260H219ZM221 258H223V257H221ZM230 258L232 259L231 260V262H230ZM248 256L246 257V259H247V262H248ZM63 259H65V260H63ZM86 259V258H85ZM107 259H105L104 261H106V262H108V260ZM190 259V260H189ZM240 259H244V261L246 262V260H245V256H243V258L242 257H240ZM239 259V260H240ZM94 260V261H95ZM112 260L110 261L111 263H114V262H112ZM125 260V263L127 262ZM140 260V261H139ZM202 260V261H201ZM217 260H216V264L218 263V264H223V262L224 261H222V262H220L219 263V261L217 262ZM233 260V261H234ZM237 260V262L236 263H239L240 264V261H242V260ZM16 261H13V262H15V263H17ZM87 261V260H86ZM89 261V260H88ZM87 261V262H88ZM93 261V264L95 263V264H99L98 263V261H97V263H96V261L94 262ZM192 261V262H191ZM239 261V262H238ZM264 261V260H263ZM40 262H42V263H40ZM45 262V263H44ZM87 262H85V264H87ZM92 262V261H91ZM117 262V261H116ZM145 262H143L142 264H145ZM200 262H202V263H200ZM244 262V264H248V263H245ZM11 263V262H10ZM90 263V262H89ZM88 263V264H89ZM110 263V264H111ZM129 263H127V264H129ZM197 263V261L195 262V264ZM206 263V262H205ZM207 263H208V261H207ZM209 263L210 264H213V263H211V260H209ZM208 263V264H209ZM235 262H233L232 264H234ZM235 263V264H236ZM242 264H243V261L241 262ZM13 264V263H12ZM103 264H106V263H103ZM108 264V263H107ZM114 264H116V263H114ZM117 264H119V263H117ZM121 264V263H120ZM123 264H124V262H123ZM140 264V263H139ZM193 264V263H192ZM250 264V263H249ZM252 264V263H251ZM254 264H258V263H254ZM260 264H264V262L263 263H260Z\"/></svg>",
  "mask_w": 264,
  "mask_h": 264
},
{
  "label": "rangeland",
  "instance_id": "obj_2",
  "mask_svg": "<svg viewBox=\"0 0 264 264\" xmlns=\"http://www.w3.org/2000/svg\"><path fill=\"white\" fill-rule=\"evenodd\" d=\"M187 1H188L187 3H190V1H192V0H190V1L187 0ZM196 1H197V2L199 1L200 3L198 2V3H199V4H198ZM202 1H204L203 3H205V0H202ZM202 1H200V0H195V4L193 3L194 1L192 2V3H193V6L196 5V6H195L196 9L193 8L195 11H192L191 9H189V10L192 11L191 13L194 12V13L192 14V17H193V15L195 16L196 12L198 13V10H199V9L197 8V7H198L197 4H198V5L201 4V6L205 5V4L202 3ZM206 1H207V0H206ZM208 1H209V0H208ZM208 1H207V2H208ZM212 1H213V0H212ZM217 1H218V0H217ZM219 1H222V0H219ZM219 1H218V2H219ZM226 1H227V0H225L224 3H226ZM230 1H233V0H230ZM230 1L228 0L227 2L229 3V5H227V3H226L225 6H224V3H223V2H222L223 5H221L222 3L219 2V6H218V4H217V2H216L215 0H214L213 2L209 1L210 3H212V5H213V3H214V5L217 4V5H215V6L213 5L214 7H217V8H215V11H214L213 8H212L213 6L210 5V6H212V7H210L211 10H213L214 13H217V14H218V16H217V14H215L214 16H211V17H213L212 21H211V20H208V18H209L210 15L212 14V13H211L212 11H211V12H208V11L210 10V8L208 9V7H209L208 4H207L206 6H204V7L207 8V10H206V8H205V10L203 9L204 13L202 14V20L207 19L209 22H210V21L213 22V24L207 22V20H206L205 23H208L209 27L207 26V24H206V25L203 24L202 26L205 25V27H208V28H210V29H208V28H207V29H204L205 27H202L203 30L198 31V30L201 29V27H199L200 29H198V23H199V21L201 20V19H200V20L198 21V19L201 18L199 15H201V13L203 12V11L201 12L200 10H202L201 8H204V7H201V8H200V10H199V15L196 14V16L198 15V17H199V18H198V17L195 16V18H198L197 21H196V20L194 19V17H193V20H192V21L195 20L196 24L193 23L194 27H193V26H192V27H193L194 29L192 30V27H191V29L189 28V30H192L193 32L195 31L194 33H195V34L197 33V35H198V34H200V35L203 34V36H206V37H203V36H200V35L197 36V35L194 34V35H195V36H194L195 38H193V37L191 36V34L193 35V32L190 31V33H189V34H190V37L188 36V37H189V38H188V37H187V34H188V33H186L187 31L184 32L185 35H186V37L188 38V40L191 39L189 42H192L194 39H197V38H198L199 40L203 41L204 38H209V37H210L209 39H210V40H213V39L215 38V34H216V35L218 34V32H216V31L222 30V31H221V33H222V32H223V29H226V28H229V27L231 28V25H232V24H234V27H235V26H238V24H240V26L242 27V29H241V27L238 26L237 30H238L239 32L236 33L237 35L234 34L233 32H231V29H232V28L234 29L233 25H232V28H231V29L229 28V29H230L229 32H230L231 34L228 33V30L226 29L227 32H225V31H226V30H225V31L223 32L224 35L222 34V35H223V36H222V35L220 34V31H219L218 36L221 35L222 37H220V38H223V39L226 40V41L228 40V38L230 37V35H233L232 38H235V37H236L235 39H231V38H229V40L232 41L231 43H229V42H230L229 40H228V41H229L228 43H226V41H224V42H225V43H224V42H223V39H222V41H220V44H219L220 47H218L219 51H218V49H217V45H218L219 42H218V43L215 42L216 39H214V40H215L214 43H213V41H210V40H208V39H205V40L210 41V43L212 42L214 45H216V47H214V48H212V47H210V46L208 45V44H210L209 42L203 41V44H204L203 47H204L205 44H206V47L209 46L208 48H212L213 50L216 48V50H215L216 52L213 51V53H215V54H214L215 57L217 56L216 54L220 52L219 54L221 55L222 58H224V62L222 61L223 59H220L221 57H220L219 55H218V56H219L220 58H219V60H218L217 62H216V58H217V57L215 58V60H213V59H211V60H210V59H209V60H208V59L205 60L206 64H205L204 61H202V62L205 64V65H202V69L205 70L204 67H206V68L208 67V68L206 69V71L208 70L209 72H211V76H212V73H213V72H214V73H213V76H214V74H215L216 76H217V74H218V75L220 74L219 76H217V78H216V76H215V78L212 77V78H214V81H215V82H214V83L212 82L211 84H213L214 86H213V85L211 86V84H209L210 82H207V80L204 81L205 79H204V80L202 79L203 76H202V78H201V76H200V75H203V74H200V73H199V76H200V77H198L199 80H198V78L196 79L197 81L195 80V81H196L195 83L198 82L196 85H195V84H191L192 86H189L190 84H189V83H188V84L186 83V84L189 86V88L191 87L190 89L188 88V86L186 87L185 85H183V86L181 85L182 87L185 86V89L187 88L188 91H187V89H186V90L183 92L182 90H183L184 88L181 89V87H180V89H179V86H180V85H179L178 83L175 84V85H179V86H178L179 91L181 90V91L183 92V94H185L186 96L183 95L181 91H180V95L182 94V96H185V97L178 96L179 94H178V93L176 94V93L173 91V93H175V94H173V93H172V94H173L174 96L177 95L178 97H177V99H176V97H175V98H174L175 100L173 99L174 101L172 100L173 102L176 101L177 103H173V102H172L173 104H171V105H173V107H174L175 109H176L177 106L180 107L181 105H183L182 107H184L185 110H184V108H183L182 110H184L185 112H187V113H185V114H187V115H189V116H187V115H185V114H183V113H182L183 116H181L182 114H181V112H180L179 109H178L179 107H178L177 109H178V112L181 114V115H180V118H181V117L183 118L184 115H185V118H183L185 122H186V120H187L189 117H190V119H191L192 121H194L193 119H196V117L199 118V117L201 116V113H202V115H203V118H206V119H207V116H209V118H210V117H211V116H210V115H211L210 112H211L212 110H210V108H209V107L211 106V105H209V103H210L211 101H214L215 104L217 103L216 105H214V102H211V103H213V105H214V106H211L212 108H213V107H214V108L216 107V109H218L219 106L222 104L221 106H223V108H224L223 110H226V111H227V109H228L227 107H229V106H225V104H228L227 102H229V101H230V102H229V105H230L231 102H232V103H238V102L240 103V102H241V104H242V102H243L242 100H244V101H246V104H245V102H244L243 105H244V106H246V105L248 106L250 102H252L253 104H257V103H254V101H256V102L259 101L258 104H260V103H261V102H260V99H262V100H261V101H262V104H264V101H263V98H264V91H263V89H264V87H263V89H262V86L260 85L261 82H260V83H259V82H256V81L253 80V78H252V79H251V78L249 79V77H248V79L246 78V77H247L246 75H247L248 69H249V72H248V73L250 74V68H251V67H249V68L247 69V71H246V69H245L246 67H243V66H242V65H244V64L246 65V61H244V62H245L244 64L240 62L241 59L244 60V59L242 58V56H243L242 54H244L243 57L247 59V58L249 57V55L255 54V53H253V52H256V51H257V52H258V51L261 52L260 49L262 50V53H264V49H262V48H264V36H263V35H264V30H259V29H258L259 27H256V26H255V25L258 26V24H260V25H259V26L261 27L260 29H262V26L264 27V24H262V26H261V23H262L261 21H263V19H264V13H263V12H264V5H262L263 2H264V0H258V1H257V0H253V1H252V0H238V1H237V0H234V1L232 2V5H231V6H230V4H231ZM239 1H242L243 3H242V2H239ZM256 1H257V2H256ZM187 3L185 4L186 6H183V5H182V8H183V7L185 8V10H184V8H183L182 10L187 11V10H188V6H191L190 8H192V5H189V4H187ZM196 3H197V4H196ZM252 3H254V4H252ZM258 3H259L260 5H259ZM183 4H184V3H183ZM190 4H191V3H190ZM202 4H203V5H202ZM257 4H258L259 6H258ZM233 5H234V6H233ZM251 5H252V6H251ZM221 6H222V7H221ZM249 6H251L253 9H258V10L260 9V10H261V13H263V14L261 15V16H263V19H262V17L260 16L261 13L259 14V16H260L259 18H258L257 15H252V14H250V13L253 12V10H252V12H250L251 10H249V9H251V7H249ZM254 6H256V7L258 6V8L254 7ZM261 6H263V8H261ZM186 7H187V8H186ZM231 7H232V8H231ZM234 7H235V8H234ZM238 7H239V8H238ZM240 7H241L243 10H242ZM174 8L177 9V7H174ZM175 9H174L173 11L176 13ZM197 9H198V10H197ZM216 9H218V10H216ZM232 9H233V10H232ZM236 9H237V10H236ZM247 9H248V10H247ZM178 10H179V7H178ZM225 10H226V11H225ZM235 10H236V11H235ZM258 10H256V11H258ZM173 11H171V12H173ZM205 11H206V12H205ZM216 11H218V12H216ZM222 11H223V12H222ZM233 11H234V12H233ZM179 12H180V11H179ZM188 12H189V11H188ZM200 12H201V13H200ZM205 13H206V14H207V13H211V14H210V15H208V14L205 15ZM214 13H213V14H214ZM256 13H257V12H256ZM256 13L253 12V14H256ZM258 13H259V11H258ZM258 13H257V14H258ZM171 14H174V13H171ZM187 14H188V13H187ZM189 14H190V13H189ZM213 14H212V15H213ZM219 14H220V15H219ZM229 14H230V15H229ZM244 14H245V15H244ZM177 15L180 16L179 13H177L176 16H177ZM248 15H252V17H250V16H248ZM174 16H175V14H174ZM174 16H173V17H174ZM203 16H207V18H204V19H203ZM208 16H209V17H208ZM215 16H217L218 18H221V19H219V22H220L221 25H219L218 23H216V21L218 22V20H217V18H216ZM219 16H220V17H219ZM247 16H248V17H247ZM253 16H257L256 18H258V20H259V19H262V20H259L260 22L258 23L257 20H255V17H253ZM214 17H215V18H214ZM234 17H235V18H234ZM223 18H225V19L227 20V22H225V21H226L225 19H224V21H223V20H222ZM240 18H241V19H240ZM244 18H245L246 20H245ZM248 18H249V19H248ZM253 18H254V19H253ZM209 19H211V18H209ZM229 19H230V20H229ZM251 19H252V20H251ZM215 20H216V21H215ZM243 20H244V21H243ZM253 20H254L255 23H256L255 25H252V21H253ZM222 21H223V23H222ZM254 21H253V22H254ZM228 22H229V24H230V22H231V25H228ZM233 22H234V23H233ZM250 22H251V23H250ZM203 23H204V22H203ZM241 23H242V24H241ZM245 23H246L247 25H246ZM263 23H264V22H263ZM201 24H202V21H201ZM201 24H200V25H201ZM210 24H211V26H210ZM195 25H196L197 27H195ZM200 25H199V26H200ZM212 25H213V26H212ZM214 25H215L216 27H215ZM222 25H226V26L228 25V26L226 27V26H222ZM251 25H252V26H251ZM249 26H250V27H249ZM253 26H255V28H254ZM217 27H218V28H217ZM221 27H222L223 29H222ZM248 27H249L250 30L248 29ZM195 28H197V29H195ZM216 28H217V29H216ZM235 28H236V27H235ZM243 28H245V31H246V32L243 31V30H244ZM215 29H216V31H215ZM239 29H241L242 31H240ZM252 29H254V30H252ZM189 30H188V32H189ZM205 30H207V32H206ZM209 30H210V31H209ZM234 30H235V32H236V29H234ZM234 30H233V31H234ZM247 30H249V31H247ZM202 31H205V33H203ZM191 32H192V33H191ZM211 32H212V33H211ZM213 32H215V33H213ZM241 32H242V33H241ZM244 32H245L246 34H245ZM248 32L250 33V36H249L250 38L248 37V35H249ZM184 33H183V34H184ZM201 33H202V34H201ZM210 33L214 35V38L211 37L212 35H211ZM232 33H233V34H232ZM238 33H240V34H243V33H244V35H242V37H241ZM252 33H253V34H252ZM225 34L229 36V37L227 36V39H225V37H226ZM247 34H248V35H247ZM255 34H256V35H255ZM208 35H210V36H208ZM238 35H239L240 37H239ZM257 35H258V36H257ZM254 36H255V37H254ZM260 36H261V37H260ZM200 37H201L202 39H200ZM244 37H245V38H244ZM192 38H193V39H192ZM211 38H213V39H211ZM216 38L218 39L217 36H216ZM220 38H219V39H220ZM260 38H261V39H260ZM198 39L196 40L197 43H196V41L194 40L195 42L193 41L194 44L192 43V45L199 44L200 41H198ZM219 39H218L217 41H219ZM262 39H263V40H262ZM249 40H250V41H249ZM233 41H234V43H233ZM247 41H248V42H247ZM198 42H199V43H198ZM205 42H206V43H205ZM221 42H222V43H221ZM253 42H254V43H253ZM195 43H196V44H195ZM223 43H224L225 45H224ZM232 43H233V44H232ZM190 44H191V43H190ZM213 44H212V45H213ZM221 44H222V45H221ZM228 44H231V45H228ZM247 44H248V45H247ZM260 44H261V45H260ZM200 45H201V44H200ZM210 45H211V44H210ZM214 45H213V46H214ZM219 45H218V46H219ZM225 46H226V47H225ZM234 46H235L236 48H235ZM238 47L240 48V50H238V49H239ZM249 47H250V48H249ZM208 48H207V49H208ZM232 49H233V50H232ZM245 49H246V50H245ZM209 50H210V49H208V50L206 51L205 54H207V53L209 52ZM211 51H212V50H210V52H211ZM243 51H245V52H243ZM252 51H253V52H252ZM180 52H181V51H180ZM210 52H209L208 54H210ZM246 52L248 53V57H245V56H247V53H246ZM257 52H256V55H257V54H261V53H257ZM182 53H185V51H184V52L182 51ZM186 53H187V52H186ZM222 54H223V55H222ZM245 54H246V55H245ZM182 55H183V54H182ZM212 55H213V54H212ZM212 55H211V56H212ZM214 55H213V56H214ZM190 56H191V55H190ZM190 56L185 55L184 57H182V58L184 59V62H185V57H189V58H186V62H187V59H189V60H188V63L190 64ZM207 56H208V55H206V57H205V56H203V57H204V58H208ZM209 56H210V55H209ZM253 56H255V55H253ZM257 56H259V55H257ZM200 57H201V56H198V55H197V57L194 56V58L191 57V64H192V65H191V64H190V65H191V66L194 65V67H192V68L188 67V69L190 68L189 70H187L186 67H185V68L183 67L184 69H182V68L177 69V68H176V69H174V70H176V71L187 70L185 74H187V75L192 74L193 76H195V72H197L196 70L198 69V72H199V69H200V67H201V66H200L201 64L198 63V62L201 61V59H202L203 57H202V58H200ZM226 57H227V58H226ZM231 57H232V58H231ZM261 57H263V55H261ZM180 58H181V55L178 57V59H180ZM192 58H193V60H195V58H196V59H198V58L200 59V60H195V61H198L197 63H198V65L200 66L199 68H197V67H198L197 63H195V64L197 65V67L195 66V64H194L193 61H192ZM209 58H210V57H209ZM211 58H212V57H211ZM213 58H214V57H213ZM238 58H239V59H238ZM229 59H230V60H229ZM234 59H237V60H234ZM246 59H245V60H246ZM180 60H181V59H180ZM202 60H204V59H202ZM228 60H229V63H231V64L226 65L225 63H228ZM232 60H233V63L239 62V63L242 64V65H241V64H239V65H241V66L243 67V68H242L243 71H244V70L246 71V72L242 73V74H244V77L246 76V77H245L246 79L243 78L242 75H241V77H242L243 79H245V82H243L244 80L242 81V79H241V77H240V73L243 72V71H241V69H240V73H239V70H238L241 66H240V67H239L238 65L234 66V64H232ZM238 60H239V61H238ZM178 61H179V60H178ZM195 61H194V62H195ZM212 61H213V62H212ZM221 61H222V62H221ZM226 61H227V62H226ZM181 62H183V61H181ZM181 62H180V63H181ZM202 62H201V63H202ZM215 62H216V63H215ZM149 63H150V62H149ZM150 64H151V63H150ZM160 64H161V62H159V66H161ZM162 64H163V63H162ZM213 64H214V65H213ZM206 65H207V66H206ZM232 65H233V66H232ZM247 65H248V64H247ZM228 66H230V67H228ZM237 66H238V67H237ZM249 66H250V65H249ZM224 67H225V69H224ZM226 67H227V68H226ZM236 67H237V69L235 70ZM163 68H164V67H161V70H163ZM228 68H229L230 70H231L232 68H234V69H232L233 71L231 70V71H232V74L234 73V71H235V73H237V72L239 73V75H238V73L236 74V75L238 76V78H239V81H238V79H237L238 82H240V79H241V81L244 83V85H246V84L249 83V80H251V83L248 84L249 87L246 85V86H245V89H244V85L242 84V86L240 87V84H239L238 82H237L238 84L235 85L233 82H235L236 80L234 79V80H235V81H234V80L232 79V77H231V78L229 77V75H230L231 73H230V70H229ZM165 69H167V71H166ZM191 69H196L194 72H193V70H192V72H193L194 74H193L192 72H191L190 74H188L189 71H190ZM202 69H201V71H202ZM210 69H211V70H210ZM214 69H215V70H214ZM226 69H228V70L226 71ZM127 70H128V69H127ZM213 70H214V71H213ZM237 70H238V71H237ZM125 71H126V70H125ZM164 71H166V72H169V71H171V72H176V71H172V69H169V68H167V67L164 68ZM164 71H163V73H164ZM201 71H200V72H201ZM208 71H207V72H208ZM220 71H221V72H220ZM224 71H225V72H224ZM128 72L130 73L129 70L127 71V74L125 73V74L127 75V77L124 78L125 81H123L122 79H119V84H122V83H123V85L126 84V80H128V79H129L128 77L130 76ZM209 72H208L207 74L210 75ZM201 73H204V76H205V77H208V76H209V75L205 74V71H203V72H201ZM221 73H222V74H221ZM235 73H234V74H235ZM245 73H246V74H245ZM179 74L181 75V73H178V75H177V72H176V74L173 73V75H175V77H176V75L179 76ZM182 74L184 75V72H183ZM249 74H248V76H249ZM128 75H129V76H128ZM187 75H186V77H187ZM192 75H191V76H192ZM196 75H197V73H196ZM206 75H207V76H206ZM227 75H228V76H227ZM236 75H235V77L237 78ZM123 76H124V75H123ZM121 77H122V76H121ZM181 77H183V76H181ZM196 77H197V76H196ZM196 77H193V78H196ZM221 77H222V79H221ZM235 77H234V78H235ZM167 78H168V77H167ZM172 78H174V77H172ZM172 78H170V79L173 80L172 82H174V80H175L176 78H178V77H176L175 79H172ZM200 78H201L203 81H202ZM208 78H209V77H208ZM225 78H226V79H225ZM229 78H230V79H229ZM147 79H148V80H151L152 82H154V81H153L154 79L152 80V78H151V79L147 78ZM189 79H190V82H191V79H192V78L190 77ZM189 79H186L185 82H187ZM216 79H217V81L219 82V84H217L218 82L216 81ZM33 80H34V79H32V81H33ZM120 80H121V81H120ZM130 80H131V79H130ZM167 80H168V82L170 81L169 79H167ZM192 80H193V79H192ZM223 80H224L225 82H223ZM226 80L228 81V83H227ZM122 81H123V82H122ZM128 81H129V80H128ZM128 81H127V82H128ZM176 81H177V79L175 80V82H176ZM193 81H194V80H193ZM200 81H202V82H200ZM208 81H211V80L208 79ZM229 81H230L231 83H229ZM253 81L255 82L254 84H256V83L258 84V83H259L258 87H256L257 84L255 85L256 88L253 86V84H252ZM120 82H121V83H120ZM132 82H133V80L131 81V83L129 82V85L132 84ZM152 82H151V84H152ZM206 82H207L208 85H210V86L212 87V90L210 89L211 87L209 88L208 85H204V83L206 84ZM222 82L225 83V84H227V85L223 84ZM247 82H248V83H247ZM124 83H125V84H124ZM200 83H201V84H200ZM127 84H128V83H127ZM138 84H139V83H138ZM138 84H137V85H138ZM173 84H174V83H173ZM173 84L171 83V85H173ZM184 84H185V83H184ZM198 84H200V85H198ZM250 84H251V86H250ZM33 85H34V84H33ZM33 85H32V86H33ZM139 85H140V86H143L144 84H143V85L139 84ZM139 85H138V86H139ZM145 85H149L147 81H146V84H145ZM202 85H204V89H203V86H202ZM215 85H216V86H215ZM218 85H220V86L223 87V88H219ZM263 85H264V84H263ZM140 86H139L138 88H141ZM168 86H169V89H170V87L173 88V86H170L169 84H168ZM193 86H194V87L196 86V87H195L196 89H195ZM200 86H201V88H202L203 90L200 89ZM206 86H207V87H206ZM231 86H232V87L235 86V87L232 88ZM238 86H239V87H238ZM252 86H253L254 89L252 88ZM260 86H261L260 89H262V90L259 91L258 89H259ZM148 87H150V89H151L152 85H150V86H148ZM148 87H147V88L144 87L145 89H144L143 87H142V88H143L144 90H148ZM197 87H198V88H197ZM205 87H206V88H205ZM214 87H218V88L221 89V90H219V91L216 92V90H218V88H217V89L215 88V89H216V90H215ZM225 87H226V88H225ZM242 87H243V88H242ZM247 87H248V88L251 87L252 90H251V88H250V90H249ZM175 88L177 89V87H174V90H176ZM192 88L195 89L196 91L199 90V89H200L201 91H200V90H199L200 92H199V91L196 92L195 90L192 91ZM208 88H209V89H208ZM231 88H232V89H231ZM240 88H241V89H240ZM257 88H258V89H257ZM36 89H37V88H36ZM36 89H35V88H34V89H33V88L31 89L30 93L32 92L33 95H32V94H29V95L32 96V97H31V96H28L29 99H30V97H31V99L34 101V103L38 102V105L42 104V106H45V107H47L46 104H49L50 101H51V103H52V99L49 97V96H51V95H49V93H46V94L44 93V94L46 95V98H45V95H44V97H42L43 94H41V93H40L41 96L38 95V94H36V93L39 92V91H38V92L35 91ZM143 89H141V90L144 91ZM150 89H149V90H150ZM178 89L176 90V92L178 91ZM225 89H226V90H225ZM227 89H228V90H227ZM230 89H231V90H230ZM233 89H234V90H233ZM235 89H236V90H235ZM246 89H247V90H246ZM37 90H39V89H37ZM99 90L102 91L101 89H99ZM99 90H98V93L95 92V95H94V94H93V95H94V96H96V94L99 95V92H100ZM127 90H128V87H127ZM138 90H139V89H138ZM172 90H173V89H172ZM204 90H205V91H208V92L206 93ZM224 90H225V91H228V92L231 91V92H229V93H232V92H234V93L231 94V96H230V94H228V92H224ZM245 90H246L247 92H246ZM105 91H106V90H103L102 92L104 93ZM129 91H130V90H129ZM167 91H168V90H167ZM169 91H170V90H169ZM169 91H168V92H169ZM186 91H187L188 93H186ZM213 91H214V92H213ZM236 91L239 92V93H238L239 95L236 93ZM240 91H241V92H240ZM262 91H263V92H262ZM114 92H115V96H114L115 98H117V97L120 98L121 94H123V91H122V90L118 92L119 94H118L117 91H115V90H114ZM114 92H112V94H113ZM127 92H128V91H127ZM127 92H125V90H124L125 95L123 94V95L121 96L123 99H122V98H120V99L117 98V99H119V101L121 100L120 102H119L118 100H116V99L113 97L115 100L112 99V98H110V99H111V100H110V99L108 98V99H109V100H107L108 103L105 102V104H101V105H99V106H98L97 103H96V104H93L94 106L96 105V107H94L93 105H92L93 107L91 106V109H92L93 111L90 109V111H92V112L95 111L93 117L97 118L95 115H96V112H97L99 109H101L103 112H104L105 109H106L105 112H107V111H109V110L107 109L106 106H108V108L110 107V108L114 109L115 105H116V107H117V106H122V104L124 103V102L122 103V101H124L125 99H128V98H129L130 100H129V101H128V100H125V101H126V102L124 103L125 105L123 104V107H120L121 110L124 109V106L126 107L127 104H128V102H130V101H131L130 105H132L133 100H131V99L136 95V93L133 91V93H135V95H134L133 93L130 94L132 91H130V93H129V92L127 93ZM144 92H146V91H144ZM147 92H148V91H147ZM171 92H172V91H171ZM171 92H169L170 94L168 93L169 96L172 95ZM204 92H205V93H204ZM218 92H219V93H218ZM242 92H244V93H242ZM249 92H250V93L253 92V93L250 94ZM100 93H101V92H100ZM103 93H101L102 95L100 94V95H101L100 98L105 94V93H104V94H103ZM106 93H108V92H106ZM109 93H111V91H109ZM109 93H108V94H109ZM120 93H121V94H120ZM193 93H194V94H193ZM200 93H201V94H200ZM217 93H218V94H217ZM220 93H221L222 95H221ZM235 93H236V94H235ZM246 93H247V95L249 94V96L245 95ZM260 93H261V94H260ZM34 94H35V96H34ZM108 94H105V95H107V97H112V96H110V95H112V94H109V96H108ZM116 94L119 95V96H117ZM127 94H128V96L126 97ZM168 94H167V95H168ZM199 94H200V95H199ZM211 94H212V95H211ZM224 94H225V95H224ZM240 94H241V95L244 94V95H243L244 97H243V96L240 97ZM256 94H258L259 96L256 95ZM20 95H21V94H20ZM20 95H19V96H20ZM36 95H37V96H36ZM98 95H97V97H98ZM113 95H114V94H113ZM173 95H172V96H173ZM210 95H211V96H210ZM219 95H221V96H219ZM223 95H224V96H223ZM226 95H227V96H226ZM235 95H236V96H235ZM254 95H255V96H254ZM26 96H27V95H26ZM116 96H117V97H116ZM124 96H125V97H124ZM174 96H173V97H174ZM229 96H230V97H229ZM97 97H96V98L94 97V98H95V99H98L99 97H98V98H97ZM103 97H104V96H103ZM107 97H106V98H107ZM137 97H138V96H137ZM173 97H171V98H173ZM179 97H180V98H179ZM187 97H188V98H187ZM213 97H214V98H213ZM223 97H224V98H223ZM227 97H228V98H227ZM236 97H238L240 101H239L238 98H236ZM246 97H247V98H246ZM250 97H251V98H250ZM252 97L257 98V100H256L255 98L253 99ZM260 97H261V98H260ZM17 98H18V97H17ZM17 98H16V100H17ZM25 98H26V97H25ZM33 98L37 99V101H36L35 99H33ZM38 98H39V99H38ZM94 98H93V99H94ZM100 98H99V99H100ZM124 98H125V99H124ZM135 98H136V96H135ZM189 98H190V99H189ZM207 98L210 99V102H207V103H208V106H209V107L207 106V109H209V110L206 111V112H207V115H206V112L203 113V111L205 110L206 105H205V107L203 108V107H202V106H203L202 104L205 103V101L207 100ZM215 98H217V100H216ZM226 98H227V99H226ZM240 98H241V99H240ZM258 98H260V99H258ZM20 99L23 100L24 98H20ZM29 99H28V100H25V99H24V100H25V103H26V101H27V105L24 104V102L22 101V102H23V105H26V107L23 106V105H21V106H23L24 110H25V108H28V106H29V105H28V104H29V103H28V102H29ZM31 99H30V100H31ZM49 99H50V101H49ZM133 99H134V98H133ZM184 99H185V100H184ZM191 99H192V100H191ZM205 99H206V100H205ZM212 99H213V100H212ZM234 99H235V100H234ZM16 100H15V102H16ZM21 100H20V101L18 100V101L16 102L17 105H20ZM39 100H40V101L42 100L41 102H43V103H41ZM43 100H44L45 102L47 101L46 104H45V102H44ZM169 100H171V99H169ZM178 100H179L180 103L178 102ZM204 100H205V101H204ZM231 100H233V101H235V102H233V101H231ZM109 101H112V102H110V104H111L110 106H109ZM113 101H114V102H113ZM137 101H138V100H137ZM191 101H192V102H191ZM203 101H204V103H202ZM208 101H209V100H208ZM219 101H220V102H219ZM226 101H227V102H226ZM15 102H14L15 105L13 104V102H11V103L14 105V107L17 106ZM117 102H118V103H121V104H118ZM139 102H140V101H139ZM168 102H169V101H168ZM168 102H166V105H167ZM248 102H249V103H248ZM11 103H10V105H11ZM30 103H32V105L34 104V103L31 102V101H30ZM39 103H40V104H39ZM113 103H117L118 105H117V104H113ZM126 103H127V104H126ZM145 103H146V102H143V105H146V104H147V103H146V104H145ZM150 103H151V102H149L148 104H150ZM169 103H170V102H169ZM194 103H195V104H194ZM201 103H202V104H201ZM207 103H206V104H207ZM211 103H210V104H211ZM247 103H248V104H247ZM252 103H250V105H251ZM21 104H22V103H21ZM44 104H45V105H44ZM141 104H142V103H141ZM141 104L139 103V104H137V106H138V105L141 106ZM148 104H147V105H148ZM151 104H153V103H151ZM177 104H179V105H177ZM198 104H199V107H198ZM218 104H219V105H218ZM223 104H224V105H223ZM32 105H31V106H32ZM34 105H35V104H34ZM38 105H37V106H38ZM49 105H50V104H49ZM49 105H48V106H49ZM104 105H106V106H104ZM113 105H114V106H113ZM147 105H146V106H147ZM168 105H169V104H168ZM168 105H167V106H168ZM175 105H176V106H175ZM250 105H249V106H250ZM1 106H2V105H0V107H1ZM8 106H9V105H8ZM8 106H7V105H4V106H2V108H0V113H1V114H0V115H1L0 117H2V119H3V121H1V119H0V123H1V122L4 123V122H5V119H7V120H6V121H7V122H6L7 125H9V123H8L9 121H10V122H14V125H15V123H17V126L21 127V129H23V128H25L24 130L27 129L26 132L29 130V128H30V131L34 130V131H32V132L29 131V133L24 132L25 134H34V135H36L37 132H35V131H36L35 128H36V127L38 128V125H41V123L43 122V121H42V118L40 119V117H42V115H40V114H42V113H41V112L38 113V112L34 109V112H35V113L37 112V115L34 114V116H36V118L39 117L38 119H40L42 122H41L40 120H38V119H37V121H38V122H37V121H36V118L34 119V117L31 118V120H29V119H26V120H25V119H24L25 116H23V118H22V117H21V118L19 117V120H18V116H19L20 113L23 111V110H19V108H21V109H23V108H22L21 106H19V108H18V106H17L16 108H17L19 111H21V112L18 113L19 115L17 114L18 116L15 114L16 116L14 117V112H12L11 115L9 114V113H11L12 105L9 106V107H11V108H9ZM97 106H98V108H97ZM133 106H134V105H133ZM137 106L135 105L134 107H131V109H134V110H135V107H137ZM153 106H154V104L151 105L150 108H153ZM217 106H218V108H217ZM221 106H220V107H221ZM259 106H261L259 110L262 112V109H263V112H264V108H263L262 105H257V111H258V107H259ZM3 107H5V108H3ZM51 107L53 108V105H51ZM116 107H115V109H117ZM129 107H130V106H129ZM144 107H145V106H144ZM148 107H149V106H148ZM171 107H172V106H171ZM196 107H197V108H196ZM225 107H226V109H225ZM16 108H13V110H15ZM29 108H30V107H29ZM37 108H39V109H40L39 111H41V108H42V107H41V105H40V106H38ZM52 108H51V109H52ZM93 108H95V109H93ZM96 108H97V110H96ZM154 108H155V107H154ZM169 108H170V105H169ZM221 108H222V107H221ZM2 109H3L4 111H5V109H7V110L5 111L6 113L3 112ZM10 109H11V110H10ZM17 109H16V110H17ZM42 109H45V110L47 109V110H48L49 108H48V107H47V108H44V107H43ZM103 109H104V110H103ZM112 109H110L111 112L113 111ZM127 109H128V106L126 107V111L128 112ZM131 109L129 110V114H130V112H131ZM138 109H139V108H138ZM138 109L136 108V111H137ZM140 109H142V107H141ZM166 109H167V108H166ZM175 109L172 108V113H173V111H174ZM177 109H176V110H177ZM202 109H203V111H202ZM219 109H220V108H219ZM219 109H218V111H219ZM49 110H50V109H49ZM101 110H99V112H100ZM155 110H156V109H155ZM176 110H175V111H176ZM180 110H181V108H180ZM8 111H10V112H8ZM43 111H44V110H43ZM126 111H124V113H125ZM132 111H133V110H132ZM136 111H135L134 113L132 112L131 115H132V114L134 115L135 113H136V115H137L138 112H136ZM150 111H151V110H149L148 112H150ZM152 111H153V112H152ZM152 111H151L152 114L155 113L154 109H152ZM168 111H169V109L167 110V112H168ZM170 111H171V110H170ZM170 111H169V112H170ZM208 111H209L210 114H208ZM220 111H222V109H221ZM257 111H256V112H257ZM17 112H18V111H17ZM92 112H91V114H93ZM103 112H102V113H103ZM111 112H110V113H111ZM148 112H147V113H148ZM151 112H150V113H151ZM165 112H166V111H165ZM165 112H164V113H165ZM169 112H168V113H169ZM178 112H177V113L175 112V116H176V114L178 115ZM222 112H224V111H222ZM261 112H257L256 115L259 114V113H260L261 115H262V114L264 115V113H263V112L261 113ZM22 113H23V112H22ZM141 113H142V112H141V110H140V113L138 114V115H140V116L138 117V115H137V116L134 115L133 118H134V119H141V121H143V122H144V120H143V118H144L145 121H146V122H144V124L146 123V124H145L146 126H147V124L150 125V123L147 122V120L149 121V119H150L153 115H152V116H149V115H146V113L141 115ZM150 113H148V114H150ZM212 113H213V111H212ZM224 113H225V112H224ZM8 114H9L10 117L8 116ZM38 114H39L40 116H38ZM75 114H76V113H75ZM100 114H101V112H100ZM100 114L98 115V112H97V116H98V117H100ZM127 114H128V113H127ZM127 114H126V115H127ZM165 114H166L165 116H166L167 118L171 117V115H172L171 118H174L175 120L172 119V121H171V119L169 118L170 121H171V122H170L169 119H167V118L164 117V116H162V117H158V116H156V117L159 118V119L157 118V120H161V119L164 117V118H163V120L165 119V122H164V123H169V125L167 124V126H169V129H171V127H170V123L172 124V125H171L172 128H174L175 125H176L175 123H177V124L179 123V122H178L179 119H177V117L175 118V116H174L173 114H171V113H170L171 115H170L169 117L167 116V115H169V114H167V113H165ZM260 114H259V115H260ZM21 115H22V114H21ZM69 115L72 117V118H71V119H72L71 121H74V122H75V120L77 119V120H78V123H79V121H81V119H79V118L83 117V116H81V115H80L81 117H80V116H77V115H79V114L74 115V114L71 113V114H69ZM143 115H145V117H144ZM150 115H151V114H150ZM154 115H155V114H154ZM196 115H198V116H196ZM259 115H257V116H259ZM261 115H260V117H261V120H262V119H264V118L262 117L263 115H262V116H261ZM5 116H6V117H5ZM12 116H13V117H12ZM73 116H75L76 118H74ZM146 116H147L148 118H147ZM173 116H174V117H173ZM178 116H179V115H178ZM195 116H196V117H195ZM204 116H206V117H204ZM257 116H252V117H257ZM78 117H79V118H78ZM90 117L93 118L91 115H90ZM90 117H86V118H90ZM128 117L130 118V116L127 115V118H128ZM135 117H137V118H135ZM154 117H155V116H154ZM154 117H153L154 122H156V121H155L156 119H155ZM187 117H188V118H187ZM194 117H195V118H194ZM4 118H5V119H4ZM12 118H13V120H12ZM16 118H17V119H16ZM101 118H102V117H101ZM133 118H132V116H131V119H133ZM178 118H179V117H178ZM192 118H193V119H192ZM198 118H197V119H198ZM200 118H201V117H200ZM203 118H202V120H201L200 123H203V122L206 123V121H203ZM209 118H208V119H209ZM211 118L214 119L213 116H212ZM211 118H210V120H211ZM249 118H251V117H249ZM249 118L246 119L245 123H247V121H248V123L251 122V125H253V126H251L250 124H249V125L246 124V125L249 127V128H248V127L245 126V123H244L243 125L246 127V132L249 133V137H253V135L255 134L254 137H256V138H254V139L251 138V139L253 140V141H252L250 138H248V136H247L248 133H247V134L245 133L246 136H247V137H246V140H245V137H244L245 134H242V133L240 132L239 134L241 135V137L243 136L244 138L242 137L241 139H239V138H240V136H239V134H238L239 131H236L237 133L235 132V134H237L236 136H239V138H238V139L236 138V141H235L234 144H237L236 142L239 141V140H241V142L239 141L238 146H237V145H234L235 147H233V144H232V148H233V149H231V150H232L234 153H233L231 150H229L230 147H228L227 151L224 150V151H225V154L228 153V150H229V154H233V155H231V157L234 156V157L232 158L233 160H232V163H231V162H227V161H231V159H230V158H231L230 155H227V156H229V157H226L228 160L226 161L225 165H226V164L229 165V163H230V165H232V164L235 163V162H236V164H237V161H238V162L240 161L239 163H240L241 165L246 164L245 161H242V159L244 158V156H242L243 158H242V157L239 158L240 160L238 159L239 153H241V154H240V156H241V155L243 154L242 152H244V153L246 152L245 149H247V151L249 150L248 152H251V153H253V154L256 153V156H255V155H253V156L256 157L255 160H256V159L259 160V161L256 160V162L258 161L259 164H257L258 162H257V163L254 162V163H256V164L258 165V166L255 168V170H256L257 168H258V169L261 168L260 171L258 170V173H259V174L257 173V170H256V171L254 170L255 172H251V171H253V169H254L252 166H256V164H253V163H252V164H251L252 166H250V165H248V166H244V167H247V168L249 167V170L251 169V171H248V170H247L248 172H251V173H257L256 175H254V179H253V177H252L253 175H252L251 173H245V171H244V174H243V173H242L243 171H242V172H239L241 169H243L242 166L240 165V166H241V169L239 170V164H237L238 167L234 168V169H237V168H238L236 171H235V170L233 169V167H231L230 165H229V166L231 167V169H230L229 167H227V166H226V168H225V165H224V169H223V166H221V167H222V170H225L224 173H222L223 171L221 170L220 167H219L220 169H215V167L212 166V165H213L212 162H211L212 165H210V163L208 164V163H207V162H209L208 159H209V160L211 159V158H209V157H213L212 155L216 154V152H215V153H212V152H214V151H211V152H210L209 149H206L207 152H208V151L210 152L209 154L206 153V152H204L205 154H208V155H206V157H207L208 159H207L206 157H205V159H202V157H204V153H203V156H201V155H200L201 151H200L199 149L203 150V149H202V148H203L202 145L204 146V145H206V143L203 142V143H204V144H203L202 142H200V141H202V139H203V138L200 137L201 140L199 141V142H200L199 144L201 145L202 148L198 147V150H199L200 152H199L197 149H196V150L194 149L193 151H198V153L196 152V154H197V157H198V154H199L200 158L202 159V160H201L202 163H203L204 160L207 159V161H206V162L204 161V162H205V164L207 163L206 165H208V171H209V174H207V173H208L207 171H206V172H207L206 174H204V173L202 174V173H201L200 170H203V172H205V170L202 169L203 167H202V168H199L200 165H201L200 158L198 157V159H199V161H200V165L198 164V168H199V169L197 168V165L193 163V161L195 160L194 157H195V158H197V157L195 156V155H196L195 152L192 151V148L196 146V145L194 146L193 144H195V142H197V138H196V136H194L193 134L191 135L190 132H191V133H192L193 131H194V132H198V135H199V131H197V129H198L199 127H201L203 124L200 125V123H199V125H198L199 127H197L196 125L191 126V125H190V122H191V124H194V123H192V121H188V120H187V122H188V124H189V125H187L188 127L191 126L190 128L192 129V127L194 128V126H195V129H192V131H191V129H189V128H185V131H186V129L189 130V131L187 130V131L189 132V134H187V135L185 134V133H187V132L181 131V130L179 129L180 133H182V134H181L182 138L184 137L183 133L186 135L185 137L190 136V137H189L190 140H191V136H192V139H194L193 137H195L194 140H196V141H195V142H192V143H193V144H192L193 146L190 145V144H191V143H190L191 141H190L189 143H187V140L185 141L186 138L183 140V139H178L179 137H178V138L176 137V136H179V135H176V136H175V137L177 138L178 141L182 142V140H183V142L185 141V142L187 143V145L192 146L191 149H188V148H185V149H187V151L190 150V151L192 152V154L194 153L195 155L193 154V155H192V156H193V157H192L193 159H191V156L189 155V156H190V157H189V156H188V152H187L185 161L187 160L188 162H187V161H186V162L189 163V164L192 162L193 164H192V163H191V164L196 166V169H197V170H196L195 168H192V169H190V167H188V168L190 169V171L192 170L193 172H196V171L199 170V171H200V174H199V173H198V174H199V178H200V179H201L200 176H202V177H203L202 179L204 180L205 177H204L203 175H205V176L209 175V176L212 178V181H211V180H210V181H211V182L214 181L213 183L215 184V182H216L218 179H219L218 181L220 182V180H221L220 177H223V178H222V181H223V179H224V176L227 178V177H228L227 175H229V172H228V171H230V170H234V171H235V174L233 173L234 171H233V172L231 171L232 173H231V175H229L231 178H228V179H229L230 181H233L232 185H234V182L238 185V186H237L238 191H235V192H234V193H236V194H235L236 196L234 195L235 197H233V196H232L233 193L228 195V193H231V192H233V190H235V188H236V184H235L234 188L232 187L233 190H232L231 187H229L230 189H227V190H226L225 188H227V187H225V188L222 189V191L225 190V191H223V193H227V192H228L227 195H228L229 197H233V199H234V200H233L232 198H230V199H232V200H230V201H232L233 203L230 202L232 205L229 204V206H230V205H231V206L235 205V208H236V209H240V208L242 207V208H243V209L241 208L242 210H244L245 205H248V204H249V203H247L248 201L251 202L250 204H252V203L255 202V201H251L253 198H254V199H257V197L259 198L260 196H263V197H264L263 194L260 195V194H261V188L264 187V186H261V184L264 183V176H263V175H264V168H262V166L264 167V165H263V163H264V162H263V161H264V160H263V158H264V154H263V153H264V151H263V150H264V148H263V147H264V146H263V145H264V139H263V140L261 139V137L264 138V122H263L264 120H262V122H260L261 124L263 123V125H261L260 123L257 122V121L260 119L259 117H258V120H256V118H255L254 121L251 119V120L254 122V124H252V121L249 122ZM23 119H24V120H23ZM33 119H34L35 121H34ZM102 119H103V118H102ZM102 119H101V120H98V118H97V120H95L94 118H93L92 120H91V119H90V120H89V119H88V120L85 119V120L88 121V123L85 122L84 119H83L82 121L84 122L83 125H85V127H84L85 129L82 128V127H83V126H82V127H81V130L83 129L82 131L80 130V128H79V131H75V130H77L76 127H75L76 129L72 128V129L70 130V131L73 130V131H72L73 133L70 132L71 134H74V135H73V138L76 137V134L78 135L77 138H75L76 140L78 139L77 141H79V139H80V140L82 139L81 142H82L83 144H84V142L86 141L84 145L81 143V145H82L81 147H83V146H84V147H83V148H80V149H82L83 151H81L80 149H78V151H76L77 153L80 151L81 153H80V152H79V153H80L81 155H83L82 153H84V155H83L84 157L81 156L80 154L78 155V156H80V158H82V157H83V159L86 158L85 160L88 161V160H89L88 158L90 157V156H88V155L93 154V153H91V152H93L96 148H97L96 150L99 151L98 149H100V148L103 149V148H105V146L107 147V145L109 144V142H108L109 140H108V139H106L107 141H105V142H104V140H102L103 138L105 139V137H103L102 135H104V134L106 135V133H107V134H109V133H114L115 130L113 131L112 129H115V128L112 127V125H109V124L107 125V123H106V126H105V124L103 123L104 121H103ZM151 119H152V118H151ZM153 119H152V121H153ZM166 119H167V120H166ZM176 119H177V120H176ZM183 119H180V123H181V121H183ZM185 119H186V120H185ZM190 119H189V120H190ZM197 119H196V120H197ZM208 119H207V120H208ZM11 120H12V121H11ZM27 120H28V121H27ZM32 120H33V123L29 122V121H32ZM77 120H76V122H77ZM126 120H128V119L125 118V123H127ZM163 120H162V121H163ZM199 120H200V119H199ZM199 120H198V122H199ZM220 120L222 121V119H219V121H220ZM225 120H228V119L225 118ZM261 120H259V121H261ZM18 121H19V122H18ZM96 121H97V122H96ZM98 121H100V123H99ZM101 121H102V122H101ZM121 121H122V120H121ZM121 121H120L121 124H122V123L125 124V123H124V120H123L122 122H121ZM137 121L140 122V120H137ZM150 121H151V120H150ZM167 121H169V122H167ZM176 121H177V122H176ZM202 121H203V122H202ZM255 121H256V123L260 124V126H259L258 124H256ZM21 122H22V123H21ZM24 122H25V123H24ZM27 122H28V123H27ZM76 122H75V123H76ZM89 122H91V123L93 122V125H92L91 123H90V124H91V125H90ZM143 122H141V123H143ZM173 122H175V123H174V126H173ZM185 122H182L181 124H183V123H185ZM222 122H223V121H222ZM224 122H227V121H224ZM224 122H223V123H224ZM3 123H2V124H3ZM6 123H5V124H6ZM35 123H36V124H35ZM37 123H38V124H37ZM86 123H87V125H88L90 128L86 125ZM94 123H97V124H94ZM114 123H115V122H114ZM164 123H163V125H164ZM180 123H179V125H180ZM195 123H196V122H195ZM2 124H0V126H1ZM21 124H22V125H21ZM27 124H29V125H28L29 127L26 126ZM98 124H99V125H98ZM102 124H103V125H102ZM121 124H119V126H120ZM155 124H156V123H155ZM196 124H198V123H196ZM10 125H11V124H10ZM10 125H9V126H10ZM33 125H34V126H33ZM128 125H129V126H128ZM128 125H127V124L124 125V128H127V127H128L129 129H130V128H133V127H131V126H134L135 124L132 125V123H131V124H128ZM156 125H157V124H156ZM160 125H161V126H160ZM160 125H157L158 127L153 128V126H154L153 123L151 124L150 127H145L144 125L141 124V126H144V127L146 128V131H147V130L149 131V132H147L146 134L143 133V134H145V135L150 134L149 136H145V135H144V136L146 137V139H147L148 137H150V136H151V137L156 136L155 133H154V134H155V135H154V134H152L151 132H155V131H157V135H158V134H159V131L156 130V129H157V128L159 129L160 127L163 126L161 121H160ZM255 125H256V126H255ZM9 126H7V128H6V125H4V129H5V128L7 129V132H6V133H8V132L10 131V130H9L10 128H8ZM91 126H92V127H91ZM95 126H96V127H95ZM119 126H116V127H119ZM121 126H122V125H121ZM121 126H120V127H121ZM125 126H126V127H125ZM139 126H140V125H139ZM141 126H140L139 128H142V129H143L144 127H141ZM176 126H178V125H176ZM203 126H204V125H203ZM32 127H33V129H32ZM34 127H35V128H34ZM86 127H87V128H86ZM102 127H103V128H102ZM105 127H106V128H105ZM110 127H111V129H110ZM122 127H123V126H122ZM135 127H136V125H135ZM164 127H166V126L164 125ZM184 127H186V124H184ZM196 127H197V129H196ZM250 127H251V128H250ZM2 128H3V125H2ZM37 128H36V129H37ZM88 128H89V130L91 129L89 132H88ZM92 128H93L94 131H95V129H99V132L96 130V131H95L96 133H94V131L92 130ZM147 128H148V129H147ZM150 128L153 129V130L151 131ZM167 128H168V127H167ZM182 128H183V127H182ZM202 128H203V127H202ZM6 129H5V130H6ZM86 129H87V130H86ZM122 129H123V128H122ZM129 129H128V130H129ZM154 129H155V130H154ZM174 129L176 130V129H178V127H177V128L175 127ZM183 129H184V128H183ZM108 130H109V131H108ZM126 130H127V129H126ZM128 130H127V131H128ZM143 130H144V129H143ZM161 130H164V129L161 128ZM172 130H173V129H172ZM198 130H200V128H199ZM238 130H241V129H238ZM247 130H248V131H247ZM15 131H16V130H15ZM15 131L12 132V129H11V132H12V133H15V134H10V135H11L10 137H13V138H14V137H18V136H20V134H19L20 132H19L18 130H17V131H18L19 133H18V132H15ZM80 131H81V132H80ZM83 131H84V132L87 131V132L84 133ZM92 131H93V133H92ZM101 131H102V132L104 131L105 133H104V132L102 133ZM129 131H130V130H129ZM140 131H141V129H140ZM150 131H151V132H150ZM167 131H168V129H167ZM241 131H243V130H241ZM251 131H252L253 133H252ZM257 131H258V132H257ZM259 131H260V132H259ZM11 132H9V133H11ZM76 132H77V133H76ZM78 132L80 133L81 136L79 135ZM90 132H91L92 134H91ZM97 132H98V133H97ZM115 132H117V129H116ZM142 132H145V131H142ZM142 132H141V133H142ZM168 132H169V131H168ZM173 132H174V131H173ZM194 132H193V133H194ZM244 132H245V131H244ZM244 132H243V133H244ZM70 133H69V136H71ZM81 133H82V134H81ZM89 133H90V134H89ZM99 133H100V134H99ZM139 133H140V132H138L136 135H139ZM169 133H170V135H171L172 131L169 132ZM250 133H251V134H250ZM25 134H24V135H25ZM83 134H84V135H83ZM143 134H140L139 136L141 137ZM259 134H261L262 136H260ZM13 135H15V136H13ZM88 135H89V136H88ZM105 135H104V136H105ZM128 135H130V133H128ZM128 135H126V137H127ZM134 135H135V134H134ZM152 135H153V136H152ZM195 135H196V134H195ZM258 135H259V139H260V141L262 140V142H260V141L258 140ZM21 136H22V135H21ZM74 136H75V137H74ZM84 136H85V137H84ZM99 136H100L101 142H100ZM144 136H143V137H144ZM199 136H200V135H199ZM199 136H198V139H199ZM28 137H29V139L23 138V139H22V142H23V140H26V141L28 140V141L26 142L27 145H30V144H31L30 147H33V148H34V145H35L36 141H34V139L32 140V138H30V137H32V136L29 135ZM79 137H81V138H79ZM82 137H83V138H82ZM86 137H88V138H86ZM94 137H95V138H94ZM107 137H109V136H106V138H107ZM126 137H125V138H126ZM135 137H136V136H134V138H135ZM140 137L137 136L135 139L137 140V138H140ZM175 137L172 138V139L174 140V141H173V142H174V145L176 144L177 146H180L183 142H182L181 144H179L180 142L178 143V141L175 139ZM33 138H34V136H33ZM70 138H71V137H70ZM84 138H85V139H84ZM130 138H133V137H130V136H129V138H127V139H128L127 141H129ZM134 138H133V139H134ZM247 138H248L249 140H251V141L248 142V139H247ZM35 139H37V135L35 136ZM133 139H132V140H133ZM135 139H134V140H135ZM140 139H143V138H140ZM144 139H145V138H144ZM146 139H145V140H146ZM150 139H151V138H150ZM169 139H170V138H169ZM172 139H170V141H171ZM242 139H243V140H242ZM29 140H31V141L29 142ZM84 140H85V141H84ZM130 140H131V139H130ZM138 140H139V139H138ZM145 140H141V141L144 142V145L149 144L150 141L147 142V140H149V139L146 140L147 143H145ZM175 140L177 141V143H175V142H176ZM254 140H257V141H254ZM32 141L35 142V143H33L34 145L32 144ZM40 141H42V140L40 139ZM87 141H88V142H87ZM170 141H168L169 143L166 144V147L170 145V147H168L169 149H170L171 146H172V144H170ZM188 141H189V140H188ZM203 141H204V140H203ZM258 141H259V142H258ZM24 142H25V141H24ZM103 142H104V143H103ZM107 142H108V144L106 145ZM143 142H142V144H143ZM242 142H243V143L245 142V143H246V146H244L245 143L243 144ZM251 142H254V143H251ZM256 142H257V143H256ZM28 143H29V144H28ZM92 143H94V144H92ZM99 143H100V144H99ZM102 143H103V144H102ZM135 143H136V142H135ZM41 144H42V145H41ZM90 144H92V145H90ZM95 144H96V145H95ZM136 144H137V143H136ZM183 144H184V143H183ZM183 144H182V145H183ZM196 144H197V143H196ZM240 144H242V145H240ZM250 144H251V145H250ZM256 144H257V145H256ZM39 145H41L42 147H46V146H43L44 143H39ZM39 145H38V146H39ZM87 145H89V146L87 147ZM97 145H100V146H97ZM137 145H139V144H137ZM182 145H181V146H182ZM187 145H186V146H187ZM197 145H198V144H197ZM248 145H249V146H248ZM252 145H255V146H254L255 149L253 148ZM259 145H260V147H262V154H261V148H259ZM103 146H104V147H103ZM181 146L179 147V149H180V148L182 149L183 146H182V147H181ZM184 146H185V144H184ZM236 146H237L238 148H237ZM239 146H241V148H242V147H243V148L246 147V148H244V149L242 148V149H241V148H239ZM247 146H248V147H247ZM257 146H258V147H257ZM42 147H40V149H42ZM102 147H103V148H102ZM108 147H109V145H108ZM163 147H164V146H163ZM163 147H162V148H163ZM166 147H165V149H167ZM205 147H206V146H205ZM205 147H204V150H205ZM249 147H250V148L252 147L251 150L248 149ZM38 148H39V147H38ZM177 148H178V147H177ZM183 148H184V147H183ZM195 148H197V147H195ZM206 148H208V147H206ZM84 149H86V150H84ZM169 149H167V150L169 151ZM171 149H173V148H171ZM171 149H170V151H171ZM179 149H178V150H179ZM235 149L237 150V152L234 151ZM240 149H241V150H240ZM253 149H254V150H253ZM46 150H47V148H46ZM96 150H95V151H96ZM130 150H133V149H130ZM178 150H177V152L179 153L180 151H178ZM204 150H203V151H204ZM206 150H205V151H206ZM239 150H240V151H239ZM243 150H244V151H243ZM255 150H257V152H258V151H260V152L257 153V152H255ZM145 151H146V150H145ZM170 151H169V153H170ZM190 151H189V153H190ZM253 151H254V152H253ZM49 152H50V150H49ZM102 152H103V151H102ZM131 152H132V151H126L125 153L123 152L121 156H120L121 153L118 154L119 156L116 154L117 157H116L115 155H113V156H109V157L106 156L107 158H106L104 155L102 156V155L98 154V152H97L99 159H98V157H97V154L94 153V159H90V160L88 161V164H91V163H92V167H91L92 169L95 168V167H98V168L100 167L101 170H100V168H99L98 172H99V171H100V172L98 173V172H96L97 168H96L95 171H94V169H93L94 174H95V172L97 173V174H96L97 176L95 175L96 178H94V176H93L94 181H93V180L90 181V182L88 181V182H87L88 185H87V184H84L85 187L87 186V189L84 188L85 190L83 189V191H82V188H83V187H81V188H79V190H78L79 192L82 191L83 196H84V195L87 196L88 194H89L90 196L88 195V196H87L88 198H86L85 196H84V197L82 196V198H85L84 201H83V199H82L81 197H80V198H77V199H76V197H75L76 202H79V204L81 205V206H80V209L78 208V207H79V206L77 205L78 203H76L75 200H72V198H70V199H71V201H70L68 198H65L64 200H62V202H65V204L62 203V202H60V204L62 203L63 206L66 207V208L64 207V208L66 209V212L70 211V210H68V209H73V207L75 208V207L78 206V207H77V208H78V211L80 210V213H83V212L85 213V211H84L85 208H87V206L89 207V205H87V203H86L87 200H89V197L92 198V196H93V197L95 196L94 200H97V201H94V200L92 199L93 204H91V205L97 206V207H98V209H97L98 211H99V207L102 206V207H100V209L102 208V210L105 211V212L107 213L108 211H106V210H107V208H109L108 206L110 205V204H109L110 201H111L112 199L114 200V198H115V200H116V199H119V198H118V197H119V194H121V191H120L119 189H123V190H122V192H123L122 195H123V194H124V195H123V197H122V195H121L122 199H121L120 201H119V200H118V201H119V202L122 201L123 204H122V202H121V203H118L117 200H116V201L114 200L115 202L112 200L115 204H116V202H117L118 205H117V204H116L117 206L115 205L116 208H114L115 206L112 207V209L114 208V209H113V210H114V213H113V211H111V215L107 214L108 217H109V216L112 217V216H114L113 214H115L114 217L119 219V215H122V214H125V213H126V215H129V214H130L129 216H130L131 218L134 219V218L137 217V216L139 215V213H141L142 211L145 212L144 210H146L147 207L151 204V203H150L151 201L149 202V199L146 201V198H147L148 195H147V196H144V195H146V194L148 193V191L145 190L146 187H144L145 189L143 188V190H142V189H141L142 187L140 188V186H138V185H137L138 188L135 187V183H134V182H132V181L127 182V181H126L127 184L125 183V184L122 185V183H121L120 186L118 187V191H120V193H119V192L117 191V188L115 189L113 185H112V186L109 185V184H110L112 181H114L115 179L117 180V179H119L120 177H121V178H122V177H125L127 174L129 175V176L127 175V178L129 179V178L131 177L130 179L132 180V176H130V175L133 173V170L136 168L135 163H137L138 161H141L142 159L144 160L146 154L144 155L143 158H141V157H142V154H139V153H138L141 157H140V160H137V159H139V157H137V156H138L137 154H135L136 156L134 155V157L132 156L136 151H133V153H131ZM140 152H141V151H140ZM143 152H144V151H143ZM173 152L175 153V155H173L174 153H172V151H171V153H172L171 155H173V156H176V154H178V153L176 152V147H175V149H173ZM185 152H186V150L184 151V153H185ZM222 152H223V150H222L221 152H218V153H219L222 157H224V155H223L224 152H223V153H222ZM231 152H232V153H231ZM50 153H53V152L51 151ZM89 153H91V154H89ZM141 153H142V152H141ZM145 153H146V152H145ZM147 153H148V152H147ZM181 153H183V149L181 150ZM181 153H179L176 157H178V156L181 157V156L184 154V153H183V154H181ZM246 153H247V152H246ZM246 153H245V154H246ZM251 153H250V154H251ZM85 154H86V155H85ZM87 154H88V155H87ZM95 154H96V155H95ZM123 154H124V155L126 154L125 157H124ZM150 154H151V153H150ZM180 154H181V155H180ZM190 154H191V153H190ZM210 154H211V156H210ZM235 154H236V155H235ZM245 154H244V155H245ZM258 154H260V155H258ZM48 155H49V153L47 154V157H48ZM50 155H52V154H50ZM127 155H128V157H127ZM148 155H149V154H148ZM251 155H252V154H251ZM257 155H258L259 157H258ZM53 156H55V155H53ZM85 156H86V157H85ZM87 156H88V158H87ZM114 156H115L116 158H113ZM122 156H123V157H122ZM130 156H132L133 158L130 159V158H129ZM146 156H147V155H146ZM173 156H171V158H173L172 161L175 159ZM183 156H185V155H183ZM187 156H188V158H190V162H189V159H187ZM208 156H209V157H208ZM225 156H226V155H225ZM235 156H237V157H235ZM73 157H74V156H73ZM103 157H104V158H103ZM215 157H216V158H215ZM218 157H220V156H219V155H218V156H217V155H214V158H213L214 160H215V159L218 160V162H216L217 164H218L221 160H225V159H222V157H220L221 160L219 161ZM260 157H261V158H260ZM43 158H45V162L47 163V158H46V156H44ZM49 158H50V157H49ZM55 158H56V157H55ZM96 158H97L98 160H97ZM100 158H101L102 160H100ZM122 158H124V159H122ZM127 158H128V159H127ZM136 158H137V159H136ZM147 158H148V160H150V162L147 161V163H150V165H151V159H152V156H151V158H150L149 156H147ZM149 158H150V159H149ZM183 158H185V157H183ZM234 158H235V159H234ZM245 158H247V157L245 156ZM245 158H244V159H245ZM259 158H260V159H259ZM38 159H39V158H38ZM51 159H52V158H51ZM51 159H49L48 162H49V163H50V162H54V163H55V161H53V159H52V160H51ZM106 159H107V160H106ZM125 159H126V160H125ZM154 159H155V158H154ZM154 159H153V160H154ZM229 159H230V160H229ZM244 159H243V160H244ZM32 160H33V159H32ZM34 160H37V159H34ZM34 160H33L32 162H34ZM56 160H57V159H56ZM85 160H81V159H79L78 161H80V164H83V163H81V162H87V161H85ZM91 160H93V161H92L91 163H89ZM94 160H96V161H94ZM99 160H100V161H99ZM116 160H117V161H122V160H124V162H125V163L123 162L124 165H125V164H127V165H125V166H124V165H120V162L118 163V162H116ZM135 160H137V162H136ZM143 160H142V161H143ZM191 160H193V161H191ZM211 160H212V159H211ZM235 160H236V161H235ZM255 160H254V161H255ZM261 160H263V161H261ZM42 161H43V162H42ZM42 161H40V159H39V162H42L41 164H44V163H45V162H44V159H43ZM98 161H99L100 163H97ZM129 161L131 162L130 165L128 164ZM134 161H135V163H134ZM195 161H196V160H195ZM195 161H194V162H195ZM197 161H198V160H197ZM197 161H196V162H197ZM199 161H198V162H199ZM241 161H242L244 164L241 163ZM260 161H261V162H260ZM35 162H36V161H35ZM39 162H38L37 164H38V165H41V164H39ZM94 162L96 163L95 165H94ZM114 162H115L116 164L118 163V165H117L118 167L112 165V163H114ZM145 162H146V158H145ZM157 162H158V161H157ZM213 162H214V161H213ZM224 162H225V161H224ZM224 162L222 161L221 163L224 164ZM262 162H263V163H262ZM49 163H48V164H49ZM77 163H78V162H77ZM102 163H103V164H102ZM132 163H133V164H132ZM138 163H139V162H138ZM141 163L144 164V161H143V162H140L139 164H141ZM155 163H156V162H155ZM216 163H215V164H216ZM221 163H220V164H221ZM261 163H262V166H261ZM31 164H32V163H31ZM88 164H87V166H88ZM116 164H115V165H116ZM121 164H122V162H121ZM139 164H137L138 167H139ZM143 164H141V166H142ZM145 164H146V163H145ZM153 164H154V163H153ZM158 164H159V163H158ZM215 164H214V165H215ZM236 164H235V165H236ZM33 165H34V164H33ZM44 165H45V164H44ZM93 165H94V167H93ZM100 165H101V166H100ZM102 165H104L105 167L102 166ZM107 165H108V167H109V165H110V166H111V170L114 169L115 172L117 173V174H116V173L114 172V170H112V172H111L110 170H108V171H110L111 173H109V175L107 174V175H105V176H107V178H109V181H111V182H108V179H107L105 176H103V177H102V176H98V174H102L101 171L105 170V168H106V169L108 168ZM128 165H129V166H128ZM132 165H133V166H132ZM146 165H149V164H146ZM154 165H157V163L154 164ZM174 165H175V164H174ZM174 165L171 166V168H172V167H176V166H174ZM202 165H203V164H202ZM206 165H205V166H206ZM235 165H233V166H235ZM237 165H236V166H237ZM246 165H247V164H246ZM46 166H47V164L45 165V167H46ZM51 166H52V165H51ZM85 166H86V165H85ZM89 166H90V165H89ZM89 166H88V167H89ZM119 166H122V167H125V168H122V167H119ZM185 166L187 167L188 164L182 166L183 169H182V168H181V169H182V170H184V169H188V168H186ZM195 166H194V167H195ZM209 166H210V167H211V166L214 167V168H213L214 170L211 168V170H213L214 172H215V170H217L216 172H218V170H221V172H218L219 175H220V173H222V175H223V174H224V175H223V176L220 175V176L218 177V179H217V178H216L217 176L215 175L216 172H215V174H214V172L211 171V172L215 175V176H213V175L210 173ZM259 166H260V168H259ZM37 167L40 169L41 166H37ZM37 167L35 166V169H36ZM48 167H49V166H48ZM48 167H46V168L48 169ZM55 167H56V169L58 168L57 166H55ZM113 167H114V168H113ZM138 167H137V168H138ZM153 167H154V166H153ZM169 167H170V165H169ZM184 167H185V168H184ZM192 167H193V166H192ZM42 168H43V165H42ZM42 168H41V169H42ZM85 168H87V167H85ZM91 168H90V170H91ZM102 168H104V169H102ZM116 168H118V169H116ZM130 168H132V169H131V170H132V173H131V174H130L131 170L128 171ZM171 168H168V169L170 170ZM204 168H205V167H204ZM206 168H207V167H206ZM206 168H205V169H206ZM252 168H253V169H252ZM35 169H34V170H35ZM59 169H60V168H59ZM120 169H122V170L120 171ZM189 169H188V170H189ZM194 169H195V171H194ZM228 169H229V170H228ZM32 170H33V169L31 168L30 171L32 172ZM36 170H37V169H36ZM36 170H35V171H36ZM85 170H86V169H85ZM174 170H175V168H174ZM174 170L172 169V171H174ZM206 170H207V169H206ZM227 170H228V171H227ZM238 170H239V171H238ZM243 170H246V169H243ZM37 171L39 172V170H37ZM37 171H36V172H37ZM59 171H60V170H59ZM106 171H107V170H106ZM119 171H120V172H119ZM125 171H126V172H125ZM175 171L178 172V171H181V170H180V168H179V169H176ZM175 171H174V172H175ZM192 171L189 172V173H191V175H192ZM237 171H238V173H237ZM247 171H246V172H247ZM262 171H263V172H262ZM40 172H41V171H40ZM91 172H92V171H91ZM93 172H92V173H93ZM122 172H123V173H122ZM169 172H170V171H169ZM181 172L183 173V171H181ZM226 172H227L228 174H227ZM260 172H261V173H260ZM62 173L66 174L65 172H61V176L63 175ZM104 173H105V171H104ZM126 173H127V174H126ZM172 173H173V172H172ZM187 173H188V172H187ZM187 173H186V170H185V173H183V174L186 175ZM189 173H188V174H189ZM22 174H23V173H22ZM22 174H21L20 176L17 174V175L19 176V181H20L21 179H23L22 177H24V176L26 175V174H25V175L23 174V176H22ZM28 174H29V173H28ZM30 174H31V173H30ZM33 174L36 175V173H35L34 171H33ZM37 174H38V173H37ZM110 174H111V176H110ZM112 174H113V175H112ZM123 174H124V176H123ZM195 174L198 175L197 172H196ZM239 174H240V175H239ZM245 174H249V177H250V178L252 177L251 179H253V180H256L255 178H259V179H257V180L255 181V184H254V185L257 184L255 187H252V186H253V183H254V181H252V186H250V187H252V189H250V188L248 187L249 190H247L248 188H247L246 185H248L249 183H251V179H250V181H249V183H248L246 180H247L249 177H246V178H245V176H244V178H243V176H242V175H245ZM250 174H251V175H250ZM262 174H263V175H262ZM103 175H104V174H103ZM191 175H190V177H191ZM211 175H212V176H211ZM233 175H234V176H233ZM235 175H236V176H235ZM28 176H29V175H28ZM36 176H37V177H34V179H35L36 181H34L33 178L29 180V181H31V182H30V186H29V185H28V186L26 185L25 187H23L24 185H23V186H22V185L20 186L19 184H16V185H17V188H18V186H19L20 189H25V190L27 189V192L29 191L28 189H29L30 187H33V188H34V187H35V188L37 187V188L35 189V193L33 192V191H34V189H33V190L31 191V192H33V194H32L31 192H30L31 194H29V197L31 198V202H32L31 205H33V206H31L32 208H31V207L28 208L29 210L27 211V214H26V216L24 217V218L27 217V219H29V220L26 221L27 219H22V216H24V215L21 216V220H20V219H19V218H20L19 215H21V214H19L18 212H15V213L12 212V214L10 213V215H9V216H11V217H9L10 222H7V223H9V224H7V225L10 226L11 228H12V226H13V227H14V226H19L20 223H21V226H19L18 229H19V231H23V234H24V233H25V234L27 233L26 235L24 234V235L27 236V237L30 236V235H32V236L34 235V234H31V233H35V235H36L37 233L40 234V232H38V231H40L39 228H41V233H42V231L44 232V230H47V232L49 231L50 227L48 226V223L46 224L47 227L44 226V224H45V222H48V221H49V225H50L51 222H50V220L47 219L48 221H46V219L44 220L43 218H44V216H45V218H46L47 216H48L47 218H49L50 215H51V217H50V218H51V221H53L52 218H54V215H55V217L57 218V215H58V214H55L54 212H56L55 210H57V207H60V206H59V205L56 206V201H57V203H58L59 200L61 201V199L63 198V197H62L61 199L59 198V200H58V198H57V200L55 199L56 197L60 196V195H58V193H60V192H59V186H58V189L56 188V186H57L56 184L59 183L58 185H60V180H59L56 184L54 183V184H55L54 187H53L54 184L52 185V188H53V190H52V189H49V187L51 186L50 183L52 184V181H51V182L48 181L49 178H47V179H48V180H47L45 176H41V177H40L41 179H40V178H38V176H40L39 174L36 175ZM91 176H92V174H91ZM119 176H120V177H119ZM192 176H193V178H194V176H195L194 173H193ZM246 176H247V175H246ZM257 176H258V177H257ZM262 176H263V177H262ZM65 177H66V175H64L63 178H60V179H62V181H61V186H63V187L60 186V188H61V192H62V190H64V189L68 186V185H66V184H68L66 180H65L66 183H63V179H64ZM67 177H68V176H67ZM97 177H98L99 179L102 178V180L100 181L99 179H97ZM104 177H105V178H104ZM183 177H184V178L186 177L187 180L189 179V178L187 177V175H186V176H183ZM213 177L216 178V179H214ZM234 177L236 178V180H235ZM20 178H21V179H20ZM25 178H26V176L24 177V180H21L20 184H24V182H26V184H27V183L29 184V182L25 181ZM43 178H44V179H43ZM93 178H92V179H93ZM135 178H136V177H135ZM135 178H134V179H135ZM195 178H197V176H196ZM199 178H197V183H198V179H199ZM242 178H243V179H242ZM42 179H43V181H40V180H42ZM66 179H67V178H66ZM89 179H90V178H89ZM95 179H96V180H95ZM123 179H124V178H123ZM191 179H192V178L189 179V183L191 182ZM202 179H201L199 182H201ZM206 179H208V181H209V177H207ZM206 179H205L204 182H207ZM241 179H242V180H241ZM244 179H245V181H244ZM32 180H33L34 182H36L37 184H36V183H33ZM37 180H38V182H37ZM44 180H45L46 182H44ZM170 180H171V179H169V181H170ZM215 180H216V181H215ZM225 180H227V179H224V181H225ZM239 180H240V181H239ZM262 180H263V181H262ZM22 181H23V182H22ZM102 181H104V183H102ZM133 181H136V180H133ZM169 181H168V182H169ZM171 181H172V180H171ZM171 181H170V182H171ZM194 181H195V180H194ZM218 181H217V182H218ZM224 181H223V182H224ZM230 181H228V182H230ZM243 181L245 182V184H244ZM39 182H40V183H39ZM48 182H49V183H48ZM81 182H82V181H81ZM91 182H92V184H90ZM114 182H115V181H114ZM174 182H175V181H174ZM174 182H173V183H174ZM192 182H193V181H192ZM192 182H191V183H192ZM195 182H196V181H195ZM202 182H203V181H202ZM217 182H216V184H218L217 186H219L220 183L223 185V182H220V183H219V182L217 183ZM225 182H226V181H225ZM225 182H224V184H225L224 186H226V184H227V185H228V184H231V183H227V182L225 183ZM257 182H258V183H257ZM44 183H45V184H44ZM94 183H95V184H94ZM108 183H109V184H108ZM123 183H124V182H123ZM133 183H134V184H133ZM173 183H172V182L169 183L170 188H171V186L173 185ZM197 183L191 184L190 186H191V187H192V185L195 186V184H197ZM207 183H209V182H207ZM239 183H240V184H239ZM241 183H242V184H241ZM32 184H33V186H32ZM43 184H44V185H43ZM46 184H48V185H46ZM63 184H65L66 187H65V185H63ZM105 184H106V185H105ZM113 184H114V183H113ZM129 184H130V185H129ZM131 184L133 185V187H132ZM136 184H137V183H136ZM149 184H150V183H149ZM171 184H172V185H171ZM205 184H206V183H202V185H205ZM16 185H15V186H16ZM35 185H36V186H35ZM37 185H38V186H37ZM102 185H103V186H102ZM108 185H109L110 187H108ZM198 185H199V183H198ZM244 185H245L246 187H244ZM101 186H102V188H101ZM126 186H127L129 189H128ZM144 186H145V185H144ZM150 186H151V185H150ZM194 186L192 187V190H195V189H196V191H194V193L197 192V193H195V195H197V194H198V191H199V194H200L199 196H202V193L205 192V191H203L204 188L202 189V187L200 186V187H201V190H200V189H199L200 187L196 185L197 187H199V188H198V191H197V187L195 186L196 188L194 189ZM220 186H221V185H220ZM224 186H221V187H224ZM230 186H231V185H230ZM248 186H249V185H248ZM257 186H258L259 188H258ZM260 186H261V187H260ZM27 187H28V188H27ZM64 187H65V188H64ZM112 187H113L114 189H112ZM120 187H121V188H120ZM124 187H125V188H124ZM148 187H149V186H148ZM173 187H174V186H172L171 189H174ZM175 187H177V184L175 185ZM19 188H18V189H19ZM38 188H40V189H38ZM50 188H51V187H50ZM54 188H55V189H54ZM63 188H64V189H63ZM67 188H69V186H68ZM88 188H89V189H88ZM96 188H97V189H96ZM108 188H109V189H108ZM133 188H134V189H133ZM149 188H150V187H149ZM219 188H220V187H219ZM31 189H32V188H31ZM48 189H49L51 192H50ZM56 189H57L58 191H56ZM80 189H81V190H80ZM90 189H91V190H90ZM99 189H100V190H99ZM102 189H103V190H102ZM127 189H128V190H127ZM135 189H137V190H135ZM139 189H140L142 192H141ZM147 189H148V188H147ZM239 189H240V190H239ZM243 189H246V190L244 191ZM36 190H39V191H41V192L38 191L39 193H37ZM47 190H48V191H47ZM54 190H55L56 192H55ZM113 190H114V191H113ZM115 190H116L117 194L119 193L118 196H117ZM125 190H126V191H125ZM131 190H132V191H131ZM151 190H152V188H151ZM204 190H205V189H204ZM219 190H221V189H219ZM228 190H232V191L229 192ZM259 190H260V191H259ZM14 191H15V190H14ZM52 191H53V193H55V194H53ZM64 191H65V190H64ZM64 191H63V192H64ZM96 191H97V192H96ZM100 191H101V192H100ZM109 191H110V192H109ZM111 191H112V193H111ZM129 191H130V192H129ZM145 191H146L147 193H146ZM172 191H173V190H172ZM200 191H201V192H200ZM202 191H203V192H202ZM12 192H13V191H12ZM27 192L25 191V193H27ZM70 192H71V191H70ZM84 192H85V194H84ZM86 192H87L88 194H87ZM91 192H93V193H91ZM99 192H100L101 194H100ZM135 192H136V193H135ZM140 192H141V193H140ZM144 192H145V193H144ZM237 192H238L239 194H237ZM241 192H242V193H241ZM249 192H250V194H249ZM28 193H29V192H28ZM95 193H96V194H95ZM129 193H130V194H129ZM131 193H132V196H130ZM137 193H138L139 195L141 194V195L143 196V199H145V200H143V199L141 198L142 201H143L142 203L140 202L141 199H138V198H140V196L137 195ZM151 193H153V192L150 191L149 194H151ZM256 193H257V194H256ZM263 193H264V190H263ZM34 194H35V196H37L36 194H40V197L37 196V197H36L37 199H34L37 203H36L35 201L33 202V197H31V196H33ZM43 194H44V195H43ZM82 194H79V195H82ZM93 194H94V195H93ZM104 194H105V195H104ZM110 194H111L112 196H109ZM135 194H136V195H135ZM171 194H172V193H171ZM187 194L190 195L189 193H186L185 195L187 196ZM191 194H192V193H191ZM205 194H206V193H205ZM205 194H203V195H204V202H203V197L201 198V197H199V196L197 195V197L199 198L198 200H200V202H201L200 205H202L203 203L207 204V202L210 200V196H209V194H208V197L205 196ZM242 194H243V195H242ZM24 195H25V194H24ZM24 195H23V196H24ZM27 195H28V194H27ZM41 195H42V196H41ZM45 195H46V196H45ZM54 195H56V196H54ZM79 195H78V196H79ZM96 195H97V196H96ZM100 195H101V196H100ZM102 195H103V196H102ZM114 195H115V196H114ZM128 195H129V196H128ZM151 195H152V194H151ZM151 195H150V196H151ZM195 195H194V196H195ZM206 195H207V194H206ZM222 195H224V194H222ZM227 195H226V196H227ZM239 195H240V197H237V196H239ZM245 195H246V196H245ZM247 195H248L249 198L247 197ZM254 195H255V196H254ZM43 196H44V197H43ZM52 196H53V198H54L56 201H55L54 199H53V201H49L50 204L52 205V206L50 205V206H51V207H50L49 205L47 206V204L49 203V202H47V201H48L49 199L52 200V198H51ZM62 196H64V195H62ZM65 196H66V195H65ZM78 196H77V197H78ZM105 196H106V197H105ZM113 196H114V197H113ZM142 196H141V197H142ZM171 196H174V194L171 195ZM190 196L193 197V194L190 195ZM220 196H221V194H220ZM220 196H219V197H220ZM224 196H225V195H224ZM226 196H225V197H226ZM228 196H227V197H228ZM253 196H254V197H253ZM26 197H27V198H26ZM29 197L25 195V199H26V200H27ZM45 197H46L47 199H48V198H49V199L47 200ZM67 197H68V196H67ZM69 197H71V196H69ZM97 197H98V198H97ZM101 197H102V198L104 197V198H103L102 200L100 199V201H99L98 199L101 198ZM107 197H108V198H107ZM111 197H113V198L111 199ZM192 197H190V198H192ZM205 197H206V198H209L208 201H207V199H206ZM227 197L225 198V199H227L226 202L229 201V198H227ZM236 197H237V198H236ZM244 197H245V199H244ZM251 197H252V198H251ZM263 197H261V198H262V201H263ZM30 198H29V199H30ZM34 198H35V197H34ZM39 198H41V199H39ZM73 198H74V197H73ZM96 198H97V199H96ZM106 198H107V199H106ZM123 198H124V199H123ZM128 198H129L130 201L128 200ZM132 198H133V199H132ZM172 198H173V197H171V199H172ZM188 198H189V197H187V199H188ZM190 198H189V199H190ZM194 198L197 199L196 197H194ZM221 198L224 199V197H220V200H219V201L222 203V202L225 201V200L222 201ZM238 198H239V200H238ZM241 198H242V199H241ZM246 198H247V199H246ZM29 199L27 200L28 202H30ZM66 199H67V201H68L69 204L66 203V202H67ZM104 199H105V200H104ZM134 199H135V201H137V204H136V202L134 201ZM192 199H193V198H192ZM201 199H202V200H201ZM205 199H206V202H205ZM235 199H236V200H235ZM254 199H253V200H254ZM259 199H260V198H259ZM39 200H41L42 202L39 201ZM77 200H79V201H77ZM173 200H174V198H173ZM193 200H194V199H193ZM198 200H197V202L200 203ZM241 200H242L243 202H242ZM245 200H246V201H245ZM257 200H258V199H257ZM257 200H256V201H257ZM38 201L41 202V205H43V206L46 205V207H44V208H46L47 210L44 209V208L42 209L41 207H43V206H40V209H42L43 213H42V211L39 209V205H40V203H39ZM45 201H46V202H45ZM69 201H70V202H69ZM80 201H81V202H80ZM90 201H91V200H90ZM98 201H99V202H98ZM101 201H103V202H101ZM170 201H171V200H170ZM188 201H190V200H188ZM244 201H245L246 203H245ZM44 202H45V203H44ZM51 202H53L54 204H52ZM88 202H89V201H88ZM94 202H96L97 205H95ZM113 202H112V203H113ZM129 202H130V203H129ZM131 202H134L135 204L133 205ZM146 202H149L150 204L147 206ZM194 202H195V204L197 203L196 200H194L193 202H192V200H191L192 207H193ZM226 202H225V206H227V205H226ZM239 202H240L241 204H240ZM33 203H35V204H33ZM73 203H75V204H73ZM83 203H85V204H83ZM90 203H91V202H90ZM90 203H89V204H90ZM101 203L105 204V206H106V209H105V210H104L105 206H104L103 204H101ZM143 203H144V204H143ZM171 203H172V201H171ZM189 203H190V202H189ZM208 203H211V204H208V205L211 206V207H213V206H212V201H211V202H208ZM223 203H224V202H223ZM228 203H229V202H228ZM257 203H258V201L255 202L254 205H256ZM261 203L264 205V203L261 202V200H260V203H258V204H261ZM29 204H30V203H29ZM62 204H61V205H62ZM70 204H71V205H70ZM72 204H73V206H72ZM98 204H99V206H98ZM106 204H107V205L109 204V205L107 206ZM120 204H122V206H120ZM128 204H130V205H128ZM142 204H143L144 206H142ZM145 204H146V206H145ZM177 204H178V203H177ZM195 204H194V205H195ZM205 204H203L202 206H203V208H204V206H205V208H206V212H205V213H207V210H208L207 207H208V206H206ZM238 204H239V205H238ZM258 204H257V205H258ZM53 205H54V206H53ZM75 205H77V206H75ZM113 205H114V204H113ZM125 205H127L128 207L125 206ZM131 205H132V206H131ZM138 205H140L141 207L138 206ZM221 205H222V204H220V206L218 205V206H215V207H216V208L218 207V210H221V211H222V210H223L222 208L219 209L220 207L223 206V205H222V206H221ZM236 205H237V206H236ZM254 205H249V206H252L251 208H250L249 206H246V208H247V207L250 208V209L248 208L249 211H250L251 209L253 210V211H252L253 213L251 212L252 215L249 214V212H247V209H246V208H245L246 211H245V210L242 211L241 209H240L239 211H237V210L235 209L237 212H241V211H242L241 213H239V214H242V213H243V214L241 215L242 217H240V215L237 216L238 213L234 210V207H233L232 210L230 209V211H229V209H225V207L223 206V207H224V212H223V211H222V212L225 213V215H228V212H229V214H230V212H232L231 214H232V216H234V215H235V213L233 212V210H234V211L237 213V214L235 215V216L238 217L237 219L242 218V219L244 220L243 215H244L245 213H247V214H245V215H246V216H249L248 219H247L246 216L244 215L245 220H244V222H242L243 220H240V221H241L240 223L236 221V220H237L236 217H235L234 219H227V217H228L229 215H228L227 217H226L225 215H223L224 218L221 217L220 215H221L222 212H220V214L217 212L219 215H218L217 213H216V215H215V214H211L212 212L210 213V215H207V214H205V215H206V219H207L208 216L210 217L211 215H213V218H214V219H215L214 215H215L216 217H217V215L221 217V218L219 217L220 220H219V219L216 220L217 222L214 221V220H212L213 218L211 217L212 219H211V218H210V219H211L213 222L210 221L209 223H211L212 225H213L214 222L218 223V224H217V227H216V223H214V225H213V226L211 225V226H212V229H214V230L217 229L218 233L215 232L216 234H219V235H220L221 233L224 234V235L221 234V235L223 236L222 239H223V238H225V239H226V238H227V239L229 238V239H231L232 241H237V239H238L239 242H238V243L236 242L237 245H238L239 243H241L240 240H242L243 235H246V236H247V235H248L247 233H249L250 236H251V235H255V236H257L256 234H259V235L257 236V238H259V237L261 236L260 238L263 239V240H259L260 238H259V239H255L254 236H253V237L251 236L252 238H251V237H250V238L252 239V243H253V242H256V243L259 244L260 241H261V242L264 244V242H263V241H264V235H263V234H264V230H263V229H264V227H263V226H264V218H263V217H264V206L259 205V206H260V207H259V206L256 205V206H255L256 208H254ZM35 206H36V207L38 206V209H39V210H37V208H36ZM55 206H56V207H55ZM63 206H62V207H63ZM118 206H120V207H118ZM129 206H131V207L129 208ZM189 206H190V205H189ZM202 206H200V208H202ZM231 206H230V207H231ZM243 206H244V207H243ZM48 207H50V208H48ZM54 207H55L56 209H55V210H54V209L52 210V208H54ZM67 207H69V208H67ZM81 207H82V208H81ZM83 207H84V209H83ZM110 207H111V206H110ZM117 207H118V209H119L120 211H119V210H117V211L115 210V209H117ZM134 207H135V208H134ZM136 207H137V209L139 208L138 211L136 210ZM145 207H146V209H143V208H145ZM192 207H191V208H192ZM230 207H226V208H230ZM238 207H239V208H238ZM257 207H259V208H257ZM33 208H34L35 211L33 210ZM35 208H36V209H35ZM191 208H189V209H191ZM196 208H197V209H196ZM205 208H204L203 210H205ZM213 208H214V207H213ZM231 208H232V207H231ZM253 208H254V209H253ZM31 209H32V210H31ZM50 209H51L52 211H51V213L48 214V212H50V211H49ZM58 209H59V208H58ZM81 209H82V210H81ZM109 209H111V208H109ZM121 209H122V211H121ZM124 209L126 210V212H125ZM129 209H131V210H133V211L130 212ZM141 209H142V211H141ZM170 209H171V207H170ZM173 209H174V208L172 207V211H173ZM210 209H212V208H210ZM256 209H257V210H256ZM36 210H37L38 212H36ZM67 210H68V211H67ZM127 210L129 211V213H128ZM196 210H197V212H196ZM214 210H215V211H213V213H215V212L217 211L216 209H214ZM225 210H226L227 212H226ZM255 210H256V211H255ZM259 210H260V211H259ZM29 211H30V213H29ZM32 211L34 212V214H33ZM53 211H54V212H53ZM81 211H82V212H81ZM115 211H116L117 213H116ZM118 211H119V212H118ZM134 211H136V212H135V214L133 213V215H134V217H133L132 212H134ZM192 211H193V210H192ZM192 211H191V212H192ZM200 211H202V209H201ZM209 211H210V210H209ZM209 211H208V214H209ZM211 211H212V210H211ZM254 211H255V212H254ZM31 212H32V215H31ZM52 212H53V213H52ZM66 212H65V213H66ZM86 212H89V211L87 210ZM105 212H102V214L104 213V216H103L102 218L105 217ZM124 212H125V213H124ZM143 212H142V214H144ZM189 212H190V210H189ZM191 212H190V214H191ZM193 212H194V211H193ZM193 212H192V213H193ZM195 212H196V213L199 212V208L197 207V205H195ZM195 212H194V213H195ZM202 212H203V211H202ZM36 213H37V214L40 213V214H44V215H43V216H42V215H37ZM45 213H47V214H46L47 216L45 215ZM60 213H61V212H60ZM65 213L62 212L61 214L64 215ZM80 213H79V215H80ZM90 213H91V212H90ZM90 213H88V214H90ZM99 213H100V211H99ZM108 213H109V212H108ZM112 213H113V214H112ZM194 213L192 214V215H193L192 217H194V216L197 215L196 213H195L196 215H194ZM199 213H200V212H199ZM199 213H198V214H199ZM226 213H227V214H226ZM14 214H15V215H14ZM18 214H19V215H18ZM28 214H30V216L32 217V219L30 218V216L28 217ZM53 214H54V215H53ZM76 214H77V213H76ZM88 214H84L83 217H82V214L79 216L81 219H80L78 222H80V223H81L82 221H84V222H82V223L79 225L80 227L78 228V230H79V229H80V230L82 229V232H83V234L85 235L84 238H86V236H88V235L90 236L91 234H92V236H90V237L92 238L93 235H94V233H95V235H94V237L92 238V240H94V238L96 239L95 241H98V240H99L100 243L96 242V243H97V246H98V244H99V247H103V246L105 245L104 247H105L106 249L103 247V248L105 249V250H103V248L101 249V248L98 247V249L96 250L97 247H95V245H96L95 242H94V246H93V245H90L91 243L93 244V241L90 240V239H91L90 237H87V238H89V240L86 238V239H87V242H86V245H85L86 247L83 246V245H84V244H83V243H84V239L82 240V239L80 238V239H81V242H83V243H81V245H82V244H83V245L81 246L80 243H79V246L82 247V248L79 247L80 249L78 248V250L81 251L82 253H81V252H77V253H78V254L80 253L79 255L82 254L81 256H83L84 254L86 255V256L84 255L85 257H84V256L82 257V260H83V261H82V264H85V262H87L88 260H89V261L87 262V264H88L89 262H90L89 264H93V261H94L95 259L93 260L92 258H94L95 256H96L97 258H99V255L101 254L100 251H102V254H103L104 256L108 257V259L105 258V257H103V255L101 254L102 256L100 255V257H103V258H104V259H102L103 261H101V263H102V264H103V263H106V264L108 263V264H110V263H111L110 261H111L112 259L114 260V258H113L114 255H116V254H114L113 257H112L111 254H113V252H114V253H117V250H114V247H113V250H114V251L112 250V246H111L112 244H111L110 240H108V238H107V240H108L110 243H109L108 241H105V239H103L104 242L102 243V240H100V238L102 239V236H103V232L101 233L102 230H97V231L100 232V234H99L98 232H97V234H96V230H95V229H97V228H96L95 226L97 225L98 229H100L101 227L99 228V225L93 223V221H94V222H95L96 220L98 221V218H96V217H99V216H95V217H94L95 214H93V215H91V216L88 215ZM91 214H92V213H91ZM145 214H146L148 217L151 215V213H148L149 215H148L147 213H145ZM145 214H144V215H145ZM190 214H189V215H190ZM233 214H234V215H233ZM12 215H13V216H12ZM16 215H18V216H16ZM34 215H37V217L34 216ZM85 215H88V216L86 217ZM126 215H125V216H126ZM146 215H145V217H147ZM170 215H171V214H170ZM201 215L204 216V213H203V214L201 213ZM250 215H251V216H250ZM38 216L40 217V219H39ZM41 216H42V217H41ZM89 216H90V217H89ZM107 216H106V217H107ZM140 216H141V215H139L137 218H139ZM230 216H231V215H230ZM232 216H231V218H233ZM12 217H13V218H12ZM17 217H18V218H17ZM35 217H36V218H35ZM59 217H60V215H59ZM85 217H86L87 219H86ZM88 217H89V218H88ZM106 217H105L104 221H106V219H108V218H106ZM111 217H109V218H111ZM152 217L155 218V217H154V214L151 215V217L148 218V219L151 220L152 223H153V220H154V219H153ZM171 217H173V216H171ZM189 217H190V218H189ZM200 217H202V216H200V215L198 216V215H197V217H194V218L197 219V218H200ZM204 217H205V216H204ZM204 217H202V219H203ZM225 217H226V218H225ZM16 218H17V220H16ZM33 218H34V219H33ZM37 218H38V219H37ZM50 218H49V219H50ZM112 218H113V217H112ZM140 218H141V219L143 218V220H144L143 223H144L145 225H143L142 220H141V223H142V224H140V226H137V228L135 227V228H134L135 230H133V231L131 230L132 234H133L134 231H135V233H137V234L134 233V234H133L134 236H132L131 238H128V240H130V239L132 240V238H133V240H134V238H136V239L134 240L135 244L139 242V240H140V238H141V232L143 233L146 229H148L149 227L151 228V226H153V225L155 224V223L151 224L150 221H148V223H150L151 225H150V224H146V223H145V220H148V219H147V218L144 219L143 216H141ZM151 218H152L153 220H152ZM187 218L190 219V223H192V222L195 221L194 218L192 219V220H194V221H191V216H188ZM222 218H223V219H222ZM228 218H229V217H228ZM9 219H8V220H9ZM14 219L16 220V222L18 221V224H19V225H17V223H16V224L14 223V222H15ZM85 219H86V220H85ZM90 219H91V220H90ZM99 219H100V218H99ZM206 219H203L202 222H205ZM235 219H236V220H235ZM41 220H42V221H41ZM62 220H64V219H61L60 222H61ZM100 220H101V219H100ZM155 220H156V218H155ZM169 220H171V219H169ZM185 220H186V219H185ZM218 220H219V221H218ZM224 220H225V221H224ZM226 220H227L228 222L231 221V220H233V221L235 220L236 222H234V224H235V223H237V224L239 223V225H238V226H235V225H234V226H233V229H230V231H229V228H228L229 226H228V224H231L232 221H231L230 223H228V222H226ZM19 221H20V222H19ZM33 221H34V222H33ZM44 221H45V222H44ZM88 221H89V222H88ZM97 221H96V223L100 222V221H98V222H97ZM197 221H198V222H199V221L201 222V218H200V220H197ZM208 221H209V220H208ZM238 221H239V220H238ZM246 221H248V222H246ZM11 222H12V223H11ZM23 222H24V224H23ZM25 222H26V223H25ZM30 222L32 223L33 226L31 225ZM40 222H41V223H40ZM58 222H59V221H58ZM60 222L58 223L59 225H60ZM65 222H66V221H65ZM78 222H77V224H76V227H77V225H78ZM91 222H92V223H91ZM146 222H147V221H146ZM154 222H155V221H154ZM195 222H196V221H195ZM202 222H201V224L203 225L204 223H202ZM252 222H253V223H252ZM10 223H11V224H10ZM42 223H44L42 226L39 225V224H42ZM61 223H64V222H61ZM83 223H84V224H83ZM85 223H86V224H85ZM87 223H88V224H87ZM90 223H91V225L93 224V225H95V226H93V225L91 226ZM101 223H103V221H102ZM104 223H105V222H104ZM107 223H108V222H107ZM107 223H106V224H107ZM119 223H120V224H124V221H123V222H120V221H119ZM119 223L116 224V225H119V226H120ZM190 223H188V224H189V227L191 226ZM243 223H244V224H247V225L244 226ZM12 224H13V225H12ZM27 224H28V226H27ZM64 224H65V223H64ZM106 224H105V225H106ZM108 224H109V223H108ZM108 224H107L106 226H109ZM174 224H176V223H174ZM174 224H171V225L173 226ZM177 224H178V223H177ZM192 224H193V223H192ZM197 224H199V223H197ZM201 224H200V225H201ZM206 224H208L207 221H206ZM206 224H205V226H206ZM237 224H236V225H237ZM241 224H243V225H241ZM252 224H253V225H252ZM256 224H257V225H256ZM30 225H31V226H30ZM38 225H39V227H37ZM171 225H170L169 227H171ZM193 225L196 226L195 223H194ZM226 225H227L228 227H227ZM29 226H30V227H29ZM34 226H36V227H34ZM43 226L45 227L44 230H43V228H44ZM83 226H84L85 228H84ZM119 226H118V227H119ZM122 226H123V225H122ZM146 226H147V227H146ZM176 226H177V225H175V226H173V227H176ZM178 226H180V225H178ZM194 226H192L193 228L190 227V228H192L191 231H193ZM205 226H204V227H205ZM243 226H244V227H243ZM246 226H247V228H248V226H250V229L248 228V230H247ZM254 226H255V227H254ZM22 227H23L24 229H23ZM27 227H28V228H27ZM48 227H49V229H47ZM82 227H83V228H82ZM88 227H90V228L88 229ZM91 227L94 228V229H92ZM120 227H121V226H120ZM120 227H119V229H120ZM123 227H124V226H123ZM139 227H140V229H139V231H138V228H139ZM142 227H143V228H142ZM169 227H168V228H169ZM173 227H171L170 229H172ZM201 227L203 228V226H201ZM206 227H208L207 229L209 230V228H210V224L207 225ZM213 227H214V228H213ZM215 227H216V228H215ZM224 227H225V228H224ZM230 227H232V224L230 225ZM234 227H236V228H234ZM241 227H242V228H241ZM14 228H15V227H14ZM29 228H30V229H29ZM32 228H33V229H34V228H35V229L37 228V229H36V231H35V229L33 230ZM61 228H63V227H61ZM86 228H87V229H86ZM144 228H145V230H144ZM180 228H181V227H180ZM196 228H197V227H196ZM196 228H195V229H196ZM237 228H238V229H237ZM244 228H246V229L243 230ZM253 228H254V230H255L256 232L253 231ZM15 229H17V227H16ZM27 229H28L29 232L27 231ZM90 229H91V230H90ZM121 229H123V228H121ZM151 229H152V228H151ZM170 229H168V230H170ZM175 229H179V227H178V228H175ZM195 229H194V232L197 230V229H196V230H195ZM212 229H210L211 232H214V230H212ZM226 229H227L228 231H227ZM235 229H237V231H236ZM240 229H241V230H240ZM51 230H52V229H51ZM55 230H56V229H55ZM83 230H84V231H83ZM126 230H127V229H126ZM136 230H137V232H136ZM140 230H141V231H140ZM142 230H143V231H142ZM180 230L183 231L184 228L179 229V232L182 233V231H180ZM208 230H206L207 232H206V231H205V232H206V233H210V234L212 235V233H211V232H208ZM219 230H220V231H219ZM223 230H224V231H223ZM246 230H247V231H246ZM259 230H260V231H259ZM17 231H18V230H17ZM25 231H26V232H25ZM30 231H31V232H30ZM52 231H54V230H52ZM52 231H51V232H52ZM91 231H92V232H91ZM127 231H128V230H127ZM127 231H126V232H127ZM129 231H130V230H129ZM197 231H198V230H197ZM197 231H196V232H197ZM202 231H203V229H202ZM242 231L245 232V233H243V234L240 233V234H242V235H241L242 237L240 236L241 238L239 239V235H240V234H238V232H242ZM257 231L260 232V233H258ZM262 231H263V233H262ZM82 232H81V233H82ZM84 232H86V234H85ZM106 232H107V230H106ZM131 232H130V233H131ZM139 232H140V234H139ZM177 232H178V230H177ZM179 232H178L177 234H179ZM184 232H185V231H184ZM194 232H190V230H189V233H187V234L183 233V234H185V235H189V236H190V235H191L192 233H194ZM203 232H204V231H203ZM220 232H221V233H220ZM251 232H252L253 234H252ZM57 233H58V231H57ZM57 233H56V231H55V234H57ZM90 233H91V234H90ZM130 233H129V234H130ZM181 233H180V234H181ZM231 233H232V234H231ZM101 234H102V235H101ZM107 234H108V232H107ZM110 234H111V233L109 232V235H110ZM183 234H181V236H182ZM196 234H197V233H196ZM210 234H209V235L206 234L208 237H207V239L203 242L204 244H206V243H205L206 241L208 242V238H209ZM226 234H228L229 236L226 235ZM236 234H238V236H236ZM98 235H101V236H98ZM192 235H193V234H192ZM194 235H195V233H194ZM214 235H215V234H214ZM225 235H226V236H225ZM232 235H233L234 237H232ZM38 236H39V235H38ZM41 236H42V235H41ZM41 236H40V237H37V236H36V237H37V239H38V238H40V239H41V238H46L45 236H43V237H41ZM53 236H55V235H53ZM136 236H137V237H136ZM142 236H143V235H142ZM212 236H213V235H212ZM216 236H217V235H216ZM216 236H215V237H216ZM96 237H98V238H96ZM116 237H117V236H116ZM177 237H178V236H177ZM179 237H180V235H179ZM183 237H184V236H183ZM183 237H182V238H183ZM185 237H186V236H185ZM231 237H232V238H231ZM247 237H249V236H247ZM247 237H246V238H247ZM262 237H263V238H262ZM117 238H118V237H117ZM180 238H181V237H180ZM180 238H178L177 240H178V242L181 241V242H179V243H182L183 240H182V239L179 240ZM212 238H213V237H212ZM212 238H211V240L209 239L211 242H212V240H214L212 243H214L215 240H216L217 244L220 243V245H222V243H221V242H218V239H216L217 237H216L215 239H212ZM218 238H221V236L218 237ZM244 238H245V236H244ZM244 238H243V239H244ZM246 238H245V239H246ZM250 238H248V240L246 239V242H245L244 240H242V247L245 248V247L248 246V244H250V242H251V241H250V240H251ZM253 238H254V239H253ZM40 239H39V240H40ZM86 239H85V241H86ZM97 239H98V240H97ZM118 239H121V238L119 237ZM118 239H117V240H118ZM123 239H124V238H123ZM125 239H126V238H125ZM125 239H124V240H125ZM183 239H185V238H183ZM229 239H228V240H229ZM235 239H236V240H235ZM121 240H122V239H121ZM231 240H230V241H231ZM255 240H256V241H255ZM42 241H43V240H42ZM88 241H91L90 244L88 243ZM118 241H119V240H118ZM137 241H138V242H137ZM141 241H142V240H141ZM184 241H185V240H184ZM219 241H220V240H219ZM222 241H223V243H225L226 240L224 241V239H223ZM243 241H244V242H243ZM247 241H248V243H247ZM249 241H250V242H249ZM257 241H259V242H257ZM121 242H122V241H121ZM127 242H128V241H127ZM216 242H215V243H216ZM228 242H229V241H228ZM107 243H109V244H111V245H109V244H107ZM122 243H123V245H124V248L127 247V246H126L127 244L129 245L127 249L125 248L127 251L133 247V244L131 245L130 243H127V244L125 245V244H124L125 241L122 242ZM209 243H210V242H208V244H209ZM232 243H233V242H232ZM232 243H231L230 246H234V245H236L235 242H234V244H232ZM244 243H245V244H244ZM252 243H251V244H252ZM262 243H261V244H262ZM15 244H17L16 241H15ZM15 244H14V245H15ZM88 244H89V245H88ZM101 244H102L103 246H100ZM135 244H134V245H135ZM138 244H140V242H139ZM138 244H136V245L138 246ZM204 244H203V245H204ZM208 244H206L205 246H207ZM217 244H216V245H217ZM225 244H228L227 241H226ZM225 244H224V245H225ZM229 244H230V242H229ZM258 244H257V245H258ZM261 244H259V246H261ZM87 245H88V246H87ZM130 245H131V246H130ZM136 245H135V246H136ZM142 245L144 246V243H142ZM145 245H146V244H145ZM197 245H198V244H196L195 247H196ZM224 245H222V246H224ZM237 245H236V246H237ZM245 245H246V246H245ZM254 245H256V244H255V243L253 244V247H254L253 250H254V251H255V247H256V249H259V248H260L261 251H262V249H263V252H260V251H259L262 255L259 254V253L257 254V255H259L258 258H260V255H261V259H263V258H264V257H263V255H264V254H263V253H264V248H262V247L257 248V245H256V246H254ZM15 246H16V245H15ZM65 246H66V245H65ZM91 246H92V247H91ZM109 246L111 247V249H110ZM139 246H140V245H139ZM139 246L137 247V248H138V250H136L137 252H136V251H133L132 249H131V250H132L133 252H136V254L134 253V255H132V256L137 257L136 259H134V262H136V260H137V262H138V259L140 258L141 261L139 260L140 262H138L137 264H139V263L142 264L143 262L146 261V259H148L147 256H145V254H146V252H147V249H144L143 246H141L140 249H139ZM183 246H184V243H183ZM183 246H182V247H183ZM211 246H215V245L212 244ZM217 246H218V245H217ZM222 246H219L220 249H221ZM228 246H229V245H228ZM230 246H229V247H230ZM236 246H234V247H235V249H234V253L230 252V251H233V250H231V247H230V248L227 247V248L230 249V251H229V249L227 250L226 246L224 247V249L227 250V251H229V252L222 251L223 248L221 249V251H222L223 253H226V254L228 253V254H227V257H228V256H229V257L232 256V258H234L233 256H235V257L237 256V257H238L239 254H240V253L242 254V251L244 252L246 248H245L244 250L238 252L239 254H237V250H236V249H238V247L240 246V244H239V246H237V247H236ZM249 246H250V245H249ZM251 246H252V245H251ZM251 246L248 247V248H249L248 251H247V249H246V252H249V250H250V255H249V253H247V255H245L246 252H244L245 254H242V256L240 255V257H242V258H243V256H245V260H246V262L244 261V259H243V260L240 259V257H239V259L243 261V264H244V262H245V263H248V264H249V263H250V264H251V263H252V264H254V263H258V264L263 263V262H264V261H263L264 259H263L262 261H261L260 259H257L258 262H254V263H253V262H249V259H250V261H251V257H252L251 254H253L252 252H254V251H252V249H250V248H253V247H251ZM262 246H263V245H262ZM67 247L70 248V247L67 245V246H66V249H67ZM87 247H89V248H87ZM90 247H91V248H90ZM108 247H109V248H108ZM129 247H131V248H129ZM144 247H145V246H144ZM195 247H194V248H195ZM199 247H200V246H199ZM208 247H210V244L208 245ZM208 247H207V248H208ZM219 247H218V248H219ZM240 247H241V246H240ZM29 248H30L31 250H30ZM33 248H35V246H33ZM33 248H32L31 245H28L27 247H25V249H22V251H23L22 254H25L26 252H29L30 254L28 253L27 255H29L30 257H32V256L34 255L33 258H35V259L37 258V261H38L39 258L41 259V256H40V255H42L43 252L40 250V253H39V252H38L39 249H38V251H37V249H34V250H33ZM36 248H37V247H36ZM84 248H85V250H84ZM142 248H143V249H142ZM145 248H146V247H145ZM204 248L207 249L206 247H204ZM210 248H211V247H210ZM212 248H213V249L216 248L217 250H219L216 246H215V247H212ZM212 248H211V250L213 251L212 253H214L215 255H216V253H219V254L221 253V254H222L221 257H223V258H221L220 255L218 256V257H220V258H218L217 255L214 256V257H212V256L214 255V254H212V256L210 255V258L212 257L213 259H209V260H211V263L214 264L213 261H214V259H215L216 257L220 260V261H219V260H217V258H216L217 262L219 261V263H220V262L224 261V260H222V259H224V257L226 258V255H223V253L220 252V250H219V252H216V251L213 250ZM261 248H262V249H261ZM66 249H65V250H66ZM82 249H83L84 251H82ZM86 249H88L89 253H88V251H87ZM89 249H90V250H89ZM108 249H110L109 252H110L111 254L108 253ZM125 249H123V250L126 251ZM197 249H198V247H197L196 249H193L192 252H193L194 250L197 251ZM208 249H209V248H208ZM232 249H233V247H232ZM65 250H64V251H65ZM91 250L94 251V252H92ZM95 250H96V251H95ZM98 250H99V251H98ZM123 250H121V252H122ZM131 250H130V252H131ZM134 250H135V249H134ZM139 250H143V252L141 251V254H140V251H139ZM199 250H200V249H198V251H199ZM211 250H208V251L211 252ZM235 250H236V251H235ZM34 251H35V252H34ZM62 251H63V249H62ZM115 251H116V252H115ZM124 251H123V253L125 254V255H124V257H125V256H126V253H125ZM144 251H145V252H144ZM198 251L195 252V253H197L198 259H199V254H203V256L200 255V257H202V258L205 257V256H206V258H207L208 255H209V252H208V254H205V256H204L203 251H200L199 254H198ZM238 251H239V249H238ZM251 251H252V252H251ZM256 251H257V250H256ZM18 252H19V251H18ZM20 252H21V250H20ZM84 252H86V253H84ZM96 252H97V253H96ZM99 252H100V253H99ZM104 252H105L106 254H104ZM192 252H191V254H192L193 258H197V256H196L194 253H192ZM235 252H236V253H235ZM33 253H35V254H33ZM41 253H42V254H41ZM60 253H61V252H60ZM63 253H64V252H63ZM107 253H108L109 255H111V256H110V257H111L110 259H109V256H108ZM123 253H122V254H123ZM128 253H129V252H128ZM128 253H127V255H128ZM131 253H132V252H131ZM137 253H138V254H137ZM205 253H207V250H206ZM230 253H231V254H230ZM58 254H59V253H58ZM78 254H77V255H78ZM87 254H88V255H87ZM119 254H121L120 251H119V253H118V255H117L118 258L115 256V260H116L117 262H116V261H113V260H112V262H114V263H116V264H117V263H119V264H120V263L123 264V262H124V264L129 263L126 259H125V260L127 261L126 263H125V260H123V262H118V261H120L119 256H120V257H123L122 254H121V255H119ZM129 254H130V253H129ZM142 254H143V255H142ZM193 254H194L196 257H195ZM210 254H211V253H210ZM229 254H230V255H229ZM235 254H236V255H235ZM31 255H32V256H31ZM35 255H36V256H35ZM37 255H38V256H37ZM60 255H62V254H60ZM79 255H78V257H72V260H74L73 258H75V260L78 261V262H74V263L81 264V263H79V262H81V260L79 261V259H77V258L80 257ZM92 255H93V256H92ZM253 255H255V253H254ZM65 256H66V255H65ZM87 256H88V257H87ZM138 256H139V257H138ZM140 256H141V257H140ZM144 256H145V257H144ZM190 256H191V255H190ZM192 256H191L190 258H192ZM247 256L249 257V258H248V262H247V259H246ZM250 256H251V257H250ZM10 257H12V256H10ZM124 257L121 258V261H122V259H124ZM127 257H128V256H127ZM127 257H126V258H127ZM143 257H144V258H143ZM229 257H228V258H229ZM262 257H263V258H262ZM56 258H57V257H56ZM85 258H86V259H85ZM116 258H117V259H116ZM193 258H192L191 260H194ZM58 259H59V258H58ZM80 259H81V258H80ZM100 259H101V258H99V260H100ZM105 259H107L108 262L104 261ZM127 259H128V258H127ZM130 259H131V258H130ZM198 259L196 260V261H197L196 264H198ZM200 259H201V258H200ZM200 259H199V260H200ZM226 259H227V258H226ZM226 259H225V261H228V260H229V259H228V260H226ZM239 259H236V260L233 259V260H234V261H233V260L230 258V262H231V260H232V263H233V262L236 263L237 260H239ZM9 260L16 261V259H14V258H13V259H12V258L10 259V258L8 257V262H9ZM43 260H44V259H41L40 261L43 262ZM63 260H65V259H63ZM86 260H87V261H86ZM99 260H95L96 263H97V261H98V263L100 264ZM109 260H110V261H109ZM189 260H190V259H189ZM209 260H208V258H207L206 261H204V260H203V261L201 260V261L204 262V264H208V263H209ZM212 260H213V261H212ZM216 260H215V264H216ZM240 260H239V261H240ZM13 261H10L11 263L9 262V264H12V263H13V264H19V262L16 261L17 263H15V262H13ZM61 261H62V258H61ZM91 261H92V262H91ZM95 261H94V262H95ZM196 261H195V262H196ZM207 261H208V263H207ZM225 261L223 262V264L227 263V262H225ZM239 261H238V262H239ZM242 261H240V264H242V263H241ZM38 262H39V261H38ZM42 262H40V263H42ZM146 262H147V261H146ZM146 262H145V264H146ZM191 262H192V261H191ZM195 262H192V263L195 264ZM202 262H200V263H202ZM205 262H206V263H205ZM228 262H229V261H228ZM44 263H45V262H44ZM114 263H111V264H114ZM192 263H190V264H192ZM232 263H230V264H232ZM235 263H234V264H235ZM45 264H46V263H45ZM47 264H48V263H47ZM71 264H72V263H71ZM94 264H95V263H94ZM129 264H130V263H129ZM187 264H188V263H187ZM209 264H210V263H209ZM217 264H218V263H217ZM221 264H222V263H221ZM228 264H229V263H228ZM236 264H239V263H236Z\"/></svg>",
  "mask_w": 264,
  "mask_h": 264
}]
</instances>
